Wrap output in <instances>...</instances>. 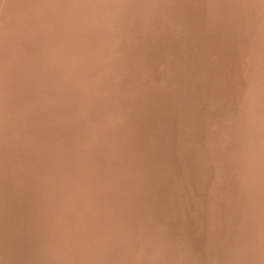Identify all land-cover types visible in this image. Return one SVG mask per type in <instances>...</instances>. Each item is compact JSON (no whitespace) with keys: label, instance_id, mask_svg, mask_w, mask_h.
Masks as SVG:
<instances>
[{"label":"rangeland","instance_id":"1","mask_svg":"<svg viewBox=\"0 0 264 264\" xmlns=\"http://www.w3.org/2000/svg\"><path fill=\"white\" fill-rule=\"evenodd\" d=\"M6 1H8V2H7V5H8L7 7H9V9H8L6 6L3 7V6H4V2H6ZM10 1H11V3H13L14 5H13V4H9ZM12 1H13V2H12ZM17 1H18V2H17ZM27 1H28L29 3H27ZM45 1H49V0H43V1H42V0H34V1H33V0H23V1H22V0H21V1H20V0H16V1H14V0H1V1H0V6H2V7H0V18L2 17V19H0V25H1V26H0V31H1V32H0V40H1V41H0V50H2V51H0V53H1V54H0V55H1V56H0V67L3 66L2 68H0V72L3 73L2 75H1V73H0V77H1V78H0V83H2V85H3V86H2V85L0 84V93H1L0 95H2V96L0 97V101H1V99H2V101L4 100L2 103L5 102V103L7 104V105H6V104H2V103L0 102V105L2 104L1 107L4 108V111H3L2 108L0 109V114L3 115V114H5V111H7L6 113H7L8 116H9V117H8L6 114L3 115V116L0 115V119H1V120H0V123L2 122V124H3V122H4L3 125L5 126V128H4V127H2L3 125L0 124V128L2 127V128L0 129V131H1V132H0V139H1V140H2V139L4 140L3 137H5V138L7 139V140L2 141V143L0 144V145H1L0 148H1L2 150H3V148L5 149L3 152H2V150H0V156H1V157H0V159H1V160H0V163L2 162V163L0 164V168L2 169V171L4 170V168H2V164H3V167H6V166H7L6 169H5L4 171H6L7 168H9L8 171H6V172L9 173V176H8V174H7L6 172L3 173L4 171L2 172L3 174L0 172V176L2 175L1 177H3L4 180H5V181H4V180H2L3 178H0V183L2 184V185L0 184V185H1V186H0V203H2V204L0 205V216H1V214L3 213L2 211H5V212H4V215L2 214L3 217L7 215V220H6V217H5V219L2 218V220H0V224L2 225V226L0 225V228H1L0 230H1V233H2L1 235L5 234V235L7 236V234H8L7 237H9V236L11 235L10 238L13 237L12 239L14 240V239H17V237H15V236H18L20 233H21L20 235H22L23 232L25 233V230H27V227L29 226L28 228H31V231L28 229L30 234L28 233V230H27L25 235H27V233H28V235L31 236V238L33 237L35 240H37V239L39 240V238H35V237H38L39 235H42V236L44 235V236H45V234H46V235L48 236V238H49V241H50V240H52V239H50L51 237H50V235H48V232H50L53 228H55V227H56L55 225H57L56 229L58 228V221L56 222L55 219H56V220H57L58 218L60 219L61 216H62L61 218H64L63 214H66V215H65L66 217H68V216L70 217V216H71V217H70L71 220H72L73 218L76 219L75 221H74V220L71 221L72 224L70 223V225H72L71 228L73 229V227H75V226H73V225H76V224H73V222L75 223L77 220H80V218H79L80 216H81L82 219H85L84 217H82V215L84 216L83 213H86V211H85L86 208H85V206H84V202L86 201V204H85V205H87V203H89L88 199L86 198V200H84L83 197L80 196V197L82 198V200H80V199H81V198H80V199H79V202L77 201V203H76L75 201L78 200V199H76V198H77L76 196L78 195V197H79V191H78V190H81V189H82V187H81V186H82V185H81L82 183H81V182L84 183V181H82V178H83V176L86 177V174L84 175V172H86V170L88 169V165L91 167L92 159H93V158L95 159V157L91 158L92 153H94L96 149H97V150H96L97 152L99 151V152L101 153V150H100V148H99V145H100L101 149L103 150V148L106 147L105 145H108L106 141H107V140H110V141H109L110 143L113 142L114 145L117 144L118 146H115V147H114L113 144H112V145H113V146H112V145L109 143V145H108L107 148H108V149H111V147H112V152H113V150H114L115 148H116V149L118 148L119 150H118V149H117V150H118V151H121V152L118 153V154H124L128 149L133 148L132 145H134V148H135V149H133V151H132V150H131V151H132V152L135 151V153H136V152H139L138 154H140V155H137V154H136L137 157L134 156V155H131V156H132V159H131V158H130V159H131L132 162L135 163V161H136V160L134 159L135 157H136L137 159H138L139 156H140V158H142V157L144 156V154H145V153H144L145 150L147 151V152H146V155L149 154V153H148V150H150V151L152 150L151 147H152L153 145H150V141H151V140H152V141H151V144H153V143H154V142H153L154 140H155V141H156V140H159L158 138L164 139L165 136H167V133H166V132H168V134H169V131H167V130H171L172 128H174V126L176 125L174 122H177V123L179 124L178 126L176 125V127L178 128V130L180 129V125H181V124H183L182 126H184V127L186 126V124H187L186 127H188V124H190V126H191V128H192L193 125H198V124L200 123V121H203V116H206V119H208V118H207V117L209 116L208 114H214L215 112H219V110H221L220 107H222V109H223V110H221V112H220L221 115L216 113V114L213 115L212 118H211V115H210V121H211V123H209L210 125H209V124L207 125V124H205V123L202 122L201 124L203 125V127H204V126H205V127H204V128H199V125H198V129H200L199 132H198V130L196 129L197 126H196V128L193 127V130L191 129L192 131H194V132H192V133H194V134H192V135L195 136V134H196L195 137H197V138H195V137L193 138V136H192L191 134H188V132H187V134H188V135H187L186 133H184V131H181L180 133H181L182 135L179 134L180 137H177L178 134H176V133H179V132H178V130L175 131V130H176V127H175V129H173V130L175 131V135H177V136L173 135V134H174V131H170V132H172V133H171V137L173 136L172 138H174V136H175V139H176V137L179 139V138H181V136H182L183 139H184L183 142H186L183 134H186V135H187L186 137H188V136L190 135V136H192V141H190V140H191V137H190V136H189L190 138L188 137V138L190 139L189 141H190V143H193V140H194V143L192 144V146H195V145H196L195 142L197 143V140H199V139H198L199 136H197V135H200L202 131H203V133H207V132H208L207 134L209 135V131H210L211 128H212V126H211V124H212V125H213V128H214V130H211V131H210L211 134H212V137L215 138V139H218V140L220 139V141H222L221 144H222V143H223V144H222V149L220 150V153H221V152H223V153L226 152L225 155L221 153V155H222L223 157H222V156L220 157V155H218L217 158H219L220 160H219V159H216V161H217V162L219 161V162H221V163L224 164V166H223V164H221V163L218 162V163L220 164V165H218V166H219V169H220V170L222 169V171H226V172H228V173H226V174L235 173L236 171H237L238 174H239V171H240L241 174L243 175V174L245 173L244 171L246 170V173H247V171H248L247 169H249V168H250V170H249L250 173H252V172H251V171H252L251 169L253 168L252 166L255 165L256 163H258V162H259L258 160H261V159L263 160V159H264V156L261 155V152H262V154H264V152H263V151H264V149H263V148H264V138H261V139H259V142H258V146H259V148H257L256 150H254L256 153L253 152L254 155H255L256 157H253V159H252V161H251V164L253 163L252 166H249V165L247 164V162H246L245 164L243 163V164H241V165H236V166H237V167H236L234 164H232L233 162L230 160V159H232V156H233V157H234V156H238L239 154L243 153V147H244V144H241V143H244V142H242V140H243V138H245V136H246V135H245V134H246V127L248 126L247 123H248V120H249V118H250V116H251V111L254 110V109H257L259 106H261L260 99H262V95H263V93H264V46H262V47H257V48H254V49H253V47H249V46L246 44V41H245L244 39H241V38H242L241 36L245 34V31H246V30H250V29H251V26L254 25V24L252 23L251 19L247 16L244 7L232 6L231 3L229 2V0H188V3H189V4H188V6H187L186 8H184V10H183V17H182V18L180 17L181 19L177 21L178 23H176V24H178V26H176V27H179V23H180V28L182 29V30H181V29H180V30L185 34V35H183L181 31L179 32V30H177V29H179V28H176V27H175L176 30H174V26H175V22H176V20H174V22L169 21V22H172V24L174 23L173 26H172L171 23H169L170 25H167V24H168V20H167V21H166V20H163V18H165V16L161 18V19H162V22H161V20H160L159 18H157V20H155V19H156V18H155V15L153 16L154 18H153L152 16H151V17H152V18H151V17L149 16V13H146V12L142 9L143 4H144V0H131V1H132V5H134V7L132 6L133 8H132V7L130 6V4H129L131 1L129 2V0H127V2H129V3H128L129 6L126 4L127 6L125 7L124 4L127 3V2H126V0H125V3H123L124 1L122 0L123 2L121 1V3H120L121 6H120L119 8H117V9H116V7H118L119 4L117 5L116 3H118L120 0H119V1H117V0H106V1H105V0H104L105 2H104L103 0H102V1H101V0H98V1L102 2L101 4H100V2H97V1L95 0V1H96V2L102 7V9L99 7V5H96V2H95V1H94L95 3H93V4H95V6L91 3V5H92L93 8L96 7V6H98V7L96 8L97 10L94 8L97 12H96V11L94 12V9H93V13H94V14L96 13L95 16H94V14L91 15L92 13L90 12V13H91V14H90L91 16L89 15V16H90V19H91L92 17H94V20H95V19L97 18L96 16H97V15L100 16L102 13H104V12H102V11L105 10V8H107L108 11L105 10V11H106V14H107V16L110 15L109 18H108L109 21H107L108 24L105 22V21H106V19H105L106 14H105V13H104L105 15L102 14V15H104V19H105V20L103 19L104 22L102 21L101 24L103 23L104 27H107V25L110 26V31L113 29V25H114V27H116V26L119 24L118 29H121V30H122V26H123V28L127 27L126 30L128 31V33H130V32H132V31H129V29H132V30H133V29L135 28V25L138 26V25L141 24L142 26H139V27L135 28L136 31L138 30L139 33L136 32L135 30H133V32H134V31H135V32H134V33H130V35L133 34V35L135 36V33H137V34H138L137 36H138V37L140 36V38H144V37H141V36H145V35H146V36H151V37H149V38L146 37V39L149 40V41L146 40V42H144L145 39L142 40V39H139V38L136 37V36H135V37L128 38L127 36H128L129 34H128L126 31H125V32L127 33V36H125L126 38H123V37H122V34L125 35V33H124V30H125V29H123V31L120 30L121 32L118 30V31L120 32L121 36L116 35V33H115L116 36H114V38L116 39V42L118 41L117 44L120 42L119 40H117V38L119 39V37H122V38L120 39V40L123 39L122 41H124V39H127V38H128L129 40L131 39V40H130L131 42H134V41H133V38H135V43H133V44H132L131 42L128 43V41L125 40L124 43H122V42L119 43V44L121 45V47H119V46H120L119 44H118L119 46L114 47L116 44L114 45V44L111 43V40H110V39H112V36H110V34H112V33H111V32H110V34L108 33L109 27L106 29L107 32H105L106 30H105V28L103 27V25H102V27H103L102 30H104V31L99 30V28L96 27V26H100V25H101L100 23H99V24H100V25H99L98 22L96 21V23L98 24V25H97V24H95V23L93 22V24L95 25V26H94V31H95V30H96V31L99 30L98 32L101 31V33L103 32V34H105V33H108V34H109V38H110V39H106V37H108V35H107V36H103L104 38L101 37L102 41H103L104 43L106 42V46H108V43H107V42L110 41L109 44H110V45L112 44L113 47L116 48V50L113 48V49H114V52H115V51L117 52V50L119 49L118 53L121 54V55H123L124 52H125V51L123 50V48L126 50V52H125V54H126V55H125L126 58H125L124 55H123V56H124V59H123V56H121L123 62L125 61V59L127 60V57H128V58H131V57H130V54L132 55V52H130V51L132 50V49H131V46L133 47V45H135V47H133V48H135L133 51L137 50V51L139 52V50H140L141 48H143L144 46L148 48L149 46H151V45L153 46V45H154V46L156 47V49H155V47H153L152 50H153V49H154V50L152 51V50H151V47H152V46H151V47H149L150 49H148V50H149V51H148V50H145V49H147V48L144 47V49H143L144 51H141V54H143V52H145V51H146V52L148 51L147 53L145 52L147 55H149L150 53L153 55L152 52H154V55H153V56L157 55V58H156V56H155V57H152V58H153V59L155 58V59L157 60V59H159V57H158V53H159V54H160V55H159V56H160V59L158 60V62H162V63L165 62V63H167L168 66H170L171 64H172V65L174 64L175 66H174V65H173V66H174L175 68H177V66H180V65H181V67H182V66L185 64V67L183 66V68H182L183 70L181 69V71H180V67H178L179 69H177V70L175 69V70H176L177 72L180 71L181 74H183V75H182L183 77H184V75H186L187 77H186V76H185V77L187 78V80L190 79L191 77H193V78H191L192 80H191V79H190V81L188 80V82H190V89H189V83L185 80V78H184L183 80H181V79L183 78V77L181 76L182 78L179 79L181 82H179L178 78H179L180 76H179V77L177 76L178 78L175 76V75H180V73L176 74V73H177V72H176V73L174 74V76H173V74L171 73V72H173V70H172L173 66H171L172 68L170 67L171 69L168 68L171 74H169V73L167 74V70H168V69H167V67L164 65L165 63H163V65L166 67L167 70H166L165 67L162 65V63H158V64H159V65H158L159 68H158L157 65H156L157 63H154V62H157V61H154V60H153V63H152V65H151V63H150L149 61H151L152 58H150L151 60H148V61L146 60L147 62L144 61L145 59L149 58V57H147L146 54H144V56L146 55L145 59H144L143 57H141L143 63L140 62V61H141V60H140L141 58H140V59H137V60H139L138 62H139L140 64H143V65H140L139 63H138L139 65H138L137 63H134V62H135V58H136V56H137V58H138V57H140V55H141V54H140V55L138 56L139 53L136 52L137 55H136V56H132V58H133V60H134V62H133V61H132V62H133V64H135V65L137 64L138 66H137V65H136L137 67L134 66V65H133V66L136 67V68H138V67L140 66V68L142 69V70H138V74H140V75H141V71H143V70L147 71V72H146L147 74H146V73H145V74L142 73V74L145 75V77H142V76H140V75H135V73L133 72V73H134L133 75H135L136 77L138 76L137 79L143 78L142 80H144L145 83H151V81H155V79L158 80V79H160V78H164V79H162V80L159 81V82H163V80H165V78H167V79H166V82L168 83V81H171L172 84H174V86L176 85V86H175L176 89L174 88L173 85H172L171 87L169 86V85H171V82L168 83L169 85H168V84H165V82H164V83H160L161 85H163V84L165 85V89H164V90L161 88V87L164 88V86H161L160 84H159L160 86H157L158 88H161V89H162V92H163L162 94H165V93H167L168 91H171L172 94H173V90H174V91L178 90V87H177V86H179V90H178V92L181 91V93H182L181 98H182L184 101H185V99L183 98V95L188 94V93H186L187 90H188V91L190 90V91H189L190 94H191V92H192L193 90H195V88H197V89H196V90H197L196 92H198V93H197L198 95H199V91H198L199 89H200V93H201V91H202V93H204V91H205V93H207V94L209 93L208 96H207V94H206V96H207V98H208V99H207L208 101L205 100V102H204V101H203V98H202V101H203V104H202V105H204L205 103H207V105L205 104V106L207 107L208 105H210L211 108H212V110H214V113H211V112H212V111H211V108H210V109H209V108H206V110H205V109H202V108L198 107V106H201L200 104H201L202 102H200V100H199L200 98H197V97H198L197 94H196V93L193 94V92H192V95H193L192 97H194V95L197 96V97H194L193 100H194L195 98L198 99V101L200 102V104H198V101H197V100H195V101H193V103H191V102H192V101H191L192 99H190L189 97L187 98V97L185 96V98L189 99V101H188V100L186 101L187 103L183 101L184 103H186V104L189 105V106H185L186 108H189V109L186 110V111L188 112V114H186V113H184L185 110H180V111H179V109H181L179 103H181L182 100L179 101L178 104H176V103L174 102V100H173L172 103L174 104V106L171 104V107H169V108L167 109L168 111H166V109H165V108H167V107H165V106H170V105H166V103H164V101L167 102V99H166V98L168 97V99H169V100H168V103H169V101H170V103H171V100H172V99L170 100V97H172V96H173V97L176 96V93H177V92H174L175 95H171L170 92H168V95L170 94L171 96H170V95L168 96L167 94H166L167 96H166V95H162V94H160L161 91H160V93H156V92L159 91V89H158V91H155L156 89L154 90L153 87H155V88H157V87H156V86H152V85L154 84V82H153V84L151 85V87H152L153 89L150 88V90H149L150 93H149V91H148L149 88H148V87H150V86H148V84H147V86H146V84H144L145 86H144V85H143V86H144V87H147V88H145V89L147 90V92H148L149 94H151V92H152V90H153V91L155 92V94L157 95V96H156L157 98H156V97L154 96V95H155L154 92H152V96H154L153 99H155L154 102H155L156 99H157V103H158L159 106H157L156 103H155V104H156L157 107H160V110H161V104H162V107H165V108H164L165 110H163V109H162V110H163V111H166V112H168V113H169V109L172 108V106H173V107H176L175 105H177V107H179V109L176 107L175 109H172V111H170V112H172V113H169V114H173V115H171V117L174 116V112L177 113V111H173V110H177V109H178V114H179L180 116L182 115L181 111H182V112L184 111V112H183V115L186 114V115L190 116L191 113H192L193 116L196 115L197 118H199L198 120H196L197 118H195V117H194L195 120H193L194 118L191 119V120H192L191 123H194V124L191 125V123H189V121H190L189 118H190V117L187 119V120H189L188 122L184 121V123H182L183 119L181 120L180 118L182 117V118L185 119L186 117H183V115L180 117V116H178V115L176 114L179 118H177L176 115H175V116H176L175 118H168V125L172 122L173 119H175V121L172 122V123H174L175 125L173 126V125H171V124H172V123H171L170 126H167V124H166V123H167V122H166L167 120H164V118H167L168 116H166V113L163 112L165 117L163 118V115H161V117L163 118L164 122H166L165 124H166V129H167V130L165 131V130H164V124L162 125L161 123H157L158 121L154 120L155 117H153V115H154L156 112L160 111V110H159V108H157L156 106H155L156 108H154V105H155L154 102L152 103V102H150V100H148V98H149L151 95L148 94V95H149V97H148L147 92H146L144 95L147 96V98L144 97V99H145V100H148V101H146L147 103H152V104H154L152 107H153V111H156V112L153 113V111L151 112L150 110H148V111L151 112V113H150V112H147V113H150L149 115L147 114V116L149 117V118L147 117V118H148V121L145 120V118H146V117H145L146 114H145V116L142 115L144 118H143V117H140L139 120H141V118H143L145 122L147 121V123H149V124H147V125H145V126H148V125L150 126V125L153 124L154 122H155L157 125H158V124H160V126L162 125L163 127L161 126V128H163V129H161V130H164V132H163V131L161 132V130H160L161 133L159 132V133H160L159 136H160V135H161V136L163 135L164 138H162L161 136L159 137L158 135H157V136H158V138H157V136L155 135V134H157V131L154 129V127H155L156 125L154 124L155 126L153 125V128H152L153 131L151 130V127H152V126L150 127L149 130L152 131L153 133H154V130H155L154 135L156 136V139H154V140L151 139V138H155V136H154V135H153V137L150 136V135H152L153 133L150 132V131L147 129L146 132L149 131V132H148L149 134H148V133H147V134L150 136V139H151V140H149V139L147 140V142L149 141L148 143H149L150 147H149V145H148L149 148H148V149H147V148L144 149L143 146L146 147L147 145H146V146H145V144L143 145V142H144V143L146 142L145 140L148 138V136H147L146 133H145V136H147V137L145 138L144 134L142 135L141 132H143V131L145 132V129H146V128H145V126L143 125V127H144L145 129L142 128L143 131H141V132L138 131V130H140V128H139V129L137 128L138 125H139V120L137 119V118H138L137 115H139L142 111L140 112V110H139L138 107H137V109H135V110H136V111L139 110V111H138V112H140L139 114L134 115V114H136L135 112H134V114H132L133 112H132V113L129 112L130 115H131V114L133 115V118L131 117L132 119H130V120H132V123H133L134 125H135V123L133 122V120H134V119H135V120L137 119V120H136V121H137V123H136L137 126L135 125V127H134L132 124L128 125V126H130V127L127 126V124L131 123V121L128 122L129 119L126 118L127 116H129L128 111H127V114H128V115H127V116L125 115V114H126V113H125V112H126V109H128L127 106L130 105V104H131L130 106L133 107V108H132V109H133L132 111H135V110H134V106H132V105L135 104V107H136V102H135V101H138V99H139V102H138L139 105L141 104V106H145V102H144L145 100L143 101L144 104L142 103V100H140V97L143 95V94L140 92V91L142 90V88H141V90H139L140 94H142V95H139V94H138L139 92H138V90H137V89H139L140 87H143V86H141V85L139 86V83L136 82L137 79H135V83L133 82V85H134V84H135V85L138 84L139 88H138V86H135V85H134V86L137 88V89L135 88V89L137 90V94H136V91H135V90H134V91H135V95H138L139 97L136 96L137 98H135V99L130 98V99H132V100L134 101V104H132L133 101H129V102L127 101L128 103L131 102L130 104H127V102H126L125 100H123V102H125L127 105L124 104V103H122L121 101L119 102V100H121L122 98H126L127 100H130L129 98H127V96H126V97H122V96H123V95L125 96V93H127V90H128V89L130 90V89L134 88L133 85H131V84H132L131 82L134 81V80L132 79L133 76H130V75L132 74L131 72H132L133 70L135 71L136 69H133L134 67H131L132 64H131L130 62H129V64H131V65L128 64V60H127V64H126V65H128L127 67H125V66H126V65H125L126 61H125L124 65H123V62H122V63H119V62H118L119 65H117L118 63L114 61L115 58H113V57H115V56L118 55V54L115 55L116 52L114 53L112 49H111V50H112L113 53H111V52H110V51H111V50H110V47H106V46H105V48H104V46H103V48L101 47L102 45H104V43H102L101 40H100V41L98 40V38H100V37H96L97 33L95 32V33H96V35H95V33L93 32V29L90 28V26H93V24L91 25V23H92L91 20H92V19L90 20V22H88L89 19H88V21H87V19H86V18H88L89 11L86 12V10H85L84 12H86V13L83 12L84 14H83L82 12H79V11H81V10H79V8H81V4H82L83 8H84L85 5H87V6L85 7V9L87 8V10H89L88 7L91 8V7H90L91 5H89V4H90V2H93V1L88 0V3H87V2H86L87 0H84V2H86V3L83 5V3H84V2H82L83 0H81V1H80V0H77V1H80V7H79V3H77L76 0H73V1H72L73 3H71V0H70V2H69V0H65V1H68L67 3H70V5L68 4L69 7L67 6V3H66L64 0H59L60 2H58V0H57V4H55V3H56L55 0L51 1L52 3H48V2H45ZM74 1H75L76 5H73V4H75ZM89 1H90V2H89ZM108 1H110L109 3H111V4L107 3V4H108V5H107L108 7H105L106 5H105L104 3L108 2ZM112 1H113V4H112ZM116 1H117V2H116ZM141 1H142V3H143V4L140 3V5L142 4V5H141L142 7L139 6V2H141ZM43 2H44V3H43ZM49 2H50V1H49ZM62 2H63V3H62ZM114 2H115V5H117V6H115V9H112V7L114 8ZM134 2H135V3H134ZM18 3H19V4H18ZM20 3H21V4H20ZM24 3H25V4H24ZM41 3H43L44 5L41 4ZM136 3H137V4H136ZM1 4H3V5H1ZM16 4L18 5L19 9H18V7H17ZM22 4L24 5L23 8H22V6H23ZM28 4H29V5H28ZM36 4H37V5H36ZM48 4H51V5H48ZM58 4H60V8L58 7V6H59ZM77 4H78V7H77ZM5 5H6V3H5ZM10 5H11V6H10ZM26 5H27V6H26ZM47 5L49 6V8H51V10L48 8ZM53 5H56V7L53 6ZM61 5H62L63 7H62ZM64 5H65V6H64ZM72 5H73L74 7H73ZM88 5H89V6H88ZM103 5H104V6H103ZM110 5H112V6H110ZM122 5H124V6L122 7ZM135 5H136V6H135ZM12 6H15V7L13 8ZM32 6H33V7H32ZM42 6H43V7H42ZM71 6H72V7H71ZM75 6H76V7H75ZM138 6H139V7H138ZM29 7H30V8H29ZM37 7H41V8H37ZM45 7H47V8L45 9ZM67 7H68V12H70V13H67V12H66V11H67V9H66ZM70 7H71V8H70ZM121 7H122L123 9H124V7H125V9H126L127 7H129V9H130L129 11H130L132 14H129V11H127V12L124 11V13H128L127 15L121 13L120 11H118ZM137 7H138V8H137ZM1 8H3V9H1ZM4 8H5L6 10H5ZM21 8L24 9L23 12H21V11H22ZM25 8H26V9H25ZM27 8H28V10H27ZM31 8H32V9L34 8V9L31 11V10H30ZM52 8H53V9H52ZM55 8H57V9L55 10ZM72 8H73L75 14L73 13ZM75 8H76V9H75ZM83 8H81L82 11H83ZM98 8L101 9V14H100ZM108 8H110V9H108ZM122 8H121V9H122ZM12 9H13V10H12ZM17 9H18V11H17ZM37 9H38V10H37ZM58 9H59V11H61V12L64 11V14H68V15H69L67 19L70 20V22H69L68 20L65 19V16L67 17V15L64 16V14H62L64 17H63L62 15H60V16L58 15V14L60 13L59 11H57ZM61 9H62V10H61ZM63 9H64V10H63ZM65 9H66V11H65ZM121 9H120V10H121ZM138 9H140V10L138 11ZM141 9H142L143 13H142ZM2 10H5L4 12L7 14L6 16H3V15H5V14H2V13H4ZM20 10H21V11H20ZM43 10H44V11H43ZM70 10H71V11H70ZM75 10H77V12H76ZM90 10H91V9H90ZM109 10H111V11H109ZM112 10H113V11H112ZM115 10H117V11H115ZM133 10L135 11V13L132 12ZM1 11H2V12H1ZM12 11H13V12H12ZM15 11H16L17 13H16ZM25 11H27L26 13H27L28 15H30V14H32V15H30V16L26 15L27 17H25V15H24V16L22 15V16H23V17H22L21 14L24 13ZM48 11H49V12H48ZM91 11H92V10H91ZM114 11H115V12H114ZM136 11H137V12H136ZM140 11H141V13H140ZM244 11H245V12H244ZM20 12H21V13H20ZM34 12H37V13H34ZM41 12H42V15H41ZM53 12H57V15H56L55 13H53ZM78 12H79V13H78ZM107 12H108V13L111 12V13L108 14ZM113 12H114V13H113ZM116 12H118V13L120 12V13L118 14L119 16H117V15L115 14ZM10 13H11V14H10ZM18 13H19L20 16L18 15ZM26 13H24V14H26ZM29 13H30V14H29ZM49 13H50V14H49ZM81 13H82V15H83L84 17H83L82 15L80 16ZM98 13H99V14H98ZM112 13H113V14H112ZM137 13H139V14H141V15H143V14L145 13L146 15H143V17L145 16V17H147V18H144V19H142V20L144 21V20L146 19L147 21L145 20V22H143L142 20H139V19L142 18V17H140L141 15H138ZM33 14H35V15H33ZM43 14H44V15H43ZM52 14H53V15H52ZM60 14H61V13H60ZM70 14H73L74 17H73L72 15H70ZM111 14H112V15H111ZM134 14H136V16L138 15V18H139V19H138L136 16H133L132 19L137 18V19H138V22L142 21V23L139 24L138 22H136L135 25H133L134 23L131 24L133 21L136 20V19H134V20L131 19V17H132L131 15H134ZM1 15H2V16H1ZM14 15H15V16H14ZM77 15H78L79 17H77ZM102 15H101V17L98 16V17H99V21H101V18L103 17ZM115 15H116V17H119V18H117L118 20L120 19L119 21H121V17H120V16H123V18H124V15L127 16V18H126V16H125L126 20H127V19H129V21L132 20L131 23L127 24V25H131V26H129V29H128V26L126 25V22H128V20H127V21H126V20L124 21V19H123V22H122V23H124V24L120 26V24H122V23H121V22H117L118 20L115 19V18H116ZM152 15H153V14H152ZM35 16H36V17H35ZM39 16H41V18H42V21H40V23H42V24L39 23V20L41 19ZM43 16H44V20H43ZM58 16H59V17L62 16V17H61L60 19H58ZM181 16H182V15H181ZM7 17H8V18H7ZM11 17H12V18H11ZM28 17L31 18V21H30L31 23L29 22L30 19H28ZM45 17H48V18H49V19L47 18L48 21H45V19H46ZM69 17H70V19H69ZM71 17H72V18H71ZM81 17H83V19H85V21H84V20L81 21V20H82ZM95 17H96V18H95ZM110 17H112V18L110 19ZM114 17H115V18H114ZM19 18H20V19H19ZM34 18H36V19H34ZM54 18H56V19H54ZM77 18H79L80 22L82 23V26L80 25L81 23L78 21ZM113 18H114V19H113ZM263 18H264V17H263ZM10 19H11V20H10ZM22 19H23V20H22ZM33 19H34V21H33ZM61 19H65V21H67V22H65L64 20L61 21ZM72 19H73V20L77 19V20H75V21H77V22H73ZM112 19L115 20V21L117 20L116 23H118V24H117V25L114 24L115 21H113V24L110 25V23H112V22H111ZM166 19H168V18H166ZM183 19H184V20H183ZM185 19H187V20H185ZM1 20H4V21H1ZM5 20H6V21H5ZM19 20H22V21H19ZM37 20H38V22H37ZM51 20H52V21H51ZM53 20H54V21H53ZM58 20H59V21H58ZM94 20H93V21H94ZM97 20H98V19H97ZM159 20H160V21H159ZM169 20H172V19L169 18ZM181 20H183V21H181ZM13 21H15V23H14ZM17 21H18V23H20V22H21V23L18 24ZM23 21H24V22H23ZM25 21H28V22H25ZM56 21H57V22H60V24H59V23L56 24ZM158 21L160 22V24H158V23H159ZM163 21H165V22H167V23H165V22H163ZM180 21H181V22H180ZM184 21H185V24L183 23ZM196 21H197V22H196ZM198 21H199V22H198ZM32 22H33V24H34V22H35L34 26H37L38 28H41L40 26L42 25V28L40 29L41 31H39V29L37 30V27H34L33 25H31ZM43 22H44V25H43ZM48 22H51V23H48ZM52 22H53V24H54L53 26L51 25ZM71 22H72V23H71ZM87 22H88V23H87ZM109 22H110V23H109ZM155 22H156V23H155ZM186 22L189 23V24H187ZM200 22H201V23H200ZM8 23H9V24H8ZM46 23L49 24V25H47ZM63 23H64V24H63ZM66 23H67V24H66ZM73 23H74V24H73ZM77 23H78V25L76 26ZM85 23L88 24V25H90V26L85 25ZM89 23H90V24H89ZM104 23H106L107 25L104 24ZM148 23H149V24H148ZM161 23H163V24H161ZM164 23H165V24H164ZM6 24H7V25H6ZM10 24H12V25H10ZM25 24H26V25H29L28 28H29L30 26H31V27L28 29L27 26H25ZM39 24H40V25H39ZM62 24H63V25H62ZM65 24L67 25V28L70 27V26H71V28H72V25H74L73 28H72L73 30L75 29V26H76V27L80 26V27H78V28H80L81 30H79V29L77 30V28H76V32L78 31V32H79V35H78V32H77V34H76L75 30L73 31L71 28H70V29H69V28H68V29L65 28V26H66ZM68 24H72V25H68ZM83 24H84V26H85V29L87 28L86 30L84 29V33H83L85 37H82L83 35L81 34V32L83 31V28H84V27H83ZM144 24H145V25H144ZM186 24H187V25H186ZM195 24H196V25H195ZM2 25H3L5 28H4ZM23 25H24L25 27H23ZM38 25H39V26H38ZM45 25H47V27H46V28H47V29H46V32H45V29L43 30V28H45ZM56 25H59V26H56ZM105 25H106V26H105ZM115 25H116V26H115ZM158 25H159V26H158ZM164 25H167V26H168V29H166L167 26H164ZM181 25L184 27V29L182 28ZM184 25H186V26H184ZM6 26H7V27H6ZM8 26H9V27H8ZM12 26H14V27H12ZM20 26H21V27H20ZM51 26H52V27H51ZM54 26H55V27H54ZM62 26H63L64 28H63ZM86 26H87V27H86ZM111 26H112V29H111ZM124 26H125V27H124ZM132 26H133V27H132ZM157 26H158V27H157ZM160 26H161V30H160ZM171 26H172V28H171ZM2 27H3L4 29H3ZM10 27H11V28H10ZM32 27H33L35 33H32V32H33V29H31ZM59 27H60V28H59ZM81 27H82V28H81ZM88 27L90 28V30L92 29V30H91V31H92V34H94V36L92 37V39H90L91 36H92V34H90L91 31H89ZM102 27L100 26V28H102ZM120 27H121V28H120ZM130 27H131V28H130ZM140 27H141V29H140L141 31H139V28H140ZM143 27H144V28L146 27L145 29L147 30V33H145L146 30H145ZM147 27H150V28H147ZM153 27H154V28H153ZM163 27H165V31H162V29L164 30ZM169 27H170V28H169ZM257 27L260 29V26H257ZM6 28H7V30H6ZM8 28H9V29H8ZM16 28H17V31H16ZM22 28H23V29H22ZM49 28H51V29H49ZM53 28H54V30H55V29H56V30L52 33L51 30L53 31ZM96 28H97V29H96ZM151 28L153 29V31H152ZM186 28H187V29H186ZM189 28H190V29H189ZM21 29H22L23 31H22ZM59 29H60V30H59ZM63 29H64V30H63ZM115 29H117V27L114 28V30H112V31H113V34H114V32H115ZM142 29L144 30V32H143ZM150 29H151V30H150ZM9 30H10V31H9ZM13 30H14L15 34H14ZM18 30H21V31H18ZM25 30H26V31H25ZM31 30H32V31H31ZM35 30H36V31H35ZM49 30H50V31H49ZM68 30H69V31H68ZM148 30L151 31V32H148ZM154 30H155V33H154V35H152L153 32H154ZM156 30H158V32H156ZM166 30H167V33H166ZM168 30H169L170 32H168ZM171 30H172V31H171ZM184 30H186V31H184ZM24 31H25V32H24ZM27 31H28V33H26ZM30 31H31V32H30ZM43 31H44V32H43ZM57 31H58V32H57ZM63 31H64V32H63ZM66 31H67L68 33H66ZM72 31H73V32H72ZM85 31L89 32V36L91 35L90 37H88L89 40L86 39L87 36H88V33L85 32ZM175 31H176V32H175ZM187 31H189L190 33H189V32L187 33ZM17 32H18V33H17ZM23 32H24V33H23ZM36 32H37V34H36ZM40 32H42L43 35H42V33L40 34ZM55 32H56L57 34H56ZM69 32H72V33L69 34ZM104 32H105V33H104ZM140 32H141V34H144V35H139ZM160 32H161V34H159ZM164 32H165V34H163ZM6 33H7V35L5 36ZM12 33H13V34H12ZM30 33H32V34H33V37H35V38L37 37L36 35H38V34H39V36H42V37H41V38H40V37H39V38L37 37V38H36L37 40H35V38L33 39L32 34H30ZM44 33H45V34H44ZM48 33H50L49 35L51 36L50 38H51L52 41L50 40V38H49V36H48ZM54 33H55V34H54ZM62 33H63V34H62ZM74 33H75L77 36L74 35ZM101 33H99L100 36H102ZM148 33H149V35H148ZM156 33H157V35H156ZM168 33H169V35H168ZM173 33H174V34H173ZM177 33H178V34H181V36H180V35L178 36ZM201 33H202V34H201ZM262 33H263V32L260 31V36H262ZM22 34H23V35H22ZM51 34H52V35H51ZM53 34H54V35H53ZM59 34H60V38H59V36H58ZM80 34H81L82 36H81ZM85 34H87V35H85ZM162 34H163V35H162ZM171 34H172V35H171ZM187 34H188V35H187ZM189 34H190V35H189ZM11 35H12V36H11ZM14 35H15V36H14ZM26 35H28V36H26ZM44 35H45V37H46V35H47V37H48L49 39H48L47 37H46V38L43 37ZM68 35H69L70 37H69ZM72 35H73V37H71ZM99 35H98V36H99ZM105 35H106V34H105ZM133 35H132V36H133ZM155 35H156V36L159 35L157 38L155 37L156 41H155V39L153 38V36H155ZM182 35L185 37V39L183 38ZM186 35H187V36H186ZM199 35H200V36L202 35L204 38H203L202 36H201V37H202V38H201ZM9 36H10V37H9ZM25 36H26V37H25ZM52 36H53V37H52ZM55 36H57V37H55ZM61 36H62V37H61ZM65 36H66V37H65ZM117 36H118V37H117ZM168 36H169V37H168ZM191 36H192V38H191ZM7 37H8V38H7ZM17 37H18V38H17ZM67 37H69L70 39L72 38L71 41H70L69 38H68V40H67ZM74 37H75V38L79 37V38H81V39H85L84 43H86V42H87V43L84 44V43L82 42L83 40L81 41V39L78 38V39H79V40H78V39H75ZM95 37L97 38V40H96ZM116 37H117V38H116ZM129 37H130V36H129ZM167 37H168V39H169V38H170V39L168 40ZM172 37L175 38V41H172V40H173ZM187 37H189V38H187ZM3 38H4L5 40H4ZM15 38H16V39H15ZM22 38H23V41H22ZM27 38H28V39L31 38V40H28V41H27ZM55 38H57V39H59V40H57V39H55ZM61 38H66V39H61ZM73 38H74V40H73ZM114 38H113V39H114ZM137 38H138L139 40H141V41H140V42H142L141 45H140V42L137 41ZM152 38L154 39V41H153ZM160 38H161V39H160ZM162 38H163V40H162ZM177 38H178V39H177ZM179 38H180V39H179ZM193 38H194V39L198 38V39L194 40ZM7 39H8V40H7ZM24 39H25V41H24ZM39 39H40V40H39ZM46 39H48V40H46ZM54 39H55V40H54ZM105 39H106L107 41H106ZM113 39H112V41H113ZM159 39H160V40H159ZM190 39H191V40H190ZM199 39H200V40L202 39V40L200 41ZM203 39H205V40H203ZM240 39H241V40H240ZM3 40H4V42H7V43L5 44V43L3 42V43H4V44H3V43H2ZM6 40H7V41H6ZM14 40H16V41L14 42ZM20 40H21V41H20ZM32 40H33V41H32ZM49 40H50V41H49ZM75 40H77L78 42L75 41ZM86 40H87V41H86ZM104 40H105V41H104ZM108 40H109V41H108ZM161 40H162V41H161ZM166 40H167V41H166ZM189 40H190L191 42H190ZM197 40H198V41H197ZM17 41H19V42L17 43ZM26 41H27V44H26ZM29 41L31 42V44H30ZM35 41H36V42H35ZM40 41L42 42V44H41ZM45 41H46L47 43H46ZM48 41L50 42V44H49ZM54 41H55V42L57 41V43H58L59 45L61 44V46L59 47V45H57V43H55ZM64 41H66V42L64 43ZM67 41L72 42V43H73V41H74L73 46H71L72 43H69V42L67 43ZM93 41H94V42H93ZM98 41H99V43H98ZM152 41H153V44H152ZM171 41H172V42H175V43H172ZM182 41H183V42H182ZM204 41H205V42H204ZM206 41H207V43H209L210 46L206 43ZM9 42L11 43V45H9ZM12 42H13V43H12ZM23 42H25V44H22ZM33 42H34L35 44H34ZM37 42H39L41 45H40L39 43H37ZM44 42H45V43H44ZM52 42H53L54 44H52ZM59 42H60V43H59ZM62 42H63V43H62ZM76 42H77V43H76ZM80 42H81V44H80ZM91 42L93 43L94 46L91 44ZM126 42H127V43H126ZM137 42H139V43H137ZM147 42H148V43H147ZM163 42H164V45L162 44ZM187 42H188V43H187ZM199 42H201V44L204 45L203 49H202V45H201V44H197V43H199ZM14 43L16 44V46H15ZM96 43H97V44H96ZM136 43L138 44L137 47H138L139 50L136 49ZM166 43H167V44H166ZM169 43H171V45H169ZM182 43H183V44H182ZM1 44H3V45L1 46ZM12 44H13V46H12ZM20 44H21L22 46H21ZM36 44H37V45H36ZM38 44H39V46H38ZM43 44H44V45L47 44V46H46V45L44 46ZM68 44H69V45H68ZM76 44H77V45H76ZM99 44H101L100 48H102V50H101L100 48L98 49L97 46H98ZM122 44H123V45L126 44V45H124L125 47H124ZM128 44H132V45H128ZM142 44H143V45H142ZM145 44H147V46H146ZM150 44H151V45H150ZM159 44H160V45H159ZM161 44H162V45H161ZM186 44H187L188 46H187ZM189 44H190V46H189ZM4 45L7 46V47H5ZM8 45L10 46V48H9ZM17 45H18V46H17ZM27 45H32L31 50H35L36 52H37L38 50H40V52L43 53V49H44V52H46V51H47V52L49 51V52H48V53H43L44 56H42V54H41L39 51H38V52L40 53V55H39L38 53L34 52V51H33V52H34V55H33V52H30V53L34 56V57H33V56H31V54H29V51H31V50H29L31 46L26 50ZM34 45H35V46H34ZM53 45H55V47H53ZM56 45H57L58 47H56ZM63 45H64V46H63ZM74 45L76 46V49L73 48ZM79 45H80V46H79ZM83 45H88V46L90 45V46H89L90 48H89L88 46H86V47L88 48V49H87V48L84 47ZM91 45H92V47H91ZM95 45H96V47H95ZM139 45H140V46H139ZM156 45H157V46H156ZM166 45H167V47L172 46V47H170V50L172 49V51H170V50L168 49V51H170V52H168L167 49H166V48H167ZM173 45H174V47H173ZM182 45H184V47L187 48V50H185V48H184ZM206 45H207L208 47H207ZM212 45H213V46H212ZM3 46H4V47H3ZM14 46H15V47H14ZM24 46H26V47H25V48H22V47H24ZM33 46L36 47V48H34ZM41 46H43V47H41ZM49 46H51V47H49ZM81 46H82V48H83V51H84V52H85V51L87 52V53L85 52V53H86L85 55L82 54V53H84V52L81 51V50H82ZM122 46H123V47H122ZM126 46H127V47H126ZM141 46H143V47H141ZM162 46H163V47H162ZM177 46H178V47H177ZM186 46H187V47H186ZM194 46L197 48V51H196V48L194 49L196 52H194V50H193ZM199 46H201V48H199ZM205 46H206V47H205ZM11 47H13L14 49L12 50ZM44 47H46V49L48 48V50H46ZM64 47H65V48H64ZM67 47H68V48H67ZM158 47L160 48V50H163V52H164V51H165V52L167 51V53H168L167 55H169V56H167L165 53H164V54H165V56H167V57L170 58V59H172L171 56H173V57L176 58V59H177V57L180 56L179 59L181 58L182 60H184V59H186V57H184V59H183L182 55H184V54H185L184 56L187 55V58L190 56V58L187 59V62H186V63H189V64H187V67H188V68H189V65H190V64H192V65H191L190 68L188 69V68H186V63H185L184 61H182V60H179V59H178V61H181V62H179L180 65L178 64V61L176 62V60H175V61L171 60L173 63H171V64L169 65L168 63H170V62H169V61L166 62V60H167L168 58H166L165 56H162L163 58L161 57V54H162L163 52L161 51L162 53H160V50H158ZM161 47H162V49H161ZM182 47L184 48L183 50H185L186 52L183 51V50H181ZM188 47H189V48H188ZM211 47H212V48H211ZM214 47H215V48H214ZM8 48H9L11 51L8 50ZM15 48H17V49H15ZM20 48H21L23 51H22ZM33 48H34V49H33ZM37 48H40V49H37ZM42 48H43V49H42ZM51 48H54V49L52 50ZM55 48H56V49H59V50L56 51ZM61 48H62V49H61ZM84 48H86V49H84ZM96 48H97V50H99V51H96ZM107 48H109L110 51H109V50H108V51H109V53H111V55H109V54L107 53V54H106L107 57H111V56H112L111 58H108L107 60H109V59L111 60V59L113 58L112 60H113V62H115V64H114L115 67H113V65H112L113 63L111 64V65H112V68L114 69V68H117V67H118L119 69H118V68H117V69L121 71V72H120L121 74L125 75V76H124L125 78H126V75H127V77L130 76V78L132 79V81L130 82L131 84H130V83H128V84L131 85L132 88H127V87H129V85L127 84V81L129 82L130 78H128L129 80H128L127 78L125 79V81L122 80V78H121V74L118 72L117 69H114V70H117V72L115 71L116 74H117V73L120 74V76H119L120 78H119V79L122 81L121 83H124V84L126 85L125 87L123 86V84H120L119 79L117 78L118 75H116L117 77L115 78V79H118V80H115V79L110 80V78H109L108 80H107V79L104 80L105 77H107V78H108V77H112V75L115 74L112 68H111V69H112V72H110V69L108 68V70H109V71H108V74H109V75H107V76H104V75H105L104 73L102 74L103 77L101 76V74H100V75L96 74V73H102L103 69H105V68H104L103 66H101V67H103V68H101L102 70H100V68H97V66H95V65H98V67L101 65V64H98V62L100 63V59H99V60H98V59H93L91 56H93L94 58H96V57L99 55L97 58H99V57L102 56V58L104 57V59H105V58H107V57H106L104 54L107 52V51H106ZM111 48H112V46H111ZM117 48H118V49H117ZM121 48H122V49H121ZM126 48H127L128 50H130V51H128V53H127V49H126ZM180 48H181V49H180ZM3 49H4V51L7 52V53H4ZM18 49H20V50L18 51ZM49 49H50V50H49ZM63 49H65V50L63 51ZM66 49H67V50H66ZM68 49H70V50H72V49H73V50H76L77 52H75V51H74V52L77 53V55H76L74 52H73V53H74V54H73L72 51H68ZM79 49H80V50H79ZM93 49H95V50H93ZM103 49H104V52H105V53L102 52ZM105 49H106V50H105ZM178 49H180V50H178ZM188 49H190V50L188 51ZM200 49H201V50H200ZM61 50H62L63 52H62ZM89 50H90L91 52H93V53H92V54H91V52L89 53ZM141 50H142V49H141ZM150 50H151V51H150ZM156 50H157V53H156ZM192 50H193V52H192ZM198 50H199V51H198ZM213 50H214V51H213ZM216 50H217V51H216ZM8 51H9V52H8ZM16 51H18V53H16ZM52 51H53L54 53H52ZM55 51H56V52H55ZM59 51H60V52H59ZM67 51H68V53H67ZM95 51H96V52H95ZM100 51H101V52H100ZM120 51H121V52L123 51V52L121 53ZM10 52H11V53H10ZM13 52H14V54H13ZM19 52H20V53H19ZM22 52L25 53V56H24V54H23ZM26 52H27L28 54H27ZM78 52H79V53H78ZM94 52H95V53H94ZM99 52H100V53H99ZM129 52H130V54H129ZM177 52H178V53H177ZM219 52H220V53H219ZM2 53H3V54H2ZM51 53H52V54H51ZM56 53H57V55H56ZM59 53H60V54H59ZM80 53L82 54V57H85V58H86L85 60L87 61L88 64H86V62L83 60L84 58H82L81 55H79ZM96 53H97V54H96ZM101 53H102V54L104 53V54H103L104 56H103ZM148 53H149V54H148ZM169 53H170V54L173 53V54H171V56H170ZM174 53H175V54H174ZM181 53H182V54H181ZM4 54H5L6 56H8V57H6ZM26 54H27V55H26ZM48 54H50V55L48 56ZM53 54H54V55H53ZM62 54H64V56L66 55V58H65L64 56H60V55H62ZM95 54H96V56H94ZM100 54H101V56H100ZM128 54H129V56H127ZM180 54H181V55H180ZM13 55H15V56H13ZM28 55H29V56H28ZM35 55H36V56H35ZM38 55H39V56H38ZM45 55H46V56H45ZM51 55H52V56H51ZM69 55H70V56H69ZM71 55H73V56L71 57ZM89 55H90V57H91V59H92V62L90 61L91 59L89 58ZM108 55H109V56H108ZM134 55H135V53H134ZM177 55H179V56H177ZM209 55H210V56H209ZM214 55H215V56H214ZM10 56H11V57H10ZM26 56H28V57L31 56V58H29V59H28V57L25 58ZM37 56L40 57V58H37ZM58 56H59L60 58H59ZM142 56H143V55H142ZM149 56L151 57V55H149ZM2 57H3V58H2ZM19 57H20V58H19ZM21 57H22L23 60L21 59ZM23 57H24V58H23ZM32 57H33V59H32ZM42 57H43V58L45 57L46 60H45V59H42ZM46 57H47V58H46ZM49 57H50V58H49ZM51 57H53V58H51ZM54 57H55V59H54ZM61 57H62V58H61ZM75 57H78V58H75ZM80 57H81L80 60H83L85 63H83V61L81 62L80 60H78ZM134 57H135V58H134ZM214 57H215V58H214ZM225 57H226V58H225ZM231 57H233V58H231ZM8 58H9V60L12 61V63H15V62H16V63L14 64V66L11 67L12 63H10V61L7 60ZM36 58H37V60H36V62H35V59H36ZM63 58H64V59H63ZM69 58H70L71 60H70ZM102 58H101V62L104 61V59L102 60ZM118 58H119V59H118ZM121 58H120L119 55H118V57H116V59H118L119 61H121ZM132 58H131V59H132ZM205 58H206V60H205ZM13 59H14V60H13ZM15 59H16V60H15ZM20 59H21V60H20ZM25 59H26V60H25ZM52 59L55 60V62L52 61ZM60 59H61V60H60ZM67 59H68V60H67ZM76 59H77V60H76ZM89 59H90V60H89ZM143 59H144V60H143ZM161 59H163V60L166 59V60L163 61V60H161ZM170 59H169V60H170ZM189 59H190V60H189ZM192 59H194V61H193ZM213 59H214V60H213ZM256 59H257V60H256ZM5 60H6V61H5ZM39 60H40V62H39ZM47 60H49V61H47ZM93 60H94L95 62L97 61V62H96L97 64H95V62H93ZM105 60H106V59H105ZM107 60H106V62H107ZM110 60H109V62L111 63L112 60H111V61H110ZM137 60H136V62H137ZM200 60H201V62H202L203 60L205 61V62L203 61V64L205 63V64H204L205 66H204V65H201ZM218 60H219L220 62H223V63H222V64L220 63V65H219V62H216V61H218ZM225 60H226V62H225ZM8 61H9V62H8ZM25 61H26V64H25V63L22 64V63L25 62ZM27 61H29V62H27ZM31 61H32L34 64L31 63ZM41 61L44 62V63H42ZM58 61H59V62H62V63H63V61H66V62H64L63 66H62V63H59ZM73 61H74V62H73ZM76 61H79V63L81 62L80 65L77 64L78 62H76ZM88 61H90L91 64L94 63L95 65H91L90 62H88ZM129 61H131V60H129ZM185 61H186V60H185ZM18 62H20V63H18ZM38 62H39V63H38ZM51 62H52V63H51ZM71 62H72L73 64H72ZM75 62H76V63H75ZM151 62H152V61H151ZM174 62H176L178 65L175 64ZM182 62H183V64H182ZM192 62H193V63H192ZM207 62H208L209 65L207 64ZM243 62H247V66H250V67H247V66L244 67V65H243L244 63H243ZM1 63H2V64H1ZM6 63H7V64L9 63V64L7 65ZM56 63H57V66L55 65V67H53L54 64H56ZM66 63H67V64H66ZM102 63H104L103 65H105V67H110V66H111V65H110V66L107 65V63L105 64V62H102ZM145 63H146V64L148 63V65H151V66H150V69H151V67H152L151 71L153 70V72H155L154 69H155V67H157V68H156V70H157L156 73H158V75L160 74L161 76H158L157 74L152 75L153 72H149V73H148V70H149L148 68H149V66L147 65V67H146V66H145V65H146ZM149 63H150V64H149ZM217 63H218V64H217ZM225 63H226V64L229 63L228 67H226L227 65H225ZM27 64H29V65H27ZM31 64H32V65H31ZM35 64H36V66H34ZM39 64H40V65H39ZM48 64H49V65H48ZM58 64H59V65H58ZM70 64H71V65H70ZM89 64H90L91 66H90ZM120 64H121L122 66H121ZM16 65H18V66H16ZM43 65H46V66L44 67ZM50 65H51V67H50ZM52 65H53V66H52ZM65 65H66V67L68 66V68H66ZM83 65H86V66L82 67ZM87 65H88V67H90V68H91V67H92V68H94V67L96 68V70H95L96 73H95V71H94V74H93V75L95 76V79H94L95 81H96V79H97L98 77H100V76H101V77L99 78V80H100L101 78H102L104 81H107V82L110 80L109 82H111V83H110V86H108V87H111V92H112V94H115L116 91L118 92V90L122 89L123 87H124V89H127V90H124V89H123V90H120V92H122V91H126V92H124V94L122 93L123 95H121V93L118 92L119 95H121V98H119L118 95H117V98H119V99L116 98V100L113 101V104H114V103L117 104L118 106H116V107H118L119 109L121 108V106H125V105H126L125 109L122 108V109L124 110V113H125L124 115L126 116V117L124 118V120L127 119V120H126V123L124 122L123 118H122V120H121V118L119 119L120 121H123V123H125L126 125L120 126V125H122L123 123H120L119 120H118V116H117V117L115 116L117 113H119L118 115H120V112H121V114H122V111H123V110L120 111V112H117L118 110H117V108H115V109L117 110V111H116L117 113H116V112H115V109H114V108L112 109V107H114L115 104H114V106H112V105L110 104V101H108L109 99H110V100H113V99L115 98V97H114L115 95L113 96V95L111 94L110 91H109L110 93H109V92H108V93H109L110 95H112V96H111L112 98H109V94L106 93V90H107V89H104V88L106 87V86H105L106 84L109 85V82H108V83H104L103 81L101 82L102 79L100 80L101 85H102V90H105L104 93H106V94H103V95H102L101 93H99V92H101V89H99L98 86H100V88H101V85H98L97 82H95V81L92 79V78H94V77H93V75H92L91 72H93L94 69H91V70H90V68H88ZM116 65H117V66H116ZM176 65H177V66H176ZM206 65H208V66H214V65L216 66V65H219L222 69H220L219 66H216V67L214 66L216 71H213V70H214V67H212L213 69L210 67V68H206V70H205L204 68L207 67ZM223 65H224V66H223ZM230 65H231V66H230ZM245 65H246V64H245ZM8 66H9V68H8ZM30 66H31V67H30ZM32 66H33V68H32ZM37 66H40V67L42 66V67H43V69H42L41 72H40V69H41L42 67H41V68L38 67V68H40V69H38ZM47 66H48L49 68H48ZM60 66H62V67L60 68ZM72 66H74V67L76 66L77 68L75 67L74 69H72V68H71ZM79 66H80V67H79ZM93 66H94V67H93ZM129 66H130V68H132V69H131L132 71H131V70L129 71V69H128ZM161 66H163V67L160 68ZM201 66H203L204 68L201 67ZM5 67H6L7 69H5ZM14 67H15V70H14ZM16 67H17V69H16ZM85 67H86V68H85ZM124 67H125V68H124ZM217 67H218V68H217ZM230 67H231L233 70H232ZM234 67H235V68H234ZM10 68H11V69H10ZM26 68H27L28 70L30 69L31 71H30V70L27 71ZM53 68H54L55 70H54ZM59 68H60V69H59ZM65 68H66V69H65ZM83 68H84V69H83ZM140 68H138V69H140ZM145 68L148 69V70H146ZM225 68H226V69H225ZM229 68H230V69H229ZM4 69H5L6 71H5ZM9 69H10V71H8ZM35 69H36V70H35ZM37 69H38V70H37ZM52 69H53V70H52ZM56 69H57V70H56ZM71 69H72V70H71ZM76 69H77V70H76ZM82 69H83V70H82ZM86 69L89 70V71L87 72ZM97 69H98L100 72H98ZM158 69H160V71H159L160 73L158 72ZM161 69H162V71H161ZM163 69H164V70H163ZM185 69H186V71H185ZM217 69L220 70V73H221V71H224V72L221 73V74H219V70H217ZM235 69H236V70H235ZM2 70H3V72H2ZM59 70H60V71H59ZM70 70H71V71H70ZM79 70H80V71H79ZM106 70H107V68H106ZM106 70H104L103 72H105ZM124 70H125V72H124ZM127 70H128V71H127ZM192 70H193V71H192ZM207 70H210V71L207 72V74H206L205 71H207ZM211 70H212V71H211ZM234 70H235L236 72H235ZM15 71H16V72H15ZM53 71H54V73H53ZM61 71H62V72H61ZM75 71L78 72L77 76L75 75V74H76ZM83 71H84V72H83ZM85 71H86V72H85ZM145 71H143V72H145ZM149 71H150V70H149ZM163 71H165V73H162ZM190 71H192L193 73L190 74V73H189ZM226 71H227L228 74H230L231 76H235V75H236V76L234 77V81H235L236 79H238L239 77H241V78L238 79L239 81H240V79H241V82H239V81L237 82V80H236L235 83L237 82L238 85H241V87H243V88H244V86H245V88H244L245 90H244V91H241V92L239 91V90H243V88H241L240 86H238V87H240V89H239L237 86H232V87H235V88L237 87V89H233V88H232L234 93L232 92L231 85H235V84H234V82H233V80H232L233 77H232V78H231V76L227 77L228 75H227V72H226ZM230 71L232 72L233 75L231 74ZM233 71H234V72H233ZM4 72H5V73H4ZM6 72H7V73H6ZM33 72H34V73H33ZM51 72H52L53 74H51ZM64 72H65V73H64ZM66 72H67V73H66ZM82 72H83V73H82ZM106 72H107V71H106ZM135 72H136V71H135ZM139 72H140V73H139ZM31 73H32V74H31ZM41 73H42V75H41ZM44 73H45V75H44ZM63 73H64V75H63ZM69 73H70V76H69ZM90 73H91V74H90ZM111 73H112V75H110ZM130 73H131V74H130ZM151 73H152V74H151ZM209 73H210V74H209ZM213 73H214V74H213ZM216 73H217L218 75H217ZM237 73H238V74H237ZM239 73H240V74H239ZM20 74H21V75H20ZM65 74L68 76V78H67V76H66ZM73 74H74V75H73ZM83 74H84V75H83ZM85 74H86V75H85ZM88 74H89L90 76H89ZM95 74H96V75H95ZM129 74H130V75H129ZM136 74H137V73H136ZM164 74H165V76H166V74H167V76L164 77ZM189 74L192 75L190 78H188V76H190ZM212 74H213L215 77H214ZM223 74H225V75H223ZM6 75H7V76H6ZM36 75H37V76H36ZM40 75H41V77H40ZM57 75H59V76H57ZM79 75H81V76H79ZM97 75H98V76H97ZM162 75H163V76H162ZM194 75H195V76H194ZM208 75H212L214 79H216V77H217V79L219 78L218 80L221 81V83H222V81L225 82V80L228 81V78H229V82H228V84H230V82H231V80H232L233 83L231 82V85H230V86H227V83H226V82H225V83H226L225 85H223L224 82L222 83V85H221V83L219 84L220 87H221V86L229 87V90L231 91V93H229L230 91H229V92H227V91L225 92V91H224L225 88H224V87H221L222 90L224 91V92H223L221 89H219L220 87H219L218 84H215L216 86L218 85V87H215V85L212 86V85L214 84V82H213L214 79H213V80L211 79L212 82L210 81V82L212 83V85H211V86H212V89H210L209 87H211V86H207V84L210 85V84H209L210 82L208 81L209 83L207 82V84H206L207 77H209ZM216 75H217V76H216ZM5 76H6V78H5ZM26 76H27V77H26ZM48 76H49V77H48ZM135 76H134V78H135ZM169 76H170L171 78H173V79H168ZM222 76H223V77H222ZM237 76H239V77H237ZM8 77H10V78H8ZM12 77H14V78L12 79ZM17 77H18V78H17ZM43 77H44V78H43ZM53 77H54V78H53ZM56 77H57V78H56ZM59 77H61V78H59ZM71 77H72L73 79H72ZM75 77H77V78H75ZM78 77H79L80 79H79ZM84 77H85V78H84ZM88 77H89V78H88ZM90 77H91V78H90ZM96 77H97V78H96ZM113 77H115V75H114ZM122 77H123V76H122ZM124 77H123V78H124ZM203 77L206 79V80L204 79L205 82H202V81H203ZM224 77H225V78L227 77V78L224 79ZM28 78H29V80H28ZM62 78H63V79H62ZM81 78H82V79H81ZM87 78H88V79H87ZM174 78H175V80H177L178 84L180 83L179 85L177 84V82L174 83V82H175V81H174ZM210 78H211V76H210ZM210 78H208V80H210ZM2 79H3V80H2ZM51 79H52V80H51ZM66 79H67V80H66ZM75 79H78V80H75ZM84 79H85V80H84ZM89 79H91V80H89ZM221 79H222V80H221ZM223 79H224V80H223ZM5 80H6V81H5ZM7 80H8V81H7ZM12 80H13V81H12ZM38 80H40V81H38ZM43 80H45V81H43ZM49 80H50V81H49ZM79 80H81V81L83 80L84 82H83V81L81 82V81H79ZM87 80H88L89 82H90V81H94L96 84L93 86L92 84H94V82H93V83L91 82V84H90ZM126 80H127V81H126ZM142 80H139V81H140V84L143 82ZM157 80H156L155 82H158ZM172 80H173V81H172ZM184 80H185L186 83L183 82ZM4 81H5V82H4ZM41 81H42V82H41ZM76 81H77V82H76ZM115 81L118 82V84H120V86H117V85H116L118 88L112 87V86H114L115 84H117V83H114ZM193 81H194L195 83H196V81H198L199 84H200V81H201V84L203 83V84H202L203 86H202V85L200 86V85H198V84L196 83V86L194 87V82H193ZM215 81H216L215 83L218 82L217 80H215ZM36 82H37L38 84H37ZM44 82H46V83H44ZM49 82H50V83H49ZM51 82H52V83H51ZM58 82H60V83H58ZM80 82H81V83H80ZM86 82H88V83H86ZM182 82H183V83H182ZM18 83H19V84H18ZM31 83H32V84H31ZM41 83H42V84H41ZM61 83H62V84H61ZM74 83H76V84L79 83L81 86L77 84L78 87H76V86H75L76 84H74ZM85 83L87 84V86H85V85H86ZM102 83L104 84V86H103ZM112 83H114V84L111 85ZM136 83H137V84H136ZM143 83H144V82H143ZM143 83H142V84H143ZM181 83H182V85H181ZM218 83H219V82H218ZM4 84H5V86H4ZM25 84H26V85H25ZM40 84H41V85H40ZM48 84H49V86H48ZM63 84H64V85H63ZM88 84H90V85H88ZM157 84H158V83H157ZM183 84H184V87L186 86V84H187L188 86H186V89H185V88H182L183 90H180V89H181L180 87H181V86L183 87ZM204 84H206V85H205V86L207 87L206 90L203 89V87H205ZM11 85H12V86H11ZM30 85H31V86H30ZM35 85H36V86H35ZM52 85H53V86H52ZM66 85H67V86H66ZM83 85H84L85 87H84ZM121 85H122L123 87H122ZM166 85H168L169 88H171V89L173 88V90H169L168 86L166 87ZM180 85H181V86H180ZM192 85H193V87H192ZM236 85H237V84H236ZM10 86H11V87H10ZM40 86H41V87H40ZM58 86H59V87H58ZM62 86H63V87H62ZM88 86H89V87H88ZM90 86H91V87H90ZM96 86H97V88H96ZM18 87H19V88H18ZM27 87H28V89H26ZM30 87H31V88H30ZM37 87H38V88H37ZM68 87H69V88H68ZM71 87H72V88H71ZM73 87H74V88H73ZM79 87H80V88H79ZM87 87H88V88H87ZM94 87H95L96 89H95ZM120 87H121V88H120ZM206 87H205V88H206ZM2 88H3V89H2ZM5 88H6V89H5ZM60 88H61V89H60ZM67 88H68V89H67ZM70 88H71V89H70ZM75 88H76L77 90H76ZM89 88L91 89L92 94H91ZM114 88H115V89H114ZM166 88H168V90H166ZM193 88H194V89H193ZM213 88H214V91H215V88H216V89H217L216 91H218V93H215V92L213 91ZM37 89H40V90H39V93H40V91H42V92L39 94V93L37 92ZM46 89H47V90H46ZM48 89H50V90H48ZM64 89H65L66 92L63 91ZM69 89H70V91H69ZM72 89H73V90H72ZM83 89H84L85 91H84ZM87 89H89V90H87ZM97 89H99V90H97ZM117 89H118V90H117ZM143 89H144V88H143ZM151 89H152V90H151ZM227 89H228V88H227ZM246 89H247V90H246ZM4 90H5V92H4ZM27 90H28V91H27ZM43 90H44V91H43ZM61 90H62V91H61ZM67 90H68V91H67ZM79 90H80V91H79ZM81 90H82V91H81ZM95 90L98 91V92L96 91V92H97L96 95L94 94V93H95V92H94ZM108 90H109V88H108ZM108 90H107V91H108ZM112 90H116V91L113 92ZM129 90H128V93H131V91L129 92ZM146 90H145V91H146ZM165 90H166L167 92H165ZM211 90H212L213 93L211 92ZM237 90H238V91H237ZM2 91H3V92H2ZM9 91H11V92H9ZM12 91H13V92H12ZM52 91H53V92H52ZM134 91H132V94H133ZM142 91H143V90H142ZM219 91H220V92H219ZM221 91H222V94L219 95V93H221ZM247 91H248V92H247ZM55 92H56V93H55ZM75 92L77 93V95H76ZM82 92H83V93L85 92V93L82 94ZM88 92H89V93H88ZM117 92H116V93H117ZM164 92H165V93H164ZM194 92H195V91H194ZM236 92H237V93H236ZM245 92H246V93H245ZM9 93H10V94H9ZM30 93H31V94H30ZM87 93H88V94H87ZM98 93L101 94V96H100ZM128 93H127V95H128ZM143 93H144V91H143ZM185 93H186V94H185ZM202 93H201V94H202ZM224 93H225V94H224ZM226 93H228V95H229V94H231V95L228 96ZM257 93L259 94V96H257ZM20 94H21V95H20ZM56 94H57L58 96H57ZM62 94H63V96H62ZM64 94H65V95H64ZM80 94L82 95V97L84 96V97H83L84 100L81 98V95H80ZM89 94H90L91 96H90ZM93 94H94L96 97H95ZM132 94H129V96L131 95L130 97H133ZM158 94H159V95H158ZM223 94H224V95H223ZM45 95H46V96H45ZM75 95L77 96L78 99H75V98H76ZM87 95H88V96H87ZM105 95H107L108 97H107V96L105 97ZM133 95H134V94H133ZM135 95H134V97H135ZM144 95H143V96H144ZM161 95L164 97V98H163V101H162V99H161ZM177 95H178V93H177ZM210 95H211V97H209ZM3 96H5V97H3ZM10 96H11V97H10ZM16 96H17V97H16ZM28 96H29V97H28ZM39 96H40V99H39ZM66 96H68V97H66ZM85 96L88 98V101H90V102H91V100H92V101L95 100V101H93V102L96 104V106L98 105V106H97V109H98L99 106H101V107H99V109L101 110L99 113L96 112V111H98L99 109L96 110V107L94 106V105H95L94 103L91 102V104H94L93 106L95 107V108H94L93 106H91L92 109H91V107H90L89 105H87L88 108L85 107L86 105H83V104H84V101L87 100V98H86ZM93 96H94L95 98H97V99H95ZM99 96H100V97H99ZM102 96H104V97H102ZM129 96H128V97H129ZM143 96H142L141 98H143ZM188 96H189V94H188ZM190 96H191V95H190ZM199 96H200V95H199ZM223 96H224L226 99L223 98ZM227 96H228L229 98H228ZM243 96H245V98H244ZM2 97H3L4 99H3ZM9 97H10V98H9ZM12 97H13L14 100L12 99ZM25 97H26V98H25ZM56 97H57V98H56ZM60 97H61V98H60ZM70 97H71V98H70ZM74 97H75V98H74ZM176 97H177V98H176ZM176 97H174L173 99L176 98V99H179V100H180L181 98H178V97H180V93H179V95L176 96ZM192 97H191V98H192ZM201 97H204V99L206 98L204 95H202ZM239 97H240V98H239ZM36 98H38V99L36 100ZM53 98H54V99H53ZM58 98H60V99H58ZM62 98H64V99H63L64 101L62 100ZM68 98H69V99H68ZM85 98H86V99H85ZM91 98H93V99H91ZM99 98H100V99H102V98L104 99V98H105V99H104V100L102 99L101 101H103V102H101V101H99V100H100ZM107 98H109V99L107 100ZM210 98H213V99H210ZM222 98H223V100L225 99L224 101L226 102V104H227V102H228V104L231 103L230 107L236 105L235 107H231L232 109H233V108L236 109V110H235V109L233 110V111L237 112V113H236V120H235V113H234L233 111H232V113H234V114L230 113L232 109L230 110L228 104H227L226 106H224V108H223V105H222ZM227 98H228L229 100H227ZM5 99H6V101H5ZM9 99H11V100H9ZM16 99H17V100H16ZM21 99H22V100H21ZM65 99H68V100H65ZM89 99H90V100H89ZM149 99H151V97H150ZM164 99H166V100H164ZM176 99H175V100H176ZM214 99H217V100H214ZM218 99H220V101H221L220 103H221V104L218 102ZM242 99H243V101H242V103H241V100H242ZM7 100H8V101H7ZM29 100H30V101H29ZM46 100H47L48 102H46ZM54 100H55V101H54ZM96 100H97V101H96ZM151 100H152V99H151ZM209 100H210L211 102H210ZM212 100H213V101H212ZM226 100H227V101H226ZM10 101H11L12 103H11ZM22 101H23V102H22ZM34 101H35V102H34ZM38 101H39V102H38ZM44 101H45V103H44ZM71 101H72V102H71ZM82 101H83V103H81ZM88 101H86V102H88ZM152 101H153V100H152ZM161 101H162V102H161ZM196 101H197V103H195ZM206 101H207V102H206ZM215 101L218 102L219 104H218V103H215ZM224 101H223V104H224ZM17 102H18L19 104H17ZM59 102H60V103H59ZM76 102H77V103H76ZM90 102H88V104H90ZM105 102H107L106 106H104V105H105ZM176 102H178V101L176 100ZM183 102H182V103H183ZM208 102H209V104H208ZM212 102H213V106H212ZM243 102H245V104H247V105H244ZM27 103H28V104H27ZM48 103H50V104H48ZM51 103H52V104H51ZM64 103H65V104H64ZM69 103H70V104H69ZM99 103H100L101 105H100ZM103 103H104V104H103ZM111 103H112V101H111ZM120 103H122L121 106H119ZM138 103H137V104H138ZM147 103H146V105H148V107H147V109H148V108H150L149 105L151 106V104H147ZM168 103H167V104H168ZM210 103H211V104H210ZM234 103H235V104H234ZM13 104H14V105H13ZM31 104H32V105H31ZM38 104H39V106H38ZM42 104H43V105H42ZM53 104H54L55 106H54ZM68 104H69V105H68ZM73 104H75V105H73ZM79 104H80V105H79ZM85 104H86V103H85ZM102 104H103V105H102ZM108 104L110 105V108H108V107H109ZM123 104H124V105H123ZM142 104H143V105H142ZM214 104H215V105H214ZM233 104H234V105H233ZM3 105H4V106H3ZM5 105H6V106H5ZM18 105H19V107H16V106H18ZM22 105H23V107H22ZM26 105H27V106H26ZM33 105H34V107H33ZM60 105H61V106H60ZM81 105H82L83 107H82ZM107 105H108V106H107ZM139 105H138V106H139ZM163 105H164V106H163ZM181 105L183 106V104H181ZM190 105H191V107H190ZM193 105H195L196 108L198 107L199 110H198V108H197L198 111H196L195 109H193V107L195 108V106H193ZM216 105H218L217 108L220 106L219 109H216V107H215ZM224 105H225V104H224ZM238 105H239V106H238ZM14 106H15V108H14ZM29 106H31L32 108L29 107ZM37 106H38V107H37ZM40 106H41V107H40ZM44 106H45V107H44ZM56 106H57V107H56ZM65 106H66V107H65ZM77 106H78V107H77ZM79 106H80V107H79ZM130 106H129V111H130ZM182 106H181V107H182ZM192 106H193V107H192ZM205 106H203V107L205 108ZM210 106H209V107H210ZM10 107H11V108H10ZM25 107H26V108H25ZM36 107H37V108H36ZM39 107H40V108H39ZM43 107H44V108H43ZM69 107H72V108H69ZM76 107H77V108H76ZM84 107H85V108H84ZM105 107H106V110H105V112H103V114H102L101 112L104 111ZM152 107H151V110H152ZM183 107H184V106H183ZM183 107H182V108H183ZM201 107H202V106H201ZM225 107H226V108L228 107L229 110L226 109ZM7 108H9V109H7ZM20 108H21V111H20ZM22 108H23V109H22ZM49 108H50V109H49ZM53 108H54V109H53ZM74 108H76V109H74ZM78 108H79V110H78ZM81 108L83 109V111L81 110ZM107 108H108V109H107ZM139 108H141V107L139 106ZM186 108H184V109H186ZM190 108H192V112H191V113H189V112H190ZM246 108H247V109H246ZM11 109L14 110V111H12ZM26 109H27V110H26ZM45 109H46V110H45ZM57 109H58V110H57ZM68 109H69V112H68ZM84 109L87 110L86 113L84 112ZM94 109H95V110H94ZM109 109H111V114H110V115H113L112 113L114 112V115H113V116L115 117L114 119L116 120V118H117V121H114V120H113L114 123L116 122L115 126L118 124V126L121 127V128H120V127H118V128L116 127V128H117L116 130H120V129H121V130H123L122 132L124 133V130H126L127 128H129V130L127 129L128 132H129L130 130L133 131V128H134L135 130L137 129L136 131H135V130H134V131H135V132H137V131L140 132L141 134H140V133H138V134H140L141 136H143V137L145 138V140H144V139L142 140V139H141L142 137H141L140 140H142V142H141V143H138V141H140V140L137 141V139H139L138 134L135 133V132L133 131V133H134L135 136L137 137V138H135L134 134H132L133 136L131 135V136H132V137H131V136L129 135V133L127 132L128 135H129L132 139L135 138V139H136V142H137V143L135 142V144H132V145H131V143H127V139H123V138H122L123 135H122L121 132L118 133L116 130H114V131L117 132V134L115 133L116 136L119 135V137H120V135H122L120 138H119V137L116 138L115 135L113 134L114 132H111V131H110V130L113 131V129H115V126L112 124L113 122L111 123L112 125H110V126L112 127V129H110V127L108 128V126H107V125H109V123H108L107 121L112 120V119H113L112 116H109V117H102V116H104V115H106V116L109 115V113H110V110H109ZM142 109L144 110L142 113H144V112L146 111V107H144V108L142 107ZM142 109H141V110H142ZM155 109H158V111L155 110ZM200 109H202L203 111L205 110V111H207V113H208V112H209V113L207 114V113L204 111V113H205V114H204L203 111H201ZM237 109H238L239 111H237ZM16 110H17V112H16ZM23 110H24V112H23ZM53 110H54V111H53ZM55 110H56V111H55ZM70 110H71V111L74 110V111L71 112ZM76 110H77V111H76ZM89 110H91V111H90V112H91L90 115H89V113H90ZM92 110H93V112L95 113V118H96V117H98V118L101 117L100 119L97 118V120H99V121H97V120L94 119V114L92 113ZM113 110H114V111H113ZM188 110H189V111H188ZM193 110H194L195 112H194ZM226 110H227V111H226ZM241 110H242L244 113H242ZM246 110H247V111H246ZM1 111H2V113H1ZM19 111H20V112H19ZM29 111H30V112H29ZM38 111H39V112H38ZM51 111H52V114H50ZM57 111H58V112H57ZM65 111H66V112H65ZM75 111H76V112H75ZM107 111H108V112H107ZM112 111H113V112H112ZM225 111H226V112L229 111L230 114L228 113L229 115H227ZM240 111H241V113H240ZM11 112H12V113H11ZM37 112H38V113H37ZM54 112H55V114H54ZM67 112H68L69 114H67ZM82 112L85 113V114L83 113V115H85V118L82 117V116H83V115L81 114ZM88 112H89V113H88ZM160 112H161V111H160ZM179 112H180V113H179ZM193 112H194V113H193ZM223 112H224L225 114H224ZM247 112H248V113H247ZM14 113H15V114H14ZM20 113H21V115H20L21 117L19 118V114H20ZM26 113H27V114H26ZM39 113H40V115H39ZM56 113H57V114H56ZM61 113H63V115H62ZM64 113H65V115H64ZM74 113H75V114H74ZM77 113L81 114V115L78 114L79 117L81 116V118H84L85 120H84V119H81V118L79 119L78 115H77V117H75V115H76ZM105 113H106V114H105ZM107 113H108V114H107ZM142 113H141V114H142ZM145 113H146V112H145ZM152 113H153V115H152ZM163 113L161 112L160 114H163ZM168 113H167V114H168ZM9 114H10L13 118H12V117L10 118V115H9ZM31 114H32V115H31ZM46 114H47V115H46ZM49 114H50V115H49ZM60 114H61V116H58V115H60ZM66 114H67V115H66ZM71 114H74V116H72ZM86 114H87V115H86ZM97 114H98V115H97ZM100 114H101V115H100ZM156 114H158V113H156ZM156 114H155V115H156ZM223 114H224V116H222ZM237 114H238V117H237ZM245 114H246V117H245ZM22 115H23V116H22ZM92 115H93V117H92ZM96 115H97V116H96ZM99 115H100V116H99ZM124 115H123V116H124ZM151 115H152V116H151ZM215 115H216V116L219 115V119H217L218 117L215 118ZM225 115H227V117H225ZM239 115H240L241 117H240ZM31 116H32V117H31ZM63 116H64V117H63ZM67 116H68V117H67ZM69 116H70V118H71V117H73V118H75V119L77 118L76 121L73 120V118L70 119ZM87 116H88V117H87ZM90 116H91L92 119H94V122H96V121L98 122L99 126H96V124L93 122V120H92L91 118H89ZM134 116H135V118H134ZM139 116H141V115H139ZM150 116H151V117H150ZM159 116H160V115H159ZM169 116H170V115H169ZM184 116H185V115H184ZM188 116H187V117H188ZM220 116H221V117H220ZM229 116L232 117V119H231ZM242 116H243V117H242ZM4 117H5V118H4ZM15 117H16V118H15ZM23 117H26V119H27V121H28L29 123H28L27 121H25V123H24L23 121L25 120V118H23ZM40 117L42 118V120L40 119ZM60 117H61V118L63 117L62 119H63L64 122H69V123H70L69 126L72 125V127H74L76 131H75L74 128H72V127H71V130L69 129V126L67 127V124H69V123L62 125L63 121H62V119L60 120ZM65 117H67L68 120H67ZM110 117H111V118H110ZM120 117H121V116H120ZM136 117H137V118H136ZM152 117H153V118H152ZM191 117H192V116H191ZM239 117H240V118H239ZM2 118L4 119V121L2 120ZM6 118H8V119H6ZM50 118H51V119H50ZM58 118H59V119H58ZM88 118H89L90 120H88ZM103 118H104V120L101 121V119H103ZM105 118L107 119V121L105 120ZM151 118H152V120H153L154 122H153L152 120H149V119H151ZM156 118H157V117H156ZM176 118H177V119H176ZM220 118H225L224 120H225L226 122H224V120H223V119H220ZM243 118H244V119H243ZM5 119H6L7 121H6ZM9 119H11L10 123L12 122L13 124H10V123H9ZM16 119L20 120V121H21V122H20L21 124H20V123L17 124V123H18V122H17L18 120H16ZM23 119H24V120H23ZM32 119H33V120H32ZM36 119H38V120H36ZM56 119H58V120H56ZM69 119H70V120H69ZM169 119H170V121H169ZM200 119H201V120H200ZM212 119H213V120L216 119V122H215V121H214V122L217 123V124H218L217 121L220 120V121H219V124H218V125H219V126H218L219 128L215 126V125H217V124L213 123V122H212V121H213ZM226 119H227V120H226ZM238 119H239V120H238ZM12 120H13V121H12ZM40 120H41V121H40ZM43 120H45V121H43ZM65 120H66V121H65ZM77 120H78V121H77ZM83 120L86 121V122H84ZM135 120H134V121H135ZM157 120L162 121V123H164L163 120H161V119H159V118H157ZM185 120H186V119H185ZM222 120H223V121H222ZM228 120H229V121H228ZM230 120H231V121H230ZM242 120H243V121H242ZM52 121H53V123H52ZM60 121H61L62 123H61ZM70 121H71V122H70ZM74 121H75V122H74ZM87 121H88V123H87ZM103 121L107 122V124L104 122L106 125H105V124H103V125H105V127H106V129H108V131H106L105 127H104L103 125H101V123H103ZM144 121L142 120V122H143L142 124L145 123ZM149 121H150V122H149ZM151 121H152V122H151ZM179 121H180V122H179ZM195 121L198 122V124H197V123L195 124ZM227 121H228L230 124H229ZM246 121H247V122H246ZM6 122H8V125H7ZM40 122H41L42 124H43V123H44V124L41 126V123H40ZM80 122H82V123H80ZM83 122H84L85 124H84ZM90 122H91V124H90ZM100 122H101V123H100ZM110 122H111V121H110ZM140 122H141V121H140ZM185 122H186V123H185ZM221 122H222V125H221ZM223 122H224L225 126H224ZM235 122H236V123H235ZM34 123H35L36 125H35ZM39 123H40V124H39ZM73 123H74V124H73ZM75 123H76V125H75ZM78 123H79V124H78ZM119 123H120V124H119ZM150 123H151V124H150ZM226 123H227V124H226ZM231 123H233V124H231ZM16 124H17V125H16ZM22 124H23V126H22ZM25 124H26V127H25ZM28 124H29V125H28ZM32 124H33V125H32ZM45 124H46V125H45ZM47 124L49 125V127H50L51 129H49V127H47ZM51 124H52V125H51ZM58 124H59V125H58ZM86 124H87V125H86ZM88 124H89V125H93V124H95V125H94V126H96L95 128L98 127V130H97V129H96V130L99 131V132H101V129H102V128L105 129V131H102L101 133H97V134L103 135V137H105V136L108 135V139H107V140H106V137H105V138H103L102 136H101V137H98V138H101V140H98V141L100 142V144L98 143L99 145H97V143H95V147L98 146V148H94V142H93V144H92L93 138H91V139L89 138V137L94 136V135H93L94 133H92V136H90L91 134L88 133L87 130H89V132H90V131H91V132H94V131H93V130H90V129L92 128L91 126H89V127H91V128L89 129ZM98 124H97V125H98ZM184 124H185V125H184ZM38 125H39L40 127H39ZM78 125H82V127H80V126L78 127ZM83 125H85V126H83ZM100 125H101L102 128L100 127ZM206 125L209 126V127H207ZM228 125H229V127H228ZM230 125H231V126H230ZM234 125H235V126H234ZM236 125L240 126V128H239V127H236ZM12 126H13V127H12ZM30 126H31V127H30ZM57 126H58V127H57ZM63 126H64L65 128H63ZM94 126H93V128H94ZM124 126H125V127H124ZM139 126L142 127L141 124H140ZM160 126L158 125V126L156 127V129H157L158 127L160 128ZM172 126H173V127H172ZM190 126H189V127H190ZM222 126H223L224 128L226 127V129H224ZM233 126H234V128H233ZM245 126H246V127H245ZM7 127H8L9 130H8V129L5 130ZM9 127H10V128H9ZM16 127H17V128H16ZM18 127H19V128H18ZM55 127H56L57 129H55ZM77 127H78V128H81V129H78ZM86 127H87V128H86ZM123 127H124L125 129H123ZM126 127H127V128H126ZM169 127H172V128L170 129ZM184 127H183V128H184ZM189 127H188V128H189ZM231 127H232V128H231ZM242 127H243V128H242ZM12 128L15 129V130H13ZM38 128H39V129H38ZM45 128H46V129H45ZM82 128H85L84 131H83ZM93 128H92V129H93ZM99 128H100V129H99ZM119 128H120V129H119ZM130 128H131V129H130ZM147 128H148V127H147ZM168 128H169V129H168ZM188 128H187V130H189ZM194 128H195L197 131H196ZM205 128H207V129H205ZM209 128H210V130H209ZM213 128H212V129H213ZM217 128H218V131H217ZM221 128H223V129H221ZM229 128H231L232 130L229 129ZM238 128H239L240 130H238ZM244 128H245V129H244ZM11 129H12V130H11ZM16 129H17V130H16ZM28 129H29V130H28ZM31 129H32V130H31ZM37 129H38V130H37ZM40 129H41V130H40ZM53 129H54V130H53ZM60 129H62V130H60ZM64 129L67 130V131H64ZM104 129H103V130H104ZM109 129H110V130H109ZM204 129H205L206 131H207V130H208V131H207V132H206V131L204 132ZM215 129H216V130H215ZM19 130H21V133H23V134H21ZM22 130H23V131H22ZM30 130H31V131H30ZM43 130H44V131H43ZM59 130H60V131H59ZM69 130H70V131L73 130V132H72V133L70 132V134H69ZM79 130H80V131L82 130L81 133H80ZM181 130H183V129L181 128ZM223 130H225V131H227V132H225V131H223ZM228 130H230L231 135H233L234 138H233L232 136H229L230 133H229ZM237 130H238V131H237ZM243 130H244V131H243ZM8 131H9V132H8ZM14 131L18 132L17 135H18L19 133H20V134H19L17 137H15V136H16V132H14ZM28 131H29V132H28ZM41 131H42V133H41ZM53 131H54V132H53ZM78 131H79V132H78ZM85 131H87V133H88L89 136L86 134ZM109 131H110V132H109ZM132 131H130V133H131ZM158 131H159V130H158ZM195 131H196V132H195ZM215 131H216L217 135H219L220 137H219V136H216V137L214 136V135H216V134H215ZM219 131H220V132H219ZM232 131H233V132H232ZM234 131H235V132H234ZM5 132H6L7 134H9V135L12 133V135H10V137H11V139H10V140H11V143H8V141H9L8 138H10V137H8L9 135H7ZM24 132H26V133H24ZM27 132L29 133V135L31 134V136H29V138H31V139H29L30 142H28V138L25 137V136H28ZM35 132H36L37 134H35ZM52 132H53V133H52ZM77 132H78V134H79V133H80V134H84V135L86 134V136L88 137V139H87L86 141L89 142V143H86V141L84 140L86 137H84V136H83V140H84L85 142H81V141H82V140H81L82 137L79 138V135H80V134H79V135L76 134ZM83 132H85V133H83ZM95 132H96V131H95ZM103 132H104V133H107V135H106V134L104 135ZM197 132H198V133H197ZM213 132H214V134H213ZM240 132L243 133V134H241ZM1 133L3 134V136H1V135H2ZM48 133H49V135H48ZM56 133H57V134H56ZM67 133H68L69 135H68ZM73 133H75L76 135H75V134L72 135ZM150 133H152V134H150ZM162 133H163V134H162ZM164 133H165V134H164ZM189 133H191V132L189 131ZM219 133H221V134H219ZM226 133H229V134L227 135ZM234 133H235V134H234ZM239 133H240L241 135H240ZM5 134H6V135H5ZM24 134H25V136H23ZM33 134H34V135H33ZM45 134H46V135H45ZM55 134L57 135L58 138L56 137ZM59 134H60V135H59ZM64 134H65V135H64ZM136 134H137V135H136ZM236 134H237V135H236ZM4 135H5V136H4ZM21 135H22V136H21ZM36 135H37V136H36ZM39 135H40V136H39ZM42 135H43V136H42ZM50 135H51V136H50ZM54 135H55V136H54ZM100 135H98V136H100ZM109 135H110L111 137H112V135H114V137L116 138V141H117V139H118L119 141H121V139L126 140V142L124 141L125 146H127V145L129 146V144H130L132 147L130 146V147H131V148H130V147L127 146V147L125 148V146H123V149H122L121 146L124 145V144L122 143L123 140H122V142H121L122 145H121V144L119 145L120 142H117V143H116L115 140H114V141H115V142H114L113 139H112V140H111V138L109 139V137H110ZM140 135H139V136H140ZM226 135H227V136H226ZM19 136H20V137H19ZM32 136H33L34 138H33ZM35 136H36V137H35ZM47 136H48V137H47ZM59 136H60V137H59ZM67 136H68V137H69V136H73V137H74V136H75V137L77 136V138H79V141L81 140V141H80L81 143L78 141L77 138L74 139L73 137H71V138L74 139V140H73V139L71 140V138H70V137L67 138ZM81 136H82V135H81ZM126 136H127V135H126ZM228 136H229V138H228ZM14 137H15V138H14ZM21 137H23V138H21ZM40 137H41V138H40ZM51 137H53V139H52ZM54 137H56V138H54ZM62 137H63V138H64V137L66 138V139H65V138H64V139H65V141H66L67 143L64 141V139H63ZM94 137H95V139H96V134H95ZM123 137H124V136H123ZM127 137H128V136H127ZM130 137H128V138H130ZM168 137H170V136H168ZM168 137H166V138L168 139ZM171 137L169 138V140L172 139ZM200 137H201V136H200ZM230 137H232L231 140H230ZM236 137H237V138H236ZM12 138H14V141H16V142H14V141L12 140ZM16 138H18V139H16ZM36 138L39 139V140H37L38 142H37V141L35 142ZM42 138H44V141H43ZM49 138H51L50 140H52V141H51L52 143L50 142V140L48 141ZM60 138H62V139H60ZM102 138L105 139L106 141H105V140H102ZM112 138H113V137H112ZM124 138H125V137H124ZM131 138L128 139V140H130V142H134L133 140L131 141ZM166 138H165V139H166ZM188 138H187V139H188ZM213 138H212V139H213ZM227 138H228V139H227ZM15 139H16V140H15ZM19 139H20V141H18ZM21 139H22V140H21ZM25 139H27V140H25ZM55 139H56L57 141H55ZM58 139H59V140H62V141H60V143L63 142V144H65V146H63L65 149H64L63 147H59V146H61V145H63V144H60L59 141H58ZM68 139H69V141H68ZM135 139H134V140H135ZM161 139H160V140H161ZM165 139H164V140H165ZM196 139H197V140H196ZM1 140H0V142H1ZM23 140H25V141L23 142ZM32 140H33V143H31ZM169 140H168V141H169ZM179 140H181V139H179ZM179 140H178L177 143H178V145H179V144L181 145V141H179ZM232 140H233V141H232ZM21 141H22L23 143H25V144H28V143H29V145H26L28 148H26V146H23V145H25V144L21 143ZM40 141H41L42 143H43V142H46V141H47V142H46L47 144H48V142H50V143H49L48 145H45V143L42 145V143H41ZM54 141H55V143H54ZM76 141H78L77 144H76ZM90 141H91V142H90ZM94 141L96 142L97 139L94 140ZM98 141H97V142H98ZM104 141H105L106 144L104 145V147H102L103 145H102L101 143L104 142ZM168 141H167V142H168ZM171 141H174V140H171ZM176 141H177V140H176ZM187 141H188V140H187ZM189 141L186 142V143H187V144H190ZM243 141H244V140H243ZM18 142H19V145H20V143H21V147H22L23 149L25 148L24 151L26 150V151H25V154H26V155H25L24 153H22V152H24V151H22L23 149L21 150V147H19V145L17 144ZM34 142L36 143L35 145L40 144V145H39L40 148H38L39 150H38V154H37L36 156H33L32 154H35V153L37 152V151L35 150V149H37V146L34 147V149H33L34 151L31 150V148H30V147L33 148ZM68 142H69V143H72V144H69ZM156 142H158V141H156ZM161 142H163V141H161ZM165 142H166V141H165ZM165 142H164L163 144L161 143L162 145L158 144L159 142L156 143V149H157V150H156L155 148H153V149H155V152L157 153V155H155L156 153H155V152L153 153L152 151H154V150H152L150 153L153 154V155L150 154L149 156H151V157L147 156L149 160L152 159V158L155 159V158L158 156V148H157V147H159V148L161 149V150L159 149L161 152L164 150V149L162 150L163 147L161 148V146H163V145L165 144ZM167 142H166V143H167ZM224 142H225V143H224ZM239 142H240V144H241L242 146H241L240 144H238ZM4 143H5V144L8 143L9 145L7 144V145H8V146H7V145H5ZM12 143H14V144L16 143V144L18 145L19 149H18L17 147H15V150H14L13 147H10V146H16V144H15V145H14V144L12 145ZM53 143H54V144H53ZM56 143H58L59 146L56 145ZM85 143H86V144H85ZM90 143H91V144H90ZM148 143H146V144H148ZM168 143H171V142L169 141ZM168 143H167V144H168ZM172 143H173V144H171V146H170L169 144H168V146H167V144H165V145H164L165 148L168 147V148L170 149V147H172V145H173V148H174V147L176 146V143H175V142H172ZM186 143H185V145H184V143H183V145H184L185 147H186ZM199 143H201V142H199ZM199 143H197L198 146H199ZM233 143H235V144H233ZM31 144H32V145H31ZM66 144L69 145V146H66ZM73 144L76 145L77 147H78V145H79V147L77 148V147H75ZM136 144H138V145L135 146ZM157 144H158V146H157ZM174 144H175V145H174ZM227 144H228V145H227ZM230 144H231L232 146H231ZM237 144H238V145H237ZM2 145H3V146H2ZM50 145H51L50 151H51V149L55 148L54 150L51 151V153H53L54 151H55V152L58 151V152H57V153L54 152V154L51 155V153H49L50 151H48L49 148L47 147V146L50 147ZM85 145H86V146H89V145H90L91 148L93 147V149H94V152H92V151H93L92 149H91L92 151L87 150L88 147H87V149L85 148L86 150H84L85 153L88 151V152H87L88 154H90V153L92 152L90 155H88V158H89V159H88V158H87V159H88L89 161L86 160V157H87V156H84V155H82V154L80 155V158H81V156H82V160L85 159L84 161H87V163H86V162L84 163L83 161H81V163H83V164H85V165L87 164V169H86V168H83V171H81V173H83V174L81 175L82 178H81V177H78V176L81 174V173L79 172L80 170H79L78 172L75 171V174L70 172V173H69L70 176L73 174L72 177L75 175V176H74L75 178H81V179H79V180H81V181H78V182H76V180H78V179L73 180V179H75V178H73V179L70 181V179H71L72 177H70V179H69V175H68V174H64V173L62 172V170L64 171V169H67L68 172H69V168H68V167H67V168H66V167L61 168V167H62V166H65V163H66V166H69V164H70L69 162H71V163L73 162V163H72L73 166H74L75 164L77 165V163H74V162H75L76 160L78 161V159H77V158H75L76 160H75V159H72V157H73V158L75 157V156H73V153H71L72 157H71V155H68V157H66L65 155H67L68 152H69L68 150L66 151V149H69L70 146H71L72 150H71V148H70V150H71L70 152H73V151L75 150V148H77V149H81V147H83L82 149H84V146H85ZM96 145H97V146H96ZM110 145H111V147H110ZM159 145H160V146H159ZM178 145H177V147L174 148L173 150L181 151V150L183 149V148H182L183 145H181V149H180V145H179V146H178ZM190 145H191V144H190ZM224 145H225V146L227 145V147L230 145V146L228 147L230 150H229L228 148H227L228 150H226ZM233 145H235V146H234L235 148L233 147ZM39 146H38V147H39ZM42 146H43V148H42ZM45 146L47 147V148H45V150H46V152H47L46 154L48 155V157H47L46 154H45V150H44V147H45ZM55 146H56V147H55ZM73 146H74V147H73ZM80 146H81V147H80ZM86 146H85V147H86ZM90 146H89V149H90ZM119 146H120L121 148H119ZM166 146H167V147H166ZM192 146H190L191 149L193 148ZM238 146H239V147H238ZM6 147H8L7 149H9V151H7ZM52 147H53V148H52ZM185 147H184V148H185ZM195 147H197V145H196ZM195 147L193 148V151H195V153H193L194 155L191 153L192 151L190 152L191 149H190V148H187V151H189V152H188L189 156H190V154H192L194 157H196L197 155H198V156L200 155L199 147H197L198 149H197V148L195 149ZM231 147H232V148H231ZM236 147H238L239 149L236 148ZM29 148H30V150L27 151ZM41 148H42V149H41ZM56 148H57V149H56ZM168 148H167V149H168ZM16 149H18V150H16ZM40 149H41V150H40ZM58 149H59V150H58ZM62 149H64V152H63ZM73 149H74V150H73ZM77 149H76V150H77ZM98 149H99V150H98ZM108 149L106 150V149L104 148V150H103V151H105L104 153H107L108 151L111 153V150H108ZM116 149H115V150H116ZM188 149H190V150H188ZM224 149H225L226 151H222V150H224ZM234 149H235V150H234ZM261 149H262L263 151H262ZM13 150H14V152H13ZM60 150H62V151H60ZM183 150H184V149H183ZM18 151H19V152H18ZM43 151H44V152H43ZM77 151H78V150H77ZM82 151H83V150H82ZM122 151H123V152H122ZM129 151H130V150H129ZM131 151H130V152H131ZM171 151H172V150L170 149V152H171ZM185 151H186V149H185ZM227 151H228V152H227ZM236 151H237V152H236ZM241 151H242V152H241ZM258 151L260 152V154L258 153ZM5 152H6V153H5ZM12 152H13V153H12ZM15 152H16V153H15ZM17 152H18L19 154H18ZM29 152H30V154H31V156H32V159H31V156L28 157V156H29ZM31 152H32V153H31ZM40 152H42L41 155H39ZM59 152H63L64 154H63V153H59ZM66 152H67V154H66ZM70 152H69V153H70ZM75 152H76V151H75ZM89 152H90V153H89ZM99 152H98V153H99ZM109 152L107 153L108 155L110 154ZM114 152H115V154L117 155V152H116V151H114ZM130 152H129V154H128V153H127V154H128V155L133 154V153H130ZM164 152L167 154V152H169V150L167 151V150L165 149ZM164 152H163V153H164ZM174 152H175V153H174ZM174 152H172L171 154H174V155H175V154L177 153V157H179V158H181L182 156H184V155H182V156L180 157V154H178V153H182L183 151H181V152H176V151H174ZM3 153H4V154H3ZM11 153H12V156H11ZM14 153H15V154H14ZM27 153H28V154H27ZM43 153H44V154H43ZM48 153H49L50 155H49ZM76 153H77V152H76ZM79 153H81V150H80V152H78V153L76 154V157L79 156ZM82 153H83V152H82ZM87 153H86L85 155H87ZM98 153H97V154L94 153L93 156L96 154V155H97L96 157H98ZM102 153H103V152H102ZM104 153H103V162H104L105 164L101 161V162H102L101 164H102V165L104 164L103 166H101V168H102V167L104 168V167L106 166V162H107V163L109 162V160H108L109 157L107 158L108 155L104 157V155H106V154H104ZM141 153H142V154L144 153L143 156L141 155ZM163 153H160V152H159L160 156L163 155ZM165 153H164V155H163L164 157H163V156L161 157V159L163 158V160H164L166 157L168 158V155L170 154V153H168L167 156H166ZM197 153H198V154H197ZM229 153H230V154L232 153V154L230 155ZM257 153H258V154H257ZM5 154H6V156H5ZM21 154H22V158H24V159H22L23 161H21V160H19L20 158H18V160H19V164H20L19 167L22 168V167L24 166V167H23V168H24V171H25V168H26V170H28V171L30 170V167L32 168V166H31L30 164H29L30 167H29V165H28L29 168L27 167L28 161H27V159L25 160V158H28L29 161L31 160V164H32V160H33L35 157H37V156H41V157H39L40 159L38 158L39 162L37 161V158H35L33 163H36V162H37V163H40V162L43 161L44 158H45V159H46V157L48 158L47 162L45 161V159H44V161L42 162L44 167H42L43 169L41 168V170H42L43 173L41 172L39 166H35V168H36V167H37V168L39 167V170H38L37 168H36L37 170H36L35 168H32V169L34 170V173H36V171H38V172H37L38 175H40V173H41L42 175L44 174V171H43L44 168H45L46 170H47L48 168H49V170H52V169H53L54 172H57V170H58L57 167H59V165L62 163V162H60V161H62V159H63V161H64L65 163H63L62 166L59 167V168H60L59 170L62 169L61 172H60L61 174H60V173H59V174L57 173V174H58L60 177H62L61 175L64 174V176H63L62 178H64V177L66 178V176L68 175L67 178H68L69 180L66 178V179L68 180V181H67V180H65V178H64V179H63V182H64V180H65V183H63L62 180H61V178H60V179H59V180H61L60 182H62L64 185L61 183V184H59V185L57 184L56 187L58 188V186H60L59 188H65V187H62V186H67V184L69 183V184H68V187H72V186H74L73 188H75V186H76V189H77V187L80 185L81 189H80V187H78L79 189H78L76 192H74V193H73V191H75L76 189H75V190H74L73 188H71V189L69 188V189L72 191L73 194H75V193L77 194V192H78V194L75 196V199H76V200L73 198V200H74V202H75V203H73V205L76 207V204H77V207L79 206V209H80V204L78 205V203H81V209H82V208H83V209L85 208V209H84L85 212H83V213L81 212V214H82V215H81V214H80V210H79L78 208L73 207V205H72V206L68 205V207H67L68 210H69V207H72V208L75 209V210L78 209L79 211H78V214H76V217H78L77 215H80V216H79L78 218L72 217V216H73L72 211H68L67 209H66V210H67L66 213L63 212V214H60V212H61L60 208L62 209V205H63V203L67 206V204H69V203L71 204V203L73 202V201H71V199H70L71 202H68L69 200H68V201H64V200H67V199H64L63 197H65V196L67 195V196H69V198H72L74 195H73L72 197H70V195H72V193H70V194L68 193L69 195H68L67 193H66V195H65V193H64L63 195H65V196L62 195L63 192H65V191L67 192V190H69V189H65V191H63L64 189H60L61 192H62V191H63V192H62V193H61V192L59 193L60 190H57V189L55 188V185H56L55 183H57V181H58L57 179H58V177H59L56 173H54V175H53V174H50V173H53L52 171L50 172V171L47 170L49 173L45 171V174H47V173H48L47 175L50 174V177L47 176V175H46V177L50 178L51 181H52V180H54V181L57 180V181H55V182L52 181V182H54V184H55V185H54V184L52 183L53 186H54V188H55V191L57 190V191H56L57 193L53 190L54 188L51 189V187H49L48 183H44V181H45V182L50 181V180H48L46 177H45V178H42V179H44V181L40 178V184L37 185V183L39 182L38 178H39L40 176L37 175L38 178H36V177H35L36 175H35V174H34V175L32 174V172H33L32 169H31L32 171L29 172V173L31 174V176H29V177H32V176H33V178L36 179V180H33V181H32L33 183H31L30 181H28L29 179H26V178H28V176H26V178H25V175H27V173L24 174L22 171H21V172L23 173L24 176H23V175H20L21 178H18V177H19L18 175H19V174H22V173H20V171H19L17 177H16V174H17V173H16L15 176H14V174L12 173L13 170H11V171H9V170H10V168H11L12 166H13V168H15L16 166H18V164H17V165L15 164V167H14V163H12V160H13V161L15 160L16 162H18V160H17L16 157H17V156L20 157ZM57 154H58V155H57ZM111 154H112V153H111ZM111 154H110V155H111ZM182 154H184V152H183ZM185 154H187V153L185 152ZM196 154H197V155H196ZM234 154H235V155H234ZM8 155H9L10 157H8ZM16 155H17V156H16ZM27 155H28V156H27ZM43 155H44V156H43ZM63 155L67 158V160H66V158H65V160H64V156H63ZM100 155H101V154H100ZM110 155H109V156H110ZM116 155H114V153H113L112 157L115 158ZM124 155H125V154H124ZM128 155H127V156H128ZM178 155H179V156H178ZM195 155H196V156H195ZM228 155H230V156H229L230 158H228ZM242 155H243V154H242ZM254 155H253V156H254ZM258 155H259V156H258ZM260 155H261V158H259ZM3 156H4V157H3ZM13 156H15V157H13ZM25 156H27V157H25ZM53 156H54V158L49 159V158H51V157H53ZM58 156H59V157H58ZM69 156H70L71 158H69ZM89 156H90V157H89ZM118 156H119V155H118ZM121 156H122V155L119 156L120 158H119L118 160L121 159ZM133 156H134V158H133ZM160 156H158V157L160 158ZM165 156H166V157H165ZM172 156H173V155H171V157H172ZM175 156H176V155H175ZM175 156H173L174 159H173V158L170 159V156H169V159L172 160V161H174V160H175ZM185 156H187V155H185ZM189 156H188V159H186V160H185V158H184V159L182 158V159H183L182 162H183V163H184V162L187 163L188 160H189L191 157H192L193 159H195L193 156H190V157H189ZM198 156H197V159H195V161L197 160V161H196L197 163H195V164L192 163V162L190 161L191 159L189 160V161L192 163L193 166H196V164H197V166H198V165L200 164V163H199V161H200L199 159H200V158H198ZM224 156H225V157H224ZM262 156H263V157H262ZM42 157H44V158L42 159ZM55 157H56V158H55ZM62 157H63V158H62ZM83 157H85V158H83ZM123 157H124V156H123ZM123 157H122V158H123ZM128 157H130V156H128ZM158 157H157V158H158ZM226 157H227V159H224V158H226ZM61 158H62V159H61ZM78 158H79V157H78ZM101 158H102V155H101ZM101 158H100V157L96 158V159L98 160L99 163H98V162L96 163V161H97L96 159L93 160V162L95 161V164H94V165L92 164V165H93V166H92L93 169H92V167L90 168V172L92 173V171H93V173H92V177H93V176H94V177H93V179H91V180H93V181L90 180L91 183L86 182V184H85V186H86L85 188H87V185H88V187H89V188L91 187L90 189L93 190V193H92V192H90L91 190H90L89 188L86 189L87 191L89 190V192H90V194H92V196L89 195V193H88V194L86 193L87 195H86V194H84V195L87 196V197H88V196H89V197L91 196L90 199H93V195L96 196V194H97V197H98V198L101 196V197L104 198L103 201H104V200L106 201V197H109V196L113 197L111 194H114V195L116 196V192H115L116 190H114V191H111V190H110V191H109V190H106V189H107V188H108V189H110V188H111V189H116V188L119 187V186L114 187L113 185H115V183H117V185H118L120 182L118 183V182L115 181V183H114V181H111V182L109 181V183H112V182H113V185L109 184L108 182H105V183H107V186H110V185H111L110 188L107 187V188L105 189L106 186H103V185H105V183L102 182V181H104L108 175H107L106 177H104L105 179L102 177V176H105V175H102V176L100 177V180H99L98 176H96V175L100 174L101 171H102V173H104V174L108 173V170L111 168V169L109 170V171H111L112 168H113V166H115V165H116L118 162H120V161L117 160V158H118V157H117V158H115L117 163L114 164V165H112L111 160H112L113 162H115V160H113V158H112V159L110 160V162H109V163H111L110 166L112 165V167H110V166H109V163H108V166H109L110 168H109V169L106 168V169H108L107 172H106V169H104L105 171L103 170V168L100 170L99 167H98V168H99L98 170H100V172H98L97 170L95 171V169H97V165H96V164H100V160H102ZM105 158H107V161L104 160ZM124 158H125V157H124ZM124 158H123V159H124ZM126 158H127V157H126ZM126 158H125V160L122 159V161H124V164H125V163H127V162H125V161L127 160V161H128L127 165H128V164H129V165H128V167H127L126 164L124 165L123 168H126V169H123L124 172H123V170H122L123 173L127 172V170L131 171V173H132V170H134V168H137V167H134V165L137 166V165H139L140 162L142 163V161H140V162L137 161V162H139L138 164H134V163L131 164V162L129 163L130 159H129V158L126 159ZM140 158H139V159H140ZM159 158H158V159H159ZM167 158H166V159H167ZM257 158H258V159H257ZM9 159H10V160H9ZM41 159H42V161H40ZM53 159H56V161L53 160ZM57 159H58V161H59L60 163L57 161ZM60 159H61V160H60ZM68 159H69V161H68ZM99 159H100V160H99ZM143 159H144V157H143L141 160H143ZM146 159H147V158H146ZM146 159H144V161H143L144 164H145V163L147 164L148 161H149V160H148V161L145 162ZM161 159H160V160H157V161H158V162H159V161H162ZM182 159H181V160H182ZM256 159H257V160H256ZM3 160H4L5 162H4ZM24 160H25L27 163H25ZM51 160H52V163H51V164H52L53 166H55V163H56V162H57L56 164H58V166L56 165V167H52L51 164H49V162H50ZM70 160H72V161H70ZM73 160H74V161H73ZM79 160H81V159H79ZM90 160H91V161H90ZM133 160H135V161H133ZM181 160H180L179 165L182 164V163H181ZM221 160H222V161H221ZM224 160H225V161L227 160L228 165H227V164L225 165L226 162H224ZM253 160H255V161H253ZM262 160H261V161H262ZM20 161H21L22 165H23L24 163H25V165L22 166L21 163H20ZM54 161H55V163H54ZM66 161H68V162H66ZM150 161H151V160H150ZM157 161H156V160H155V161L152 160L151 162H154L153 165H155V163H156ZM166 161H167V162H163V161H162V162L168 164L169 161H168V160H166ZM172 161H171V162H172ZM176 161H179V159L176 158ZM176 161H175V162H176ZM195 161H193V162H195ZM230 161H231V162H230ZM261 161H260V163H258L259 165H257V168H256V165L254 166V168H256V170L262 168V166H260V164H262ZM263 161H264V160H263ZM263 161H262V162H263ZM3 162H4L5 164H4ZM7 162H8V163H7ZM9 162H10L11 164H13V165L11 166V164H10ZM16 162H15V163H16ZM44 162H45L46 164H45ZM171 162H169V164H170ZM190 162H189L187 165L192 166ZM255 162H256V163H255ZM42 163L40 164V166L42 165ZM53 163H54V164H53ZM68 163H69V164H68ZM78 163H79V161H78ZM88 163H90V164H88ZM141 163H140V165H141ZM172 163H173V162H172ZM172 163L170 164V166L172 167V166L174 165V167H176V169H175L176 171H177V169H178L179 167H181V165H180V166L178 165V167L176 166V165L178 164L177 162H176L177 164H176V163L172 164ZM185 163L183 164L184 166L182 167V169H183L184 167L187 166V165L185 166ZM198 163H199V164H198ZM7 164H9L10 166L8 167ZM67 164H68V165H67ZM118 164H120L119 167L121 168V167H122V166H121L122 163H118ZM118 164H117V165H118ZM133 164H134V165H133ZM146 164H145V165H146ZM156 164H157V163H156ZM158 164H159V165H158ZM158 164H157V165L160 166V167H158L157 165H155V166H157V167L154 168V170H156L157 168L159 169V170L157 169V172H158V171L160 172L161 167H162V169H164V168H166V167L168 168V165H169V164H168V165L164 164V165H166V166H162V163H161V162L158 163ZM251 164H250V165H251ZM4 165H5V166H4ZM33 165H34V164H33ZM35 165H36V164H35ZM37 165H39V164H37ZM49 165H50V166H49ZM72 165L70 164V171H72V167H73ZM79 165H80V166L77 165L78 167L75 166V168L77 167V169H78V168L80 167L81 170H82V164H79ZM85 165H84V166H85ZM95 165H96V167H95ZM140 165H139V166H140ZM145 165H144V166H145ZM153 165H152V166H153ZM242 165H243V166H242ZM244 165H246V166H244ZM25 166H26V167H25ZM48 166H49V167H48ZM71 166H72V167H71ZM84 166H83V167H84ZM99 166H100V165H99ZM108 166H106V167H108ZM130 166H132V167H130ZM144 166L142 165V166H140V167H141V168H144ZM148 166L150 167L151 165L148 163ZM148 166H146V168H147ZM152 166H151V167H152ZM190 166H188V167H186V168L189 169ZM193 166H192V169H194L193 171H196V172H197V171L199 170V169H198L199 167L196 166V167H197V169H196V167H193ZM226 166H227L228 168H229V167H236V169H235V168H232V169L230 170V168H229V170H228V169H226V168H227ZM239 166H241V167H239ZM258 166H260L261 168L258 167ZM47 167H48V168H47ZM85 167H86V166H85ZM117 167H118V166H117ZM117 167H116V168H117ZM153 167H154V166H153ZM153 167H152L151 169H153ZM163 167H164V168H163ZM220 167H223L224 169H223V168H220ZM251 167H252V168H251ZM263 167H264V163H263ZM13 168H11V169H13ZM16 168H17V167H16ZM50 168H51V169H50ZM73 168H74V167H73ZM75 168H74V169H75ZM120 168H117V169L119 170ZM141 168H139V169H140V170H143V172H144V170L146 169V168H145V169H141ZM172 168H173V167H172ZM186 168H184V169H186ZM54 169H56V170H54ZM84 169H86V170H84ZM114 169H115V167H114ZM114 169L112 170L113 172H114L115 170H117V169H115V170H114ZM121 169H122V168H121ZM121 169H120V170H121ZM148 169H150V168H147V171H148ZM162 169H161V170H162ZM184 169L182 170V172L184 171ZM192 169H189V170L186 169V172H187V171L189 172L190 170L192 171ZM195 169H196V170H195ZM225 169H226V170H225ZM19 170H21V169H19ZM35 170H36V171H35ZM67 170H65L66 172H65V171H64V172H65V173H68ZM75 170H76V169H75ZM88 170H89V169H88ZM91 170H92V171H91ZM136 170H138V169H136ZM136 170H134V171H135V172H134L135 174L133 173L134 175H136V173H138V175L141 177L142 174H145V173H143L142 171H141L142 174H140V173H139L140 170H139L138 172H137ZM154 170H152V171H154ZM165 170H166V169H165ZM165 170H163V172H164ZM170 170H171V168H170ZM170 170H169V168H168V171H167V172H169ZM172 170H173V172H174L175 177L177 176L178 181H180V180H181V179H180V177H181L180 175H181V174L178 175V171H177V172L174 171V168H173ZM0 171H1V170H0ZM15 171H16V169H14L13 172H15ZM39 171H40V173H39ZM94 171H95V174H96L97 172H98V174L95 175V174H94ZM112 171H111V174L113 173ZM129 171H128V173H129ZM179 171H181L180 168H179ZM191 171L189 172V174H187L188 172L186 173L187 176H186V174L183 173L184 175H182V176H183V177H187V178L189 179V180L187 179L188 182L186 181V184H187V185H185V184H184V185L187 186L189 189H191L193 186L196 185L197 188H195V187H194V188H195V190L197 189V190H196L197 192H196V193L194 192V193L198 196L197 193H198V191H201L200 189H201V187H202V185H199V184H202V183H204V182H205V184L207 183V182L205 181V178H204L203 176H205L206 178H208V177H207L203 172H199V171H198L199 173H196V172H195V174L192 175V173H194V172H191ZM254 171H255V170H254ZM254 171H253V172H254ZM263 171H264V168H263ZM17 172H18V170H17ZM72 172H74V170H73ZM76 172H77V173H80V174L77 176V175H76ZM88 172H89V171H87V173H88ZM90 172H89L88 174H91ZM105 172H106V173H105ZM119 172H121V171H118V172L115 171V172H114V174H113V175H114V178H115V180L122 181L121 183H124V184H125V180L127 179V176H128L129 178H131V177L134 176V175L131 176V175H132V174H131V175H130L131 177H130V176H129L130 173H129V174H128V173H127V174L125 173V175H126V179H125V177H123V176H122L123 179H121V178H122V177H121V174L123 175V173H122V172L119 173ZM148 172H149V171H148ZM167 172H164L165 175H164V173L162 174V172H161V174L164 175L163 177H164V178L166 177V179H168V178H167V175H166ZM175 172L177 173V175H176ZM184 172H185V171H184ZM229 172H230V173H229ZM237 172H236V173H237ZM10 173L13 174V175H10ZM29 173H28V175H29ZM62 173H63V174H62ZM115 173H117L116 175L119 177V179L117 178V176L115 177ZM118 173H119V174H118ZM146 173H147V172H146ZM149 173L153 174L152 172H149ZM171 173H172V172L170 171V174H171ZM190 173H191V174H190ZM202 173H203V175H202ZM236 173H235V174H236ZM4 174L7 175L8 177H7V178L4 177V176H5ZM108 174H109V176L107 177V179L109 178V180H114L113 177H112V179H110V178H111V177H110V176H111V175H110V172H109ZM151 174H149V175H151ZM154 174H155V175H152L151 178H152V179H153V177L155 178V184H153V183H154V182H153L154 180H153V181L151 180V181L153 182V183H152L153 186H151V187L156 189V187H154V185L157 184L156 181L159 182L158 179H159L161 176H159V178L156 179V177H158V176H156V172H154ZM157 174H158V173H157ZM161 174L159 173V175H161ZM199 174H201V177H198ZM206 174H207V173H206ZM241 174H239V176H242ZM55 175L58 176V177H56ZM100 175H101V174H100ZM100 175H99V176H100ZM113 175H112V176H113ZM119 175H120V176H119ZM138 175H136V176H138ZM147 175H148V173H147L145 176H144V175H143V176L146 177V179H147V178H150V177H148ZM189 175H191L192 178H193L194 175H195V177L197 176V177L199 178V179H198L197 177H196V178H195V177L193 178L194 181H195V179H196V180L198 179V180L200 181V182L198 181L199 184L197 183L199 187H198L197 184H196L197 181L195 182V185H193L191 182H189V181H190V178H191ZM253 175H254V173H253ZM11 176H14V178H15L14 185H15V183H16V184H17L16 187H14V185H12V184H13L12 181H13L14 179H11V178H12ZM22 176H23V177H22ZM51 176H52V178H53V176H55V179H51ZM76 176H77V177H76ZM136 176H134L136 179L139 178V176H138V177H136ZM169 176H170V175H168V177H169ZM171 176H173V175L171 174ZM171 176H170V177H171ZM178 176H180V177H178ZM199 176H200V175H199ZM41 177H43V176H41ZM87 177H88V175H87ZM87 177H86V178H87ZM89 177H91V175H89ZM92 177H91V178H92ZM96 177H97V178H96ZM134 177H133V178H134ZM163 177H162V178H163ZM170 177H169V178H170ZM173 177H174V176H173ZM175 177H174V179H172V178H170V179H172V181H175V180H177ZM183 177H181V178H182V181H180V185H182L181 183L183 182ZM202 177L204 178V180H203ZM9 178H10V180H9ZM17 178L20 179V180H22L23 182H24V180H25V183H26V182L28 183V187H29V184H32L31 187H32L33 185H35V186H33V187H36V188H38V187L41 185V180H42L43 184L41 185L42 187L40 186V188H43V187H44V184H46L45 188H46L47 190L45 191L44 189L41 190V189L39 188V190H40L41 192L44 191V192H43L44 194L41 193V195H40V194H39L40 191H39L38 193H37V191H36V192L33 191V190H35V188H32L31 190H28V188L24 189V188H25V183H23V182L20 181V180H17ZM24 178H25V179H24ZM33 178H32V179H33ZM56 178H57V179H56ZM86 178H85V179H86ZM95 178H96V179H95ZM116 178H117V179H116ZM133 178H132V179H133ZM151 178H150V179H151ZM192 178H191V180H193ZM201 178H202V179H201ZM23 179H24V180H23ZM32 179H30V180H32ZM101 179H102V181H101ZM107 179H106V180H107ZM132 179H131V180H132ZM136 179H135V180H136ZM142 179H143L142 177H141V180H140V178H139V181H137V182H139V183H140V181L143 182ZM146 179H145V182H148V179H147V180H146ZM170 179H168V181L166 180L164 184H166V182H167V184H168L169 182H171V181H169ZM1 180H2V181H1ZM26 180H27V181H26ZM37 180H38V181H37ZM47 180H48V181H47ZM87 180H88V178H87ZM159 180H161V178H160ZM185 180H186V178H185ZM226 180H227V181H226ZM231 180H232V179L229 178V177L223 179L222 182H223L224 184H220L221 181H217L218 183L215 182V186H214V188H213V189H214L213 192H212V190H207L208 192H210V194L212 193V194L210 195V198H212L211 196H212V195L214 196V194H215V196L213 197L212 201L210 202L211 204L208 203V202H206V203L209 204L211 207H210L209 205L207 206L206 203H205V205H203L204 202L201 201L203 198H204V199H203L204 201H206V198H209V197H208V196H209V195H208V194H209L208 192H206L208 196H207V195L205 196L206 193L204 192V193H202L203 195H201V193H200L201 197H199L200 195L198 196L199 198H198V197H195V200H196V198L201 199V200H200V201H201V204L196 203V202L199 201V200H198V201L196 200V202H195V203L197 204V205H196V204H192V203L194 202V199H193V202L189 203L191 200L189 201L188 198H190V197H186L187 195L185 196L184 192H183V194H182V191H181V189H180L181 187H180V186H179L180 188L178 187V184H179L178 182L176 183V185H175L174 183H173V184L179 188V190L181 191V193H180V192H179V193L182 194V196H185V197H186V198H184V199H183V197H182L180 194H178L177 191H179V190H176V191H175L176 187L174 188L173 185H171L172 183H171V184L169 183L171 186L169 187V185H168V187L171 188V189L174 188V191H175V192H174V191H172V192L175 193V194H177V196L180 195L181 197H180V196L177 197V196L174 194V196H176L177 198L180 199V202H178L179 199H176V198L173 196V194H171V198H169V197H168V194H169V196H170V193H172V192H171V191L168 192V194H167V198H165V201H166V199H169V200L166 201L167 204H166V205L164 204V206H166V208H167V206H168V208L170 209V206H172L173 204H175V205L172 206V207H174V209H173V208H171V209H173V211H176V215H175V217H174L173 215H174L175 213H172L173 211L170 212L171 209H170V211H169V209H167L171 214H173V215H172L173 217H170L171 214L168 212V213H169V215H168L169 217H166V219H169V218H170L169 220H171V218H173V219L175 218V219H176V216H177L178 220H180L179 217H181V216H180V215H177V214L179 213V211H177V210H179V203H180V206H183L182 204H185V202L188 204V206H187V205L184 206L185 208L180 207V208H182V210L184 209L183 211H185V212H187L188 209H189V211H190L189 204L192 205L193 207H194V205H195V207H194L195 209H194V210H196V207L199 208V206H200V208L197 209V212H198V210H200L201 208H202L203 211L200 210L201 214H200V212H199V217H200V215L202 216V215L204 214V212H205L204 210H206V209H203V207L205 208V206H207L206 208L209 207V210H210V208H211L212 211L214 210L213 212H215V211L217 210V208H218V210H219V207H218V206L222 204V205H221V206H222V208H221V211H222V212L219 211V212H220V213H219V212L217 211L218 213H217V212H215V213L212 212V213L210 214V213L206 210L207 212H205V213H206V215H207V213L210 214V216H212V219H214L213 215H215V216L217 217V215L219 214L221 219H220L219 217H218V219H219L220 221H219L217 218H215L214 221H217V222H216L217 225L221 223V225L223 226V229L221 228V225L216 226V224L214 223V221L211 222L210 219H208L209 222H208V220H207V221H203L204 218H206V219L208 218V216H206V215H205L206 217L202 216V217H204V218L202 219V221H199V224H200V222H203V223L206 222V225H205L204 227H203L204 224H202V225H198V226H197V224H198V223H197V224H196L197 227H196V226L194 225V223H195V220L193 219L194 216L192 215V217H189V216H188V215H190L189 212L187 213V216L189 217V220H188V221H185L184 217H183V218L181 217V221H179L178 223H179V225H180V222L183 223V222L185 221L184 223H186V222L188 223V224H185L186 226H187V225L189 226V224H192V223H193V225H194L195 227H193V225H190V226H192V229L195 228V230L193 229L195 232H194L193 230H191V231L189 230V232L191 233V232L193 231V235H194V233H195V235H197V238L199 237V238L203 239V241H205V239L208 238L209 235H211V234H209V233H208L209 235H207V231L205 230V228H207V227L209 226L210 229H211V228L213 229V225H215V227H217V229H218V228L221 229V231L218 229L219 233H217L218 231H217L216 228H214V229H215L214 232L212 231V232L215 233V235H216V237H213V239L216 238V240L213 241V240L211 239V236H212V235H211L210 238H208L209 240L206 239V240L210 241V243H209V242H206V241H205V242L208 243V244H212L211 241H213V244H214L215 241H216V243H218V242H217V241H218L217 239H218L219 237H220L223 241H227V242H228V240H230V239H228V237H230V236H232V235L235 236V235L237 234V232H235V230H239V232H240V231H242V230H241V227H242V226L247 228V226L250 225V224L253 222L252 220H254L252 215H253V214L255 215L257 212L260 211V209H258L259 211H257V212L250 213V211H249V212L247 213V211L251 208V207H249V206H250V202H252V200H253V198H250V196L252 195L251 193H254V192L252 191L250 194L248 193V195H242L243 198H244V197L247 198V199H248V197L250 198V200L244 199L245 202H243V198L240 199V198H241V197H240L241 194H239V191H237V190H239V189H236L237 187L239 188L238 183H240V182H239V181L237 182L236 180H232V181L234 182V183H233ZM7 181H8V182H7ZM9 181H10V182H9ZM16 181H17V182H21V183H23V185L19 183V186H20V187H19V186H18V183H17ZM34 181H37V183L34 184ZM66 181H67V183H66ZM69 181H70L71 183H72V181H73V183H74V181H75V182L77 183L78 186H77V185H72L73 183L70 184ZM95 181H96V182H95ZM97 181H100V182L97 183ZM107 181H108V180H107ZM126 181H127V182L129 181V182H130V183L128 184V187H130V186L133 185V184L130 185L132 182H131L129 179L126 180ZM151 181H149L148 184H150ZM163 181H164V179H163ZM163 181L159 182L158 185H156V186H157V189H158V188L161 189V190L158 189V190L160 191V193L157 191V192L159 193V195H160V194L163 195V191H164V189L167 188V185H166V187H165V185L163 184ZM228 181H229V183H228ZM4 182L6 183V186L2 187L3 184H5ZM11 182H12V183H11ZM92 182H93V183H92ZM127 182H126V187L124 186L126 189H127ZM137 182L135 181V184H136ZM192 182H193V181H192ZM222 182H221V183H222ZM50 183H51V182H50ZM76 183H75V184H76ZM78 183H79V184H78ZM87 183H88V184H87ZM102 183H103V184H102ZM121 183H120V184H121ZM133 183H134V182H133ZM161 183H162V185H163L162 187H163L164 189L161 187V185L159 186V184H161ZM193 183H194V182H193ZM226 183H228V184L226 185ZM231 183H232V184H231ZM235 183H236V184H235ZM9 184H10L11 186H13V189L11 188V186H10ZM52 184H51V185H52ZM90 184H91V185H90ZM99 184H100V185H99ZM101 184H102V186H101ZM108 184H109V185H108ZM124 184H121V185L123 186ZM135 184H134L133 186H135ZM137 184H138V183H137ZM141 184H142V183H141ZM148 184H147V185H148ZM152 184H151V185H152ZM188 184H190V185H188ZM205 184H204V185H205ZM229 184H230L231 186H230ZM21 185H22V187H24V188H22ZM36 185H37V186H36ZM51 185H50V186H51ZM61 185H62V186H61ZM70 185H72V186H70ZM83 185H84V184H83ZM139 185H140V184H138L137 187H140V186H141V185H140V186H139ZM143 185H144V183H143ZM145 185H146V184H145ZM145 185H144V186H145ZM147 185H146V186H147ZM207 185H209V183H208ZM219 185H220V186H219ZM225 185H226V187H223V186H225ZM235 185H238V186H236V188H235ZM8 186H9V187H8ZM92 186H93V187H92ZM100 186H101L102 188H101ZM144 186H142V187H144ZM148 186H150V185H148ZM1 187H2L3 189H2ZM7 187H8L9 189H7ZM17 187H18L19 189L21 188L20 192L23 193V194H20V192L18 191L19 189H18ZM26 187H27V186H26ZM103 187H104L106 193L108 194V195L106 194V196H103V195H105V191H104ZM120 187H121V186H120ZM120 187H119V188H120ZM142 187H140L141 189L139 188L140 190H138V189H135V190H134V188H136V186H135L132 190H131L130 188H128V189H130L131 192H132L133 190H134V192L137 191V193L135 192V194L137 195V194H138V191L143 190ZM151 187H150V188H151ZM182 187L184 188V191H186V190L188 189V188L186 189L183 185H182ZM217 187H218V188H217ZM16 188H17V189H16ZM66 188H67V187H66ZM83 188H84V186H83ZM95 188H96V189H95ZM146 188H147V187H146ZM152 188H151V189H152ZM183 188H182V190H183ZM194 188H192V191H195ZM198 188H199V190H198ZM203 188H204V187H203ZM216 188L219 189L218 191H220V189H221V195H220L221 197H220L219 199L216 198V196L219 197L220 192L215 191ZM222 188H223L224 190H222ZM225 188H226V190H225ZM5 189H7V190H5ZM22 189H23V190H22ZM29 189H30V188H29ZM49 189H50V190H49ZM97 189H99V190L102 189L103 191L101 190V192H100V194H99V193H98L99 191H97ZM128 189H127V191L130 193V190H128ZM148 189H149V187H148ZM155 189H154V190H155ZM162 189H163V191H162ZM171 189H167V191H168V190H171ZM231 189H232V190H231ZM4 190H5V191H4ZM8 190H10V193H11V192H12V193L10 194ZM15 190H17V192H19L18 194L20 195V197L18 196V194L16 193ZM24 190L27 191V192H29V193H24V192H25ZM121 190H124V191H125V189H123V187L121 188ZM144 190H145V188H144ZM144 190H143V191H144ZM149 190H150V189H149ZM149 190H147V191L145 190L144 193L147 194V192H148ZM234 190H235V191H234ZM7 191H8V192H7ZM22 191H24V192H22ZM31 191L35 192V197H36V193H37V195H39V197L37 196L38 199L34 197V193H32ZM52 191H54V193H56V194L53 195V192H52ZM83 191H84V190L80 191V193L83 194V193H82ZM87 191H86V192H87ZM94 191H97V192H95L96 194L94 193ZM108 191L111 192V193L109 194ZM117 191H120V190L117 189ZM150 191H153V189L150 190ZM165 191H166V190H165ZM167 191L165 192V194L167 193ZM187 191H188V194H190V196H191V194H192L193 192L189 193V190H187ZM187 191H186V194H187ZM190 191H191V190H190ZM214 191H215L216 193L218 192L219 194L217 193L218 195H216V193H214ZM227 191H228V192H227ZM231 191H232V193H231ZM233 191H234V192H233ZM14 192H15V194H14ZM46 192H47V193H50V194H52V195H50V196H48L49 194L45 195ZM51 192H52V193H51ZM69 192H70V191H69ZM103 192H104V194H103ZM134 192H132L130 195L134 194ZM153 192H154V191H153ZM153 192H152V194H153ZM161 192H162V193H161ZM176 192H177V193H176ZM222 192L225 193V194L227 193V194L225 195V194H223ZM5 193H6V194H5ZM7 193H8V194H7ZM58 193L61 194V196H60ZM84 193H85V192H84ZM101 193H102L103 195H102ZM117 193H118V192H117ZM122 193L124 194V195H122V197L126 198L125 196H126L128 193L126 192L127 194H125L123 191L120 192V194H122ZM139 193H140V192H139ZM141 193H143V192H141ZM141 193H140V194H141ZM158 193H157V194H158ZM194 193H193L192 195L196 196ZM229 193H230V195L228 196ZM235 193H236V194H235ZM255 193H256V192H255ZM1 194H2V195H1ZM24 194H25V196H24ZM29 194H30V195H29ZM42 194L45 195V197L48 196V200L50 199V197L54 196L55 202H54L53 198L51 199V200H53V203H52L51 200L48 201V200H47V197L45 198L44 196H42ZM98 194H99L100 196H98ZM120 194L118 193L117 195H120ZM135 194L131 197V198H133V200H134ZM140 194L137 195L138 198L140 197ZM148 194H149V192H148ZM157 194H156V192H155L153 195L156 197ZM222 194H223L224 196H223ZM8 195H10V196H8ZM15 195L17 196L18 199H16V196H15ZM27 195H29L30 197H32L33 199H35V201H34L32 198L30 199L29 196H27ZM57 195H58V196H57ZM130 195L128 194L129 197H130ZM149 195H150V194H149ZM153 195H151L152 198H151V196H148V195H147V200H146V199L144 200L143 198H144V197L146 198V196H145V194H144V195L142 194L141 196H142V197L144 196V197L142 198V201H141L140 199L138 200L139 203H140V201H141V203H140L139 206H141V204H142L143 206H144V205H147V207L145 206L146 208L143 207L144 209H147V208H148V209L146 210L147 213H148V212L153 213V212L150 211L151 209L149 208V206L153 204V203H151L150 201H153V200H150V201H149L148 198H149V199H154L155 201H159V200H160V199H157V198L155 199V198L153 197ZM159 195H158L157 197H158V198H160V197L162 198V195H161L160 197H159ZM235 195H236V197H235ZM238 195H240V196H238ZM1 196H2V197H1ZM4 196H5L6 198H5ZM12 196H14V197H12ZM21 196H22V198H21ZM56 196H57V197H56ZM67 196H66V197H67ZM115 196H114L113 198L115 199V201H116V198H117V203H119V204H117L114 200H111V201H110V199H111V197H110V198H109V201H110L109 206H110V207H109L108 204H107V203H109L108 199H107V201H106L107 203L105 202V203H104L105 205L103 206V201L100 200V198H99V202H98V201H97L98 199H97L96 197H94V198L97 199V200H96V205H95V207L98 206L97 204L103 206L102 208H103L104 210H103L102 208H100V209L98 208L99 210L97 209L98 211H100V210L102 209V212H101L102 216H101L100 212H99V214H100V215H99V214L97 213L98 211H97L96 209H94V207L91 206V204H93V206H94V203H95V202L92 203V201L95 200V199H93V200L91 201V204H90V203L88 204V205H90V207H89V212H90V214H89V212H87V213L89 214V217H90L91 214H93V213H91V209H92V208L95 210V211H94V214H95V215H91V218L93 217L92 220L89 218V220H91V222H89V221H88V217H86V218H87V219H86L87 222L90 223V224L87 223L88 226L86 225V226H87L86 228H87V230H90L92 227L96 226L95 224H97V222H98V223L100 224V225H99V229L96 228L97 226L94 227L93 229L96 228L97 231H98V230H101V231H98V232L96 231V232H97V233H96L94 230L91 229L92 231H94V233L90 230V232H92V234H91L90 232H88V231H87V234H86V230H85L86 228L84 229V227H83L86 223H84L82 220H80L81 222L84 223V224L81 225V222L79 223V221H77V222L80 224L79 227L82 226V229H84L83 231H84L85 233H84L83 231H82V232L86 235V237H85L84 234H81L79 229H78V230L73 229L74 231H75V230H76V231H79V232H78V235L80 234V236H78L77 234H76V235H77L79 238L82 237V239H81V241H80V239L77 238L76 235H73V234H74V233H73L74 231H72L71 228H70V231L73 233V234L71 235V232L69 231V232H70V235H71V236H74L75 239H78L79 242H81V243L83 244V245L80 244V245H81V248H80V246H79V242H78V245H77L76 240H75L74 238H69V237H68V236H69V232H68V231H67V232H68V233H67V236L65 235V234H66V231H65V230H66V229L68 230V228H69L68 226H70L69 223H68V221H69L70 218H66V217L64 218L65 220L68 219V220L66 221V222L68 223V225H66L67 223H66L65 221H63V219H62L61 222H62V221L65 222V223H64L65 226H64L63 223L61 224V223L59 222V223L61 224V225L59 224V227H61V226L63 225V226H62V227H63V230L61 231L62 233H61V232H60L61 234L59 233V230H61L62 227L59 228V230H56V229H55V230L57 231V236H58V233L61 235V239H62V241H60V239H58V237L55 239L53 233H51V234H53V236H52V235H51V236L54 238V240H53L54 242H55V240H59L60 243L64 242L65 244L62 243V244H64V245H62V244H60V243L58 242V243H59V245H57L58 247H60V246L62 245V246H61V250H60V249L58 250V249H56V248H58V247L53 246V244H54V245L57 244V243H56L57 241H56L55 243H54V242L52 243V242L50 241L51 244H50V242H49V244L52 245V249H53L54 247H56L55 249L58 251V253H56L57 251L54 249V252L56 253V255H55L54 253H52L53 251H51V255L54 254V256H57V254H58V256H57V258H58L59 255L61 254L60 251H62V250L64 251V249H66V247H67V249L65 250V252H66L67 250L70 251V252L67 251V256H68V257L64 256V254L66 255L65 252H64V253L62 252V253H63L62 255H63V257H64L63 259L67 258L66 261L63 260L62 257H61V258H58V260L61 261V264H62L64 261H65V264H66L67 261H69L68 258L72 257V253H73V254L75 253V255H76V254L79 252L80 249H81V251H80L81 254H82L83 252H85V251H84L85 249H86V252H88V254H87V253H84V254L89 255L90 253H92V254H90L91 256H90V255L88 256V258L90 257V259H91L92 256L94 257L95 255H96V257L98 256V257H100V258H103V257H102V255H103V250H104V251H107V253L104 252V253H105V254H104L105 257L107 258V255H106V254H110V253H108V252L112 250L111 254L108 255V256H110V257L112 256V258L108 257V258L106 259V258L104 257L105 260H106V262H105L106 264H111L110 261H112V263L115 262V261H116V258L121 259V260H119V263L123 260V262L125 261V262H127V264H130L132 261L134 262L135 259L137 260V262H139L140 259H141V263L139 262L140 264H142V262L148 264V263H147L148 261H145V259H144V260L142 259L143 257L145 258L144 254L146 255V252L143 253V251L146 250V249L144 248V245H145V247L148 245V243H145V242H148V241H149V243L151 242V244H152V246L150 245L151 248L148 246V247H147V250H146V251H148L147 253H150V252L152 251V248H154L153 245H156L155 248L157 249V248H159V246L157 247V245L160 244L161 240H164V239H166V238H167V239H170L171 236L173 235V234H172V235L170 234V235H171V236H170V235L168 234V235L170 236V238H169L168 236H167V237L165 236V233H167L168 231L163 230L162 232H164V231H166V232H164V233L159 232V233H158V231L156 230V228H157L156 226H158V225H157V224H154V223H156V221H159V220H160L159 222H162V221H163V217H162L163 215L160 214V216H159L158 214H156V212H157V213H159V212L162 213L160 210H162V207H163V206L158 205V206H160V208H161V209H160L157 205H152V206H153V209H155V210L152 209L153 211H155V216L158 215V216H156V217H161L162 219L159 218V220H157L158 218L156 219V217L153 216V214H151V216L155 217V218H154L155 221L153 220V221H154V222H153V225H156V226H155L156 228H154L153 225H152V227H148V226H150V225L152 224V223H150L149 221H151V219H153V217L150 216V218H151V219H150V218L148 217V216L150 215V213L148 214V216H147V214L145 213L146 216H147L148 218H147L145 215H143V216L146 217V219L148 220V222H147L146 219H145V218L142 216V214H141V213H142L141 211H143V208H141L142 210L139 209V210H141V211H139V210L136 211V210H137V207H139V206H138L139 203L137 204V207H136V205H135V204L137 203L135 200L138 199V198H136L137 196L135 197V200H134V201L131 200V199L128 200V199H129L128 196H127L126 200H125V199H122L123 201H120V200H121V199H120L121 196H120V197H119V196H116V197H115ZM188 196H189V195H188ZM194 196H193V197H194ZM222 196H223V197H222ZM233 196H234V197H233ZM42 197H44V198H42ZM58 197H62L63 200L60 199V198H58ZM89 197H88V198H89ZM163 197H166V196L164 195ZM224 197H225V198H224ZM226 197H227V198H226ZM3 198H4V199H3ZM13 198H14V199H13ZM40 198H42V200H44V201L46 202V205H44V206L42 205V204H44L45 202L42 201ZM67 198H68V197H67ZM69 198H68V199H69ZM84 198H85V197H84ZM118 198H119L120 200H119ZM140 198H141V197H140ZM181 198H182L185 202H184L183 200H181ZM191 198H192V197H191ZM191 198H190V199H191ZM210 198H209V200H211ZM214 198H215V199H214ZM221 198H222V199H221ZM235 198H236V200H234ZM15 199H16V200H15ZM19 199H20V200H19ZM21 199H22V201H21ZM28 199H29V200H28ZM56 199H60V200L63 201V202H61L60 200H57V201H56ZM90 199H89V200H90ZM101 199H102V198H101ZM170 199H171V201H173V200L176 199V202L171 203L172 205L169 206L168 204L171 202ZM186 199H187V200H186ZM220 199H221L222 201L225 199V200L223 201V202H224V206H223L222 201H220ZM230 199H231V200H230ZM238 199H240V200H242V201H240V200L238 201ZM251 199H252V200H251ZM2 200H3V202H2ZM5 200H6V201H5ZM24 200H25V201H24ZM26 200L28 201V203H26ZM37 200H39V201H37ZM83 200H84V202H83ZM118 200H119L120 202H119ZM127 200H128V201H131V202L129 203V205L132 204V206H133V204L136 202V203L134 204L135 206H133V207L136 208V209H135V211L132 212V213H131V211H130V213H129V211H127V210H128L127 208L129 207V205H127V208H126L127 210H125V208H123L124 205H125L124 203H125V202H126V203L128 202ZM162 200H164V199L162 198ZM162 200H160V201L163 203L164 201H162ZM213 200H218V201H213ZM229 200H230V201H229ZM4 201L7 202L8 205H7V203H4ZM10 201H12V202H14V203H13V204L11 203V205H10ZM23 201H24V202H23ZM80 201H81V202H80ZM87 201H88V202H87ZM112 201H113L114 203H113ZM124 201H125V202H124ZM132 201H133V202H132ZM143 201H144L145 204L142 203ZM145 201H146V202H145ZM155 201H154V202H155ZM188 201H189V202H188ZM219 201H220L221 204H219ZM247 201L249 202V203H248L249 205H247V207H249V209H248L247 207H245L246 204H243V206L245 205L244 207L247 208V210H242V209H240V207H241L240 204H242V202H243V203H246ZM18 202L21 204V206H20V204H19ZM29 202L31 203V206H29V205H30ZM38 202H39V204H38ZM41 202H42V203H41ZM43 202H44V203H43ZM56 202H58V203H62V205H61L60 207H58L57 205H60V204H58V203L56 204ZM65 202H68V203H65ZM82 202H83V204H82ZM101 202H102V203H101ZM149 202H150V203H149ZM168 202H169V203H168ZM177 202H178V203H177ZM182 202H183V203H182ZM202 202H203V203H202ZM213 202H215V203H217V204H215V203H213ZM226 202H227V203H226ZM238 202H241V203L239 204ZM15 203H16V204L18 203L17 205L20 206V207H22V204L24 203L25 205H23V206L26 207V208L28 207V209H24V207H22L23 210H19V211H22V213L25 212V210H26V214L24 213L26 218L23 216L22 213H20L18 210H16V209H18V206L15 205ZM35 203H36V204H35ZM50 203H52V204H50ZM54 203H55V204H54ZM100 203H101V204H100ZM112 203H113V204L116 203L115 205H118V208H120V209L116 208L117 206H116V207L114 206V207H115V209H114ZM120 203H121V204H120ZM122 203H123V205H122ZM155 203H156V202H155ZM158 203H159V202H158ZM176 203H177V206H176ZM212 203H213L214 205H213ZM229 203H230V204L232 203L233 206L231 207ZM4 204H5V206H4ZM27 204H28V205H27ZM32 204H33V205H32ZM40 204H41L43 207H40V206H41ZM48 204H49V205H48ZM156 204H157V203H156ZM159 204H161V203H159ZM198 204H199V206H198ZM218 204H219V205H218ZM12 205H13V206H12ZM34 205H36V206H34ZM38 205H39V206H38ZM47 205H48V206H47ZM51 205H53V208H52ZM65 205H64V206H65ZM162 205H163V204H162ZM201 205H203V206L201 207ZM217 205H218V206H217ZM235 205H236V206L238 205V206H237L238 209H237V207H236ZM10 206H11L12 208H11ZM33 206H34V207H33ZM45 206H46L47 209H49V206H51L49 210H51V209H53V210H55V209L59 210V211H58L59 213L57 212V210L54 211V212H55V213H58V214H56V216H59V215H60V217L55 218L56 216L54 217L55 214H54L53 210H51V211H49V210L46 211L47 209L44 208ZM66 206H65V208H66ZM105 206H108V207L110 208V209H108V207H106L108 211L110 210V212H108V213H111V214H112V213H115V214H117V215H120L121 213H119V211H120V212H121V211H122V212H124V211L126 212V211H127L128 213L126 212L127 215L125 214V212L122 213V214L119 216V218H117L118 216H116V215H115V217H116V218H115V217H114V214H113V216H112V218H111V214L109 215L108 213H106L107 211L105 210V209H106ZM122 206H123V207H122ZM154 206H155V207L157 206V207L160 209V210H159V209L156 207V208L159 210V212H158V210H157L156 208H154ZM175 206L178 207V208L176 209ZM192 206H191V207H192ZM214 206H215V207H214ZM221 206H220V207H221ZM225 206H226V207H229V208L226 209ZM239 206H240V207H239ZM243 206H242L241 208H244ZM7 207H9V208H7ZM13 207H14V208H13ZM20 207H19V209H22V208H20ZM31 207H33V209H32ZM37 207H38V209H40V211H39L38 209H37L35 212H32V211H31V209H32V210H35V208H37ZM55 207H57V208H55ZM86 207H88V206H86ZM98 207H99V206H98ZM100 207H101V206H100ZM111 207H112V208H111ZM121 207H122V210H121ZM150 207H151V206H150ZM188 207H189V208H188ZM193 207H192V209H193ZM212 207H214V208H212ZM223 207H225V208H223ZM233 207H234V208H233ZM5 208H7V209H5ZM10 208H11L12 210H11ZM29 208H30V209H29ZM41 208H42V209H41ZM43 208L45 209V211H44ZM65 208H63V209L65 210ZM72 208H70V209L72 210ZM90 208H91V209H90ZM96 208H97V207H96ZM164 208H165V207H164ZM164 208H163V209H164ZM166 208H165V209H166ZM187 208H188V209H187ZM215 208H216V209H215ZM232 208H233V210L236 208L235 210H238L239 212L241 211V212H240L241 214L238 213V211H235V210L233 211ZM2 209H5V210H2ZM13 209H14V211L16 210V211L14 212L15 215H17L16 213H19L18 216L20 217V219H18V218H19L18 216H17L18 218L16 219V217L14 216V214H13V212H12ZM83 209H82V211H83ZM113 209H114V211H113ZM185 209H187V210H185ZM222 209H224L225 211H227V210L229 209V211H228L229 213H228V212L226 213L225 211L223 212ZM239 209H240V210H239ZM1 210H2V211H1ZM7 210H8V211H7ZM29 210H30V211H29ZM75 210H73V212H74ZM87 210H88V209H87ZM116 210H117V211L119 210V211L116 213V212H115ZM123 210H124V211H123ZM148 210H149V211H148ZM156 210H157V211H156ZM167 210H166V211H167ZM230 210H232V211H230ZM250 210L255 211V209H252V208H251ZM6 211H7L8 213H7ZM17 211H18V212H17ZM43 211H44L45 213L47 212V215H48L50 212L53 213V215L50 213V214H49V217H50V218H48V220H47V217H48V216H47L46 214H43V213H44ZM62 211H63V210H62ZM76 211H77V210H76ZM96 211H97V212H96ZM112 211H113V212H112ZM146 211L144 210L143 213L146 212ZM163 211H164V210H163ZM166 211H165V212H166ZM183 211H182V212L180 211V214L182 213V216H184V215H183V214H184ZM242 211H244L245 215H244V213H242ZM27 212H28L29 216H28ZM31 212H32V214H31ZM36 212H40L41 215H40V213H36ZM48 212H49V213H48ZM68 212H69V213H68ZM92 212H93V210H92ZM95 212L98 214V216L96 215ZM104 212H105V213H104ZM135 212H136V213H135ZM137 212L140 214V217H141V218L143 217V218H142L143 220L145 219V220H144V223L147 222V225H148V223H150V225H148L147 227H146V224H143L144 227H146L147 229H145V228L142 226V230H141V228H140L141 226H140V225H141L143 222H140V221H139V220H141V218L139 217V214H138ZM190 212H192V214H194L192 210H191ZM210 212H211V210H210ZM233 212H234L235 214H236V213H238V214H236V215L234 216V214L232 215ZM251 212H252V211H251ZM9 213H10V215H11V218L14 216V217L12 218L13 220L10 219L11 222H9V218H10V217H9L10 215L8 216ZM11 213H12V214H11ZM35 213H36L37 215H35L36 218H35V220H34V217H35L34 214H35ZM67 213H68V216H67ZM71 213H72V214H71ZM103 213H104L105 215H104ZM216 213H217V215H216ZM223 213H224L225 216H226L227 214L230 215V216H232V217H230V218L228 217L230 220H229L228 218H226L227 221H226V220H223V219L225 218L224 216H222ZM246 213H247V214H251V215H250V216H247ZM5 214H6V215H5ZM20 214H22V216H23L22 219L25 218L24 221L26 220V221H25L26 223H25L23 220H21V215H20ZM130 214H131V215H130ZM212 214H213V215H212ZM239 214H240V215H239ZM32 215H33V216H32ZM38 215H39L40 217L43 215V216H44V217H42L43 219H39V216H38ZM51 215H52L53 217H52ZM74 215H75V213H74ZM103 215H104V216H107V217H105V221H103V224H102V223H101V222H102L101 220L104 219V218H101V217H103ZM108 215H109V216H108ZM123 215H124V216H123ZM125 215L127 216L126 219L128 218L129 221H128V220H125ZM129 215H130V217H129ZM197 215H198V214H197ZM219 215H218V216H219ZM228 215H227V216H228ZM243 215H244V216H243ZM30 216H31V217H30ZM46 216H47V217H46ZM86 216H88V215L86 214ZM95 216H96L97 218H96ZM121 216H122V218H123V217H124V218L122 219ZM133 216H134V217H133ZM136 216H138V217H136ZM178 216H179V217H178ZM187 216L185 217L186 219H188ZM195 216H196V215H195ZM221 216H222V217H221ZM227 216H226V217H227ZM233 216H234V218H233ZM236 216H238V217L235 218ZM239 216H241V217H240L241 219L239 218ZM242 216H243V219H242ZM245 216H246V218H245ZM251 216H252V217H251ZM28 217H30V218H28ZM32 217H33V218H32ZM51 217H52L53 219H51ZM108 217H109V218H108ZM113 217H114L115 219H114ZM131 217H133V218L131 219ZM164 217H165V214H164ZM196 217H197V216H196ZM199 217H197L198 220L201 219V217H200V219H199ZM250 217L252 218V220H251ZM27 218H28V219H27ZM37 218H38V220H37ZM45 218H46V220H45ZM54 218H55V219H54ZM135 218H137V219H135ZM138 218H139V220H138ZM190 218H192V219L194 220V222H193V220L190 219ZM197 218H195V219L197 220ZM209 218H211V217H209ZM231 218H233V220L239 222V225H240V229H239V228H238L239 225H238V226L236 225V224H238L237 222H235V223L233 224V225H234L233 227L235 228V229H233L234 232L232 231V229H231V230L229 229V227H230V228H233L231 225H230V226H227V227H226V226L224 227V224H225L224 221L226 222L225 225H228V224H231V223L234 222L233 220H232V222H231ZM248 218H250V219L248 220ZM254 218H255V217H254ZM0 219H1V218H0ZM29 219H30V223L28 224ZM31 219H32V220H31ZM49 219H50L51 221L54 220L56 223L53 221L52 224H50L51 221H50ZM94 219H98V221H97V220H94ZM106 219H108L107 222L110 221V219H112V221H113V220H115V221H113V222H112V221L108 222V223H107V226H106V225H104V224L106 223ZM173 219H172V220H173ZM182 219H184V220H182ZM237 219H238V220H237ZM246 219H247V222L244 221V220H246ZM15 220H16V221H17V220H18V221L21 220V221H20V222L17 221V223H16ZM36 220H37V221H36ZM39 220H40V221H39ZM41 220H43V221H42V222H43V225H44V224H45V225L48 224V223H45V221H47V222L50 221V222H49V226H47V227L50 228V229H47V228L45 227V228H46L47 230H49V231L46 230L47 232L44 233V232H45V231H43V230H44V229H43L44 227H43V225L41 224V225H42V229H43L42 231H43L44 234H39V235H38L39 231L36 230V229H38V227H39V225H40L39 222L41 223ZM99 220H100L101 222H100ZM116 220H120L119 223H121L122 220H124L125 223H124V221H123V222H122L123 225L129 223V225H128L129 230H130L131 232H135L132 236H134V235L137 233V234H136L137 236L135 235V236L132 237V238H131V237H128V239H127L126 242H128V241H130V242H128V244L125 242L128 246H126L125 244H122V246L125 245L124 247H127V248H128V251H127V248H124V247H122V246H121V247L124 248V251H125V252H123V251L121 250L122 248H119L122 252H121L120 250H118V248H117V250H115V249H116V244L113 243V242H115L114 238L111 239L112 242H111L110 239H109V237H110V238L113 237V234H115L116 231H115V230H111V229H109L110 226H108V225H111L110 228H112V225H113L115 222H118V221H116ZM134 220H135V221H134ZM137 220H138V221H137ZM143 220H142V221H143ZM221 220H222V221H221ZM241 220H243V221H241ZM250 220H251V221H250ZM2 221H4L3 223H4L5 225L1 223ZM12 221H14V223H13ZM32 221H33V222H32ZM38 221H39V222H38ZM59 221H60V220H59ZM84 221H85V220H84ZM92 221H93V222L95 221V224H94ZM96 221H97V222H96ZM127 221H128V222H127ZM145 221H146V222H145ZM164 221H166V220L164 219ZM174 221H175L174 224H175V226H176V225H177V223H176V222H177V219L174 220ZM228 221H230L231 223H230V222L227 223ZM248 221H250V222H248ZM6 222L11 223L12 225H11V224L9 225V223L7 224ZM21 222H22V225H20ZM34 222H35V223L38 222L39 225H38V224H35V225L31 224V223H34ZM69 222H70V221H69ZM111 222H112V223H111ZM130 222H132V223H130ZM135 222H139V223H135ZM151 222H152V221H151ZM167 222L170 223V221H166V223H167ZM191 222H192V223H191ZM197 222H198V221H197ZM222 222H223L224 224H223ZM244 222H245V224L247 223L248 225L245 226V224H240V223H244ZM15 223H16L17 225H16ZM24 223H25V224H24ZM54 223H55V225H54ZM78 223H77V224H78ZM91 223H92V226H91ZM109 223H110V224H109ZM140 223H141V224H140ZM163 223L166 224L165 222H162L161 224H163ZM169 223H168L167 225H163V227H164V226L169 227ZM182 223H181V224H182ZM209 223H211V224L213 223V224H212V227H211V224H209ZM13 224H14V226L16 225L15 227H17L18 225L21 227V229H20V227H19L20 232H19L18 227L15 228V227L13 226ZM23 224H24V226H25L26 224H27L28 226L26 225V226L24 227ZM30 224L33 226V229H32V227H31ZM93 224H94V225H93ZM131 224H132V225H131ZM139 224H140V225H139ZM3 225H4V227H3ZM7 225H8V226H7ZM37 225H38V226H37ZM45 225H44V226H45ZM50 225H53L54 227H52V226L50 227ZM97 225H98V224H97ZM114 225H115V224H114ZM114 225H113V226H114ZM120 225H121V224H120ZM170 225H172V223H170ZM179 225H177L176 228H177ZM185 225H183L184 228H185ZM207 225H208V226H207ZM235 225H236V226H235ZM9 226L11 227V230H12V231L15 230V229H16V230L12 232V231L10 230V228H8ZM22 226H23V228H22ZM66 226H67L68 228H65ZM89 226H91V227L89 228ZM102 226H106V228L109 229V230L106 229L107 231H105V229H104L105 232H103V231H102L103 229H100V227H101V228H104V227H102ZM130 226H131V227H130ZM139 226H140V227H139ZM159 226H160V224H159ZM180 226H181V231H183V233H184L185 230H188V229H189V227H186V229L182 230V229H183V228H182L183 226H182V225H180ZM180 226H179V228H180ZM206 226H207V227H206ZM2 227H3V228H2ZM12 227H14V228H12ZM35 227H36V228H35ZM76 227H77V225H76ZM76 227H75V228H76ZM138 227H139V229H140L141 231H143V230H148V228H150V229L153 228L154 230H153V229L150 230L151 233H152V231H153V233L151 234L152 237H151V236H146V237H145V235H147V233L150 232V231L148 230L147 232H146V231H143V233L145 232L144 234L141 233V234H143L144 237L146 238V241L144 240L145 238L143 237V235H142V237H141V235H139V238H140V239H139V240H136V238H138V234H140V232H141V231L138 229ZM161 227H162V225H161ZM163 227H162V229H163ZM167 227H166V228H167ZM170 227H172V226H170ZM209 227H208V228H209ZM236 227H237V228H236ZM6 228H7V230H6ZM25 228H26V229H25ZM39 228H40L39 230H41V226H40ZM64 228H65V229H64ZM77 228H78V227H77ZM88 228H89V229H88ZM113 228L115 229V226H114ZM113 228H112V229H113ZM131 228H132V229H131ZM143 228H144V229H143ZM158 228H159V227H158ZM172 228H173V227H172ZM172 228H171V229H172ZM176 228H175L174 230H173V229L171 230V229L168 228L167 230H169V232H170V230H171V231H174V233H176V235L178 234V237H179V235H180L182 232L178 231V230H180V229H177V230H176ZM187 228H188V229H187ZM190 228H191V227H190ZM208 228H207V229H208ZM2 229L6 230V231L3 230V232H2ZM17 229H18V230H17ZM23 229H24V230H23ZM80 229H81V228H80ZM82 229H81V230H82ZM96 229H95V230H96ZM134 229H136L137 231H135ZM212 229H211V230H212ZM228 229H229V230H228ZM8 230L11 231V233L8 232V233L6 234V232H7ZM21 230H22V231H21ZM55 230H54V232H55ZM132 230H133V231H132ZM155 230H156L157 232H156ZM158 230H159V229H158ZM247 230H249V229H247ZM16 231H18V232H16ZM42 231H41V232H42ZM63 231H65V232H63ZM76 231H75V232H76ZM109 231H110L111 235L109 234ZM111 231H112V232H111ZM154 231H155V232H154ZM159 231H161V228H160ZM177 231H178V232H177ZM208 231H209V229H208ZM215 231H217V232H215ZM229 231H232V232L230 233ZM243 231H244V229H243ZM15 232H16V233H15ZM37 232H38V233H37ZM51 232H53V230H52ZM106 232H108L109 237H108V235L106 234ZM187 232H188V231H187ZM189 232H188V235H187V236H189V241H190V240L193 238V237H192L193 235L190 234L191 237H192V238L190 239ZM239 232H238L237 235H239V234L241 233V232H240V233H239ZM9 233H10V234H9ZM13 233H15V234H14L15 236L13 235ZM31 233H33V236L31 235ZM63 233H64V235L66 236V238H65V236H63ZM76 233H77V232H76ZM98 233H99V234L102 233V234L99 235ZM103 233H105V234H103ZM112 233H113V234H112ZM154 233H155V234L158 233V234L164 235V238L160 239L162 236H161V235H159V236L157 235L158 237L161 236L160 238H158L157 236H155ZM170 233H172V232H170ZM179 233H180V234H179ZM183 233H182L181 235H183ZM216 233H217V234H216ZM228 233H229L230 235H228V237H227V234H228ZM233 233H234V234H233ZM16 234H18V235H16ZM35 234H37L38 236L35 235ZM49 234H50V233H49ZM88 234H91L93 237H92L91 235H88ZM94 234H97V235H94ZM116 234H117V232H116ZM116 234H115L114 236H116ZM153 234H154V235H153ZM185 234H187V233H185ZM1 235H0V236H1ZM5 235H3L2 238H0V241H1L2 239H5ZM28 235H27V237H29ZM34 235H35V237H34ZM103 235H104V236H103ZM105 235H106V237H108V238H106L107 240H106L105 238H103V237H105ZM148 235H149V234H148ZM195 235H194V236H195ZM204 235L207 236V237H205ZM237 235H236V236H237ZM44 236H43V238H44ZM55 236H56V234H55ZM75 236H76V237H75ZM83 236H84V237H83ZM88 236H89V237H92V238L87 239V240H90V243H89V241H86L88 244H91V243L93 242L94 239H95V242H96V243H97V242H98V243L100 242L102 246L105 245V244H107V243L110 241L109 243H110L111 245L114 244V245H112V246H114L115 249L112 248V247H109V246H108V248H110V250H108V249H107V246L105 245L106 247L103 246L104 249L101 250L100 248H103V247L100 245V243H99L98 245L95 244V246L97 245L98 247H99V245H100L101 247H99L98 250L102 251V255H101V254L97 255V252H98V251H97V246H96V250H95V247H94V246L92 247L93 244H91V245H87V243L82 242V241H85L86 238H88ZM95 236H97V238L101 236V237L103 238V239H101V240H103V241H102L103 244H102V242H101L100 240L98 241V239H100L101 237L98 238V239H96ZM153 236H154V238L157 237V238H155L156 241H157V239H158L157 242L153 239ZM173 236H174V237H177V236H175V235H173ZM183 236H184V235H183ZM183 236H181V238H178V239H179L178 242L180 243L178 249L181 248V249H183V251H184V249H186V248H183L184 246H181V245H182V244L184 245V244L187 243V242L185 241V242L182 243V241H184V239L182 240ZM213 236H214V234H213ZM233 236H232V237H233ZM7 237H6V240H5V241L3 240V243H4V242H7V239H8ZM18 237H19V236H18ZM23 237H24V234H23L22 237H19V238H21V240H22V241H21L22 244H21L20 240L17 241L19 238H18L17 240H14V241H16V243H14V242L12 243L13 240H11L10 238L8 239V241L10 240L9 243L11 244V245L9 244V247L11 246V247H10V250L12 249L11 251H12L13 253H14L16 250H18V249H19V250L16 251V252H17V253H18V252L21 253V248H20V247L23 246V242H24V240H25V238H26V237H24V238H23ZM39 237H40V236H39ZM62 237H63V238H62ZM135 237H136V238H135ZM148 237H149V238H148ZM165 237H166V238H165ZM184 237H185V239L187 238L186 236H184ZM195 237H196V236H195ZM203 237H205V239H204ZM226 237H227V239H226ZM232 237H231L232 240H230V241L233 242V238H234V237H233V238H232ZM237 237H238V236H237ZM237 237H236V238H237ZM31 238H30V239H31ZM33 238L31 239L30 242L34 241V242H37V243H38V242L40 241V240H39V241H38V240L35 241V240H33ZM40 238H41V237H40ZM48 238L45 236L44 239H45L46 242H45L44 239H42V238H41V239H42L41 241H43V242H41V241H40V242H41L42 244H44V246H45V243H47V245H48V241H47ZM59 238H60V236H59ZM68 238H69V239H73V240H75L74 243H75L76 245L73 244V240H71V241H72V244L75 245V247L78 246V247H76V248H77L76 251L78 250V252L74 251V250H75L74 246L70 245L71 247H73V249L69 246V244H71V241L68 240ZM84 238H85V239H84ZM93 238H94V239H93ZM115 238H117V237H115ZM123 238H124V237H123ZM134 238H135V239H134ZM141 238H142V239L144 238V239L142 240ZM197 238H196V239L194 238L192 241H195V240H196V242H199V243H200L199 240H201V239L198 238V239H199V240H198ZM224 238H225L226 240H224ZM236 238H235V239H236ZM239 238H240V235H239ZM239 238H238V239H239ZM64 239H65V240L67 239V241H70V243H68L67 241H64ZM92 239H93V240H92ZM104 239H105V242H107V243L104 242ZM130 239H131V240H130ZM147 239H148V241H147ZM173 239H174V238H173ZM173 239H172V240L170 239V242H171L172 244L174 243V245H176V243L173 241ZM178 239H177V240H178ZM180 239H181V240H180ZM221 239H220L219 241H221ZM26 240L28 241L29 239L27 238ZM78 240H77V241H78ZM140 240H141V241H140ZM153 240H154V242H152ZM159 240H160V242H159ZM187 240H188V238H187ZM197 240H198V241H197ZM239 240H240V239H239ZM27 241L24 242V243L27 244V247L29 248V249H27L26 252H27V253L29 252V255L32 253V254H31V255H32V258H29V257H31V255L29 256L28 254H27L28 257H26V254H24V256L22 255V254L25 252L26 248H27L26 246H24V247L22 248V251H23V252L21 253V256H20V254H16V252L14 253V254L18 255V257H19V258L15 257V258H16L15 260L23 259L24 257H26V258H28V259H32V260L28 261L29 263L31 262L30 264H32V262L36 263L37 260H38V259H36V257L39 258L38 255L40 256V254H43L44 252H48V251H47V250H49V249L47 248L48 246L46 245V248H47V249H46V248H42L41 250L43 251V253H41V252H39V251H38V252L36 251V250H38V246H40V247L42 246V247H43L42 244L39 245L40 242L38 243V246L36 247V248H37V249H36V248H34V247L37 245V243H35L36 245L34 246V242H33L32 244H29V241H28V243H27ZM133 241H134V242H133ZM137 241H138V242H137ZM139 241H140L142 244H141ZM143 241H144V242H143ZM180 241H181V242H180ZM189 241H188V244H189V243L192 244V243L189 242ZM201 241H202V240H201ZM236 241H238V240H236ZM19 242H20L21 245H20V244H17V243H19ZM44 242H45V243H44ZM131 242H132L134 245H136L135 248H134V251H133L134 253L136 252V254H134V253L132 252V256L130 257L129 254H131V252H130L131 245L129 246V244H132ZM135 242H136V243H135ZM162 242H163V243H161L160 247H161L163 244H164V245H166V244L168 245V244L170 243V242H169V243H166V244H165L166 241H162ZM167 242H168V240H167ZM176 242H177V241H176ZM196 242H195V243H196ZM205 242H204V243H205ZM227 242H226V244L230 243V242H228V243H227ZM232 242H231V243H232ZM0 243H1V244H0V250H1V247H2L1 245H2L3 243H2V241H1ZM7 243H8V242H7ZM66 243H67L68 245H67ZM93 243H94V242H93ZM144 243H145V244H144ZM153 243H154V244H153ZM156 243H159V244H156ZM171 243H170V244H171ZM193 243H194V242H193ZM199 243H197V245H199L200 249H202V250H201L202 253H203V251L206 252V253H204V255L208 254V251H209V252H210V251L212 252V254H210V253H211V252H210V253H209L210 255L207 256V257H206V256H203V255L201 254V255L205 258V259H202V260H201V258H203V257L200 255V253H201V252L199 251L200 249H199V250L196 249V250H198V251H195V250H194L195 248H199V247L196 246V244H193V247L191 248V249L194 248L193 251H192V250H191V251L187 250L186 252L184 251L183 253H182V250H181V249H180L181 252L175 250V249H177L176 246H177L178 244L175 246V249L172 248V247H174V246H172V245H170V244H169V245L172 246V247H170V248H172L173 250H175L177 253L180 252V253H181V254L179 253L180 255H182V254L184 255V254L186 253L187 255H184V256H185V258H184L185 260H186V259H189V258H190L189 255H191V258H190V259H193V260L191 261V263L188 262V264H189V263H190V264H198V263H199V264H213V263H212L213 261H211V257H212V256L214 257L215 255L218 257V255H219V256L221 255V251H220V248H219V247L221 246L222 243H221V242L218 243V244L215 243L216 245H215L214 247H212L213 249L217 247V250H215V251H216V252L218 251L219 254L217 253V254H215V255H214L215 251H214L213 249H209V245L207 246V247H208V248H207L206 246H204V245L202 244L203 242H201L200 244H199ZM234 243H235V242H234ZM4 244H5V243H4ZM4 244H3V245H4ZM14 244H15L16 246H14ZM26 244H24V245H26ZM28 244H29V245H33V246L29 247ZM84 244H85V245H84ZM138 244H139V245H138ZM190 244H189V245H190ZM223 244H224V243H223ZM223 244H222V245H223ZM5 245H6V244H5ZM7 245H8V244H7ZM7 245H6V246H7ZM18 245H19V246H18ZM50 245H49V247H50ZM66 245H67V246H66ZM107 245H109V244H107ZM142 245H143V246H142ZM164 245H163V247H164ZM167 245H166V246H167ZM169 245H168V246H169ZM194 245H195L196 247H195ZM205 245H207V244H205ZM6 246H5V247L3 246V248H2V250H3L4 248H6V251H5V250H3V251L1 250V251H0V252H4V251H5V252H4V257H1L2 260H1V258H0V262H4L5 260L8 259V257L5 256V255H7V254H5V253H8L7 251H8V249H9V247L7 246V247H8V249H7ZM12 246H13L14 248H12ZM63 246H64V248H63ZM84 246H87V247L85 248ZM90 246H91V247H90ZM132 246H133V245H132ZM138 246H139V247H138ZM140 246H142V247H140ZM185 246H186V245H185ZM190 246H191V245H190ZM190 246H188V247H190ZM201 246H204L205 249H204L203 247H201ZM210 246H211V245H210ZM16 247H17V248L19 247V248L17 249ZM40 247H39V248H40ZM69 247H70L73 251L70 250ZM88 247H89V248H93V249L95 250V253H94L95 255H93V252H91V250H93V249H91L90 252L87 251V249L89 250ZM186 247H187V246H186ZM111 248H112V249H111ZM138 248H139L140 250H139ZM142 248L145 249V250H142ZM155 248H154V250H153L154 253H155V251H157V250H159V252H162V251L164 250V248H162V247H161L160 249H157V250H155ZM168 248H169V247H168ZM206 248L208 249V251H206ZM210 248H211V247H210ZM33 249H34V250H33ZM43 249H46V250H43ZM50 249H51V248H50ZM52 249H51V250H52ZM83 249H84V250H83ZM105 249H107V250H105ZM113 249L116 251V253H115V251H114ZM136 249H137V251H136ZM148 249H149V250H148ZM161 249H163V250L160 251ZM187 249H188V248H187ZM203 249H204V250H203ZM13 250H15V251H13ZM31 250H33L34 252H33V251L30 252ZM165 250H168L166 253L170 254L171 256H170V255H169V256H170L171 258L173 257L172 253H175V254H176V252H171L172 250L170 249V250H171V251H170L169 249H166V247H165ZM222 250H223V249H222ZM11 251H9V252H10V255H9V253H8V255H7V256H10V257H11V258H9L10 260L8 259L9 262H10L11 260H12V262L15 261V260H14V257H13V256H15V255H11V254H13ZM82 251H83V252H82ZM100 251H99V253H101ZM117 251H118L119 255L122 253V255H120V257H119V255H117ZM119 251H120L121 253H120ZM126 251H127V255H128V256H124V253L126 254ZM153 251H152V252H153ZM169 251H170V253H169ZM213 251H214V253H213ZM36 252H37V253H36ZM49 252H50V251H49ZM68 252H69V254L72 252V253H71V256L68 254ZM128 252H130V253H128ZM138 252H139V254H140L141 256L143 255L141 258H140L139 255L137 254ZM157 252H158V251H157ZM157 252H156V253H157ZM159 252H158L157 254H155V255H156V256L158 255V258L160 257L163 261L160 262V259H159V261L156 262L155 259H157V257H156V258H155V256L153 257V254H154V253H153V254L151 253L152 255H149V257H148V255H146V257H148V258H146V260L150 259V257L152 256L153 259H154V258H155V259L153 260V259L151 258V260H149V263H150V264H151L150 261H152V260H153L154 264H155V263H157V264L162 263V264H163V262H164V264H166V260H168V259H169V260H168L169 262H171L170 260H172V261L175 260V261H174L175 264H183L182 261H181V263H179V261L176 262V259H171V258L168 257V256H166V257H168L167 259H163L165 256L162 255V253H159ZM191 252H192V253H191ZM33 253H34V255L37 254V256H35V259H36L35 261H36V262H35L34 259H33ZM38 253H39V254H38ZM113 253H114V255H113ZM164 253H165V252H164ZM166 253H165V255H166ZM44 254H46V253H44ZM48 254H50V253H48ZM48 254H47V256H48ZM79 254H80V253L77 254V258H75L76 260L74 259L75 256L73 255V257H72L73 259L70 258V259H71L70 261L73 260V262H74V260H75V264H80V261H81V259H82V257H83L84 260L86 259V261L89 262L90 259H88V258L86 257L87 255H86V256H85V255H83V256L81 255L82 257H81V259H80V258H79L80 255H79ZM115 254H116L117 257L115 256ZM133 254L136 255V258H135V256H133ZM168 254H167V255H168ZM175 254H174V256H177V255H178V254H176V255H175ZM78 255H79V256H78ZM104 255H103V256H104ZM159 255H161V256H159ZM180 255H179V256H180ZM0 256H1V253H0ZM2 256H3V254H2ZM22 256H23V258H22ZM41 256H42V258L40 257V260H41V262L44 263L45 261H43V260L45 259V258H44L45 256H44V255H41ZM43 256H44V257H43ZM49 256H50V255H49ZM49 256H48V257H49ZM54 256H53V257H54ZM60 256H61V255H60ZM84 256H85L86 258H85ZM121 256H122V257H125V259H124V258L122 259ZM162 256H163V257H162ZM184 256H182V257H184ZM186 256H189V257H186ZM12 257H13V258H12ZM48 257H46V258H48ZM50 257H51V256H50ZM50 257H49V259H47V260L50 261V260L56 258V257H54V258H52V257L50 258ZM114 257H115V260H114ZM138 257H139V258H138ZM166 257H165V258H166ZM26 258H24V259L26 260L25 263L28 264V262H27L28 259H26ZM57 258H56V260H57ZM100 258H97V259L95 260V257H94V260H95L96 262L94 263L93 258H92V260H90V262L87 263V264H91V263H92V264H93V263H94V264H100L101 262H103L102 260H104V259H100ZM109 258H110V259H109ZM129 258H130V261H131L130 263L128 262V261H129V260H128ZM173 258H174V257H173ZM175 258H177V257H175ZM208 258H210V259L208 260ZM3 259H4V261H3ZM24 259H23V260H24ZM77 259H78V260H77ZM79 259H80V260H79ZM99 259H100L101 261H98L99 263H97V260H99ZM108 259H109V261H108ZM111 259H112V260H111ZM131 259H132V260H131ZM138 259H139V260H138ZM181 259L183 260V258H181ZM181 259H180V257H179V260H181ZM190 259H189V260H190ZM199 259H200L201 261H200ZM8 260L5 262L6 264L9 263ZM40 260H39V262H40ZM45 260H46V259H45ZM58 260H57V261H58ZM62 260H63V262H62ZM84 260L81 261V264H82V263H83V264L86 263ZM126 260H127V261H126ZM136 260H135V261H136ZM177 260H178V259H177ZM207 260H208V261H207ZM76 261H79V263L76 262ZM92 261H93V262H92ZM193 261H194V262H193ZM196 261H197V263H195ZM204 261H205V262H204ZM210 261H211V262H210ZM217 261H219V260L217 259ZM12 262H10V263L12 264ZM17 262H18V263H17ZM17 262L15 261V263H17V264H21L22 262L24 263V261H22V262H20V263H19V261H17ZM39 262H38V263H39ZM41 262H40V263H41ZM52 262H53V260H52ZM58 262H59V261H58ZM108 262H109V263H108ZM123 262H121V263H123ZM133 262H132L131 264H133ZM153 262H152V264H153ZM169 262H167V264H168ZM5 263H3V264H5ZM10 263H9V264H10ZM15 263H13V264H15ZM25 263H24V264H25ZM40 263H39V264H40ZM43 263H41V264H43ZM45 263H46V262H45ZM49 263H51V262H49ZM49 263H47V264H49ZM53 263H54V264H55V263L57 264L56 261H54ZM70 263H72V262H70ZM70 263L68 262L67 264H70ZM116 263L119 264L117 261H116ZM116 263H114V264H116ZM121 263H120V264H121ZM139 263H137V264H139ZM184 263H186V261H184ZM229 263H230V262H227V264H229ZM58 264H60V262H59ZM72 264H73V263H72ZM102 264H104V263H102ZM123 264H125V263H123ZM134 264H136V263L134 262ZM170 264H173V263H170Z\"/></svg>","mask_w":264,"mask_h":264},{"label":"bare ground","instance_id":"2","mask_svg":"<svg viewBox=\"0 0 264 264\" xmlns=\"http://www.w3.org/2000/svg\"><path fill=\"white\" fill-rule=\"evenodd\" d=\"M0 1H1V0H0ZM14 1H16V0H14ZM20 1H21V0H20ZM22 1H23V0H22ZM33 1H34V0H33ZM42 1H43V0H42ZM49 1H50V2H49ZM49 1H45V2L52 3L51 1H53V0H49ZM64 1H65V0H64ZM72 1H73V0H71V3H73ZM76 1H77V0H76ZM80 1H81V0H80ZM80 1H77V3H79V7H80ZM91 1H93V2H90V1H89V2H90L89 5H91V3H92V4L95 3L96 1H97V2H100V1H98V0H96V1H95V0H91ZM94 1H95V2H94ZM101 1H102V0H101ZM103 1H104V0H103ZM105 1H106V0H105ZM105 1H104V2H105ZM117 1H119V0H117ZM117 1H116V2H117ZM121 1H122V0H120L118 3H116L117 5L119 4V6L116 7V9L119 8V7L121 6V5H120ZM123 1H124V2H123ZM123 1H122V2L125 3V0H123ZM130 1H131V0H129V2H130ZM7 2H8V1L4 2V6H3V7H5V6L7 7V6H8V5H7ZM12 2H13V1H12ZM17 2H18V1H17ZM55 2H56L55 4H57V0H55ZM58 2H60V1L58 0ZM65 2L67 3L68 1H65ZM69 2H70V0H69ZM82 2H84V0H83ZM86 2L88 3V0H87ZM86 2H84L83 5H84ZM97 2H96V5H99ZM109 2H110V1L104 3V4L106 5L105 7H108V6H107V5H108L107 3H109ZM126 2H127V0H126ZM129 2H127V3L124 4L125 7H126L127 5L129 6V4H130L131 7H132V6L134 7V5H132V1H131L130 3H129ZM229 2L231 3L232 6L244 7L247 16L251 19L252 23L254 24V25L251 26V29H250V30H246V31H245V34L241 36V37H242L241 39H244V40L246 41V44H247L249 47H253V49H254V48H257V47H262V46H264V18H263V17H264V0H229ZM5 3H6V5H5ZM27 3H29V2L27 1ZM43 3H44V2H43ZM43 3H41V4H43ZM62 3H63V2H62ZM74 3H75V1H74ZM101 3H102V2H100V4H101ZM128 3H129V4H128ZM134 3H135V2H134ZM140 3H142V1L139 2V6L142 7L141 5H142L143 3H142L141 5H140ZM9 4H13V3H11V1H10ZM18 4H19V3H18ZM20 4H21V3H20ZM24 4H25V3H24ZM68 4L70 5V3H67V6H68ZM109 4H111V3H109ZM112 4H113V1H112ZM126 4H127V5H126ZM136 4H137V3H136ZM188 4H189V3H188V0H144V4H143L142 9H143L146 13H149V16H150V17H151V16L153 17V16L155 15V18H156L155 20H157V18H159V19L161 20V22H162V19H161V18L165 16V18H163V20H166V21L168 20V24H167V25H170L169 23L172 24V22H174V20H176V22H175V26H174V30H176L175 27L178 26V24H176V23H178L177 21L180 20V19L183 17V10H184V8H186V7L188 6ZM1 5H3V4H1ZM13 5H14V4H13ZM16 5H17V4H16ZM22 5H23V4H22ZM28 5H29V4H28ZM36 5H37V4H36ZM43 5H44V4H43ZM48 5H51V4H48ZM48 5H47V6H48ZM58 5H59L58 7L60 8V4H58ZM73 5H76V3L73 4ZM73 5H72V6H73ZM89 5H88V6H89ZM93 5L95 6V4H93ZM117 5H115V2H114V8L112 7V9H115V6H117ZM124 5H122V7H123ZM10 6H11V5H10ZM26 6H27V5H26ZM53 6L56 7V5H53ZM61 6H62V5H61ZM64 6H65V5H64ZM72 6H71V7H72ZM86 6H87V5H85L84 8H83V6H82V4H81V8H83V11H82L81 8H79V10H81V11H79V12H82V13H83L85 10H86V12L89 11L88 18H86V19H87V21H88V19H89L88 22H90V20L92 19V20H91V22H92L91 25L93 24V22H94L95 24H97L96 21L98 22V24H99V23L101 24L102 21L104 22L105 19H106V21H105L106 23H107V21H109L108 18H109L110 15L107 16V14H106V11H108L107 8H105L106 11H105V10L102 11V12H104V13L106 14V17H105V19H104V15H105V14H104V13H102V14H104V15L101 14V9H102V7L99 5V7L101 8V9L98 8V9H99V12H100V14L103 16V17L101 18V21H99V17H101V15H100V16L97 15V16H96L97 18L95 17V18H96L95 20H94V17H92V18L90 19V16L94 14V13H93V9H94V8L96 9L98 6H96V7L93 8L92 5H91V6H90L91 8L88 7L89 10H87V8L85 9ZM103 6H104V5H103ZM110 6H112V5H110ZM135 6H136V5H135ZM139 6H138V7H139ZM0 7H2V6H0ZM12 7L14 8L15 6H12ZM17 7H18V5H17ZM23 7H24V5L22 6V8H23ZM32 7H33V6H32ZM42 7H43V6H42ZM62 7H63V6H62ZM68 7H69V6H68ZM68 7L66 8L67 11H66V9H65V11H66L67 13H70V12H68ZM71 7H70V8H71ZM73 7H74V6H73ZM75 7H76V6H75ZM77 7H78V4H77ZM122 7H121V8H122ZM125 7H124V9H123V8H122V9L120 8L121 10L119 9L118 11H120L121 13L127 15L128 13H124V11L127 12V11H129L130 9H129V7H127V8L125 9ZM133 7H132V8H133ZM138 7H137V8H138ZM7 8L9 9V7H7ZM22 8H21L22 11L20 10L21 12H23V10H24V9H22ZM29 8H30V7H29ZM37 8H41V7H37ZM46 8H47V7H45V9H46ZM48 8H49V6H48ZM1 9H3V8H1ZM4 9H5V8H4ZM18 9H19V7H18ZM18 9H17V11H18ZM25 9H26V8H25ZM33 9H34V8H33ZM33 9L31 8L30 10L32 11ZM49 9L51 10V8H49ZM52 9H53V8H52ZM56 9H57V8H55V10H56ZM75 9H76V8H75ZM90 9H91L92 11H91ZM95 9H94V12L97 10V9H96V10H95ZM108 9H110V8H108ZM142 9H141V11H142ZM5 10H6V9H5ZM5 10H2V11L4 12ZM12 10H13V9H12ZM27 10H28V8H27ZM37 10H38V9H37ZM61 10H62V9H61ZM63 10H64V9H63ZM72 10H73V8H72ZM139 10H140V9H138V11H139ZM2 11H1V12H2ZM43 11H44V10H43ZM57 11H59V9H58ZM70 11H71V10H70ZM75 11L77 12V10H75ZM109 11H111V10H109ZM112 11H113V10H112ZM115 11H117V10H115ZM115 11H114V12H115ZM141 11H140V13H141ZM245 11H244V12H245ZM12 12H13V11H12ZM15 12H16V11H15ZM21 12H20V13H21ZM26 12H27V11H25L24 13H26ZM48 12H49V11H48ZM59 12L61 13V14H60V13L58 14L59 16L62 15V14H64V11H63V12L59 11ZM79 12H78V13H79ZM86 12H84V13H86ZM90 12H91L92 14H91ZM96 12H97V11H96ZM114 12H113V13H114ZM120 12H119V13H120ZM132 12L135 13L134 10H133ZM136 12H137V11H136ZM16 13H17V12H16ZM24 13H22L21 16H22V15H23V16L25 15V17H27L26 15H28V14H27V13L24 14ZM34 13H37V12H34ZM53 13H55V14L57 15V12H53ZM73 13H74V10H73ZM82 13L80 14V16L82 15ZM84 13H83V14H84ZM107 13H108V12H107ZM110 13H111V12H109L108 14H110ZM113 13H112V14H113ZM119 13L116 12L115 14H116L117 16H119V15H118ZM142 13H143V11H142ZM2 14H5V15H3V16H6V15H7L5 12L2 13ZM10 14H11V13H10ZM29 14H30V13H29ZM49 14H50V13H49ZM74 14H75V13H74ZM90 14H91V15H90ZM98 14H99V13H98ZM112 14H111V15H112ZM129 14H132V13L129 11ZM137 14H138V15H141V14H139V13H137ZM152 14H153V15H152ZM18 15H19V13H18ZM30 15H32V14H30ZM30 15H28V16H30ZM33 15H35V14H33ZM41 15H42V12H41ZM43 15H44V14H43ZM52 15H53V14H52ZM65 15H67V17H66ZM70 15H72V16L74 17L73 14H70ZM89 15H90V16H89ZM95 15H96V13L94 14V16H95ZM116 15H115V17H116ZM126 15H124V18H123V16H120V17H121V21H119L120 19H119V20L117 19V18H119V17H116V18L114 17V18L118 20V21L116 20L117 22H121V23H122V22H123V19H124V21L126 20V18H127ZM138 15H137V16H136V14L131 15V16H132L131 19L133 18V16H136V17L138 18ZM143 15H146V14L144 13ZM143 15L140 16V17H142V18H140V19L138 18V19H139V20H142V19H144V18H147V17H145V16L143 17ZM181 15H182V16H181ZM1 16H2V15H1ZM14 16H15V15H14ZM19 16H20V15H19ZM23 16H22V17H23ZM59 16H58V19H60L63 15H62L61 17H59ZM64 16H65V19L68 20L67 18H68L69 15H68V14H64ZM64 16H63V17H64ZM82 16H83V15H82ZM98 16H99V17H98ZM125 16H126V18H125ZM35 17H36V16H35ZM39 17L41 18V16H39ZM77 17H79V16L77 15ZM83 17H84V16H83ZM83 17H81V18H82L81 21H83V20L85 21V19H83ZM152 17H151V18H152ZM180 17H181V18H180ZM7 18H8V17H7ZM11 18H12V17H11ZM45 18H46L45 21H48V20H47L48 17H45ZM71 18H72V17H71ZM111 18H112V17H110V19H111ZM114 18H113V19H114ZM137 18H134V19H136V20L133 21V22H132V20H134V19H132L131 21H129V19H127L128 22H126V25L129 24V23H131V22H132L131 24L134 23L133 25H135L136 22H138V19H137ZM153 18H154V17H153ZM166 18H168V19H166ZM169 18L172 19V20H169ZM0 19H2V17H1ZM19 19H20V18H19ZM28 19H30V20H29V22H30V21H31V18L28 17ZM34 19H36V18H34ZM34 19H33V21H34ZM48 19H49V18H48ZM54 19H56V18H54ZM65 19H61V21H62V20L65 21ZM69 19H70V17H69ZM77 19H78V21L80 22L79 18H77ZM77 19H75V20H77ZM97 19H98V20H97ZM103 19H104V20H103ZM113 19L111 20L112 23L109 22L110 25H112V24H113V21H115V20H113ZM10 20H11V19H10ZM22 20H23V19H22ZM22 20H19V21H22ZM43 20H44V16H43ZM72 20H73V19H72ZM75 20H73V22H77V21H75ZM93 20H94V21H93ZM127 20H126V21H127ZM145 20H146V19H145ZM145 20H144V21L142 20V21L145 22ZM160 20H159V21H160ZM183 20H184V19H183ZM183 20H181V21H183ZM185 20H187V19H185ZM1 21H4V20H1ZM5 21H6V20H5ZM40 21H42V18L39 20V23H40ZM51 21H52V20H51ZM53 21H54V20H53ZM58 21H59V20H58ZM68 21L70 22V20H68ZM116 21H115L114 24L117 25L118 23H116ZM142 21H140V22H138V23L140 24V23H142ZM146 21H147V20H146ZM159 21H158V22H159ZM169 21H172V22H169ZM181 21H180V22H181ZM13 22L15 23V21H13ZM23 22H24V21H23ZM25 22H28V21H25ZM37 22H38V20H37ZM65 22H67V21H65ZM88 22H87V23H88ZM163 22H165V21H163ZM196 22H197V21H196ZM198 22H199V21H198ZM17 23H18V21H17ZM20 23H21V22H20ZM20 23H18V24H20ZM30 23H31V22H30ZM48 23H51V22H48ZM57 23L60 24V22H57V21H56V24H57ZM71 23H72V22H71ZM80 23H81V22H80ZM106 23H104V24H106ZM155 23H156V22H155ZM165 23H167V22H165ZM165 23H164V24H165ZM183 23L185 24V21H184ZM186 23H187V22H186ZM200 23H201V22H200ZM8 24H9V23H8ZM34 24H35V22H34ZM34 24H33V22H32L31 25L34 26ZM40 24H42V23H40ZM40 24H39V25H40ZM46 24H47V23H46ZM63 24H64V23H63ZM63 24H62V25H63ZM66 24H67V23H66ZM66 24H65V25H66ZM73 24H74V23H73ZM89 24H90V23H89ZM98 24H97V25H98ZM100 24H99V25H100ZM107 24H108V23H107ZM107 24H106V25H107ZM123 24H124V23L120 24V26L123 25ZM148 24H149V23H148ZM158 24H160V22H159ZM161 24H163V23H161ZM173 24H174V23H173ZM173 24H172V26H173ZM187 24H189V23H187ZM187 24H186V25H187ZM6 25H7V24H6ZM10 25H12V24H10ZM39 25H38V26H39ZM43 25H44V22H43ZM47 25H49V24H47ZM47 25H45V28H43V30L45 29V32H46V29H47V28H46ZM51 25H52V26L54 25L53 22H52ZM68 25H72V24H68ZM77 25H78V23L76 24V26H77ZM80 25L82 26V23H81ZM85 25H88V24L85 23ZM102 25H103V23H102L100 26L102 27ZM106 25H105V26H106ZM116 25H115V26H116ZM144 25H145V24H144ZM167 25H164V26H167ZM186 25H184V26H186ZM195 25H196V24H195ZM0 26H1V25H0ZM2 26H3V25H2ZM25 26H27V28H28L29 25H26V24H25ZM25 26L23 25V27H25ZM52 26H51V27H52ZM56 26H59V25H56ZM73 26H74V25H72V28H73ZM76 26H75V29H74L75 32H76V28H77V30H78V29L81 30L80 28H78V27H80V26H78V27H76ZM88 26H90V25H88ZM94 26H95V25L93 24V26H90V28L93 29V32H94V33H95V32L97 33V35H96V33H95L96 37H100V38H98L99 41H100V40L102 41L101 37H103V36H107V35H108V37H106V39H110V38H109V34H110V32L112 33V34H110V36H112V39H113L114 36H116V35L121 36L120 32L123 31V29H125V30H124L125 35L122 34V37H123V38H126L125 36H127V33H128V31L126 30L127 27H125V26H124L125 28H123V26H122V30H121V29H118L119 24L116 26L117 29H115L114 34H113V31H112V30H114V28H116V27H114V25H113V29H112V26H111V29H112L111 31H110V26L107 25V27H104V25H103V27L105 28V30L109 27V30H108V33H109V34H108V33H105V32H107V30L104 32L106 35L103 34V32L101 33V31L98 32L99 30H102L103 27L100 28V26H96V27L99 28V30H97V31L95 30V31H94ZM127 26H128V29H129V26H131V25H127ZM139 26H142V25H141V24L138 25V26L135 25V28H137V27H139ZM158 26H159V25H158ZM158 26H157V27H158ZM172 26H171V28H172ZM181 26H182V25H181ZM257 26H260V29H259ZM3 27H4V26H3ZM3 27H2V28H3ZM6 27H7V26H6ZM8 27H9V26H8ZM12 27H14V26H12ZM20 27H21V26H20ZM30 27H31V26H30ZM30 27H29V28H30ZM34 27H37V26H34ZM40 27L42 28V25H41ZM54 27H55V26H54ZM62 27H63V26H62ZM83 27H84V28H83V31L81 32V34H82L83 36H82L81 34H80V35H81L82 37H85L84 34H83V33H84V29H85L84 24H83ZM86 27H87V26H86ZM132 27H133V26H132ZM4 28H5V27H4ZM4 28H3V29H4ZM10 28H11V27H10ZM29 28H28V29H29ZM41 28H38V27H37V30L39 29V31H41V30H40ZM59 28H60V27H59ZM63 28H64V27H63ZM65 28H67V25L65 26ZM68 28L70 29L71 26L68 27ZM68 28H67V29H68ZM72 28H71V29H72ZM81 28H82V27H81ZM90 28L88 27L89 31L92 30V29L90 30ZM120 28H121V27H120ZM130 28H131V27H130ZM135 28H134L133 30L136 31ZM143 28H144V27H143ZM145 28H146V27H145ZM145 28H144V29H145ZM147 28H150V27H147ZM153 28H154V27H153ZM163 28H164V30L162 29V31H165V27H163ZM169 28H170V27H169ZM176 28H179V29H177V30H179V32L182 30V29L180 28V23H179V27H176ZM182 28L184 29L183 26H182ZM8 29H9V28H8ZM22 29H23V28H22ZM22 29H21V30H22ZM31 29H33V27H32ZM49 29H51V28H49ZM86 29H87V28H86ZM86 29H85V30H86ZM96 29H97V28H96ZM140 29H141V27L139 28V31H141ZM151 29H152V28H151ZM151 29H150V30H151ZM166 29H168V26H167ZM180 29H181V30H180ZM186 29H187V28H186ZM189 29H190V28H189ZM6 30H7V28H6ZM21 30H18V31H21ZM55 30H56V29H55ZM55 30H54V28H53V31L51 30V32L53 33ZM59 30H60V29H59ZM63 30H64V29H63ZM72 30H73V29H72ZM74 30H73V31H74ZM118 30H119V31L121 30V31L119 32ZM133 30H132V29H129V31H132V32H130V33H134L135 31L133 32ZM142 30H143V29H142ZM145 30H146V29H145ZM160 30H161V26H160ZM9 31H10V30H9ZM16 31H17V28H16ZM22 31H23V30H22ZM25 31H26V30H25ZM25 31H24V32H25ZM31 31H32V30H31ZM31 31H30V32H31ZM35 31H36V30H35ZM49 31H50V30H49ZM68 31H69V30H68ZM73 31H72V32H73ZM102 31H104V30H102ZM125 31H126L127 33H126ZM152 31H153V29H152ZM171 31H172V30H171ZM184 31H186V30H184ZM260 31L263 32V33H262V36H260ZM0 32H1V31H0ZM13 32H14V30H13ZM24 32H23V33H24ZM43 32H44V31H43ZM57 32H58V31H57ZM63 32H64V31H63ZM72 32H69V34L72 33ZM77 32H78V31H77ZM77 32H76V34H77ZM85 32H87V31H85ZM136 32H138V30H137ZM143 32H144V30H143ZM148 32H151V31L148 30ZM156 32H158V30H156ZM168 32H170V31L168 30ZM175 32H176V31H175ZM181 32H182V31H181ZM188 32H189V31H187V33H188ZM17 33H18V32H17ZM26 33H28V31H27ZM32 33H35V32H34V29H33V32H32ZM32 33H30V34H32ZM41 33H42V32H40V34H41ZM55 33H56V32H55ZM55 33H54V34H55ZM66 33H68V32L66 31ZM87 33H88V36H87L86 39H88V37L91 36V35L89 36V32H87ZM99 33H101L102 36H100ZM115 33H116V35H115ZM130 33H128V34H129V35L127 36L128 38L135 37V36L138 37V36H137V35H138L137 33H135V36H134L133 34L130 35ZM138 33H139V32H138ZM145 33H147V30L145 31ZM154 33H155V30H154V32H153L152 35H154ZM166 33H167V30H166ZM189 33H190V32H189ZM12 34H13V33H12ZM14 34H15V32H14ZM36 34H37V32H36ZM44 34H45V33H44ZM49 34H50V33H48V36H49V38H50L51 36H50ZM54 34H53V35H54ZM56 34H57V33H56ZM62 34H63V33H62ZM76 34L74 33V35H76ZM90 34H92V31L90 32ZM159 34H161V32H160ZM163 34H165V32H164ZM163 34H162V35H163ZM173 34H174V33H173ZM177 34H178V33H177ZM182 34L185 35L183 32H182ZM201 34H202V33H201ZM6 35H7V33L5 34V36H6ZM22 35H23V34H22ZM42 35H43V33H42ZM51 35H52V34H51ZM78 35H79V32H78ZM85 35H87V34H85ZM98 35H99V36H98ZM132 35H133V36H132ZM139 35H144V34H141V32H140ZM148 35H149V33H148ZM156 35H157V33H156ZM156 35L153 36L154 39H155V37L157 38V37L159 36V35H158V36H156ZM168 35H169V33H168ZM171 35H172V34H171ZM179 35L181 36V34H178V36H179ZM183 35H182V36H183ZM187 35H188V34H187ZM187 35H186V36H187ZM189 35H190V34H189ZM11 36H12V35H11ZM14 36H15V35H14ZM26 36H28V35H26ZM26 36H25V37H26ZM36 36H37L38 38H39V37H40V38L42 37V36H39V34L36 35ZM58 36H59V38H60V34H59ZM68 36H69V35H68ZM76 36H77V35H76ZM93 36H94V34H92V36H91L90 39H92ZM129 36H130V37H129ZM199 36H200V35H199ZM201 36H202V35H201ZM201 36H200V37H201ZM9 37H10V36H9ZM32 37H33V34H32ZM37 37H36V38H37ZM43 37H45V35H44ZM46 37H47V35H46ZM46 37H45V38H46ZM52 37H53V36H52ZM55 37H57V36H55ZM61 37H62V36H61ZM65 37H66V36H65ZM69 37H70V36H69ZM69 37H67V40H68ZM71 37H73V35H72ZM96 37H95V38H96ZM117 37H118V36H117ZM117 37H116V38H117ZM122 37H119V39L117 38V40H119V41L122 42V43H124L125 40L128 41V43L131 42V41H130L131 39L129 40L128 38H127V39H124V41H122L123 39L120 40ZM141 37H144V38H140V36H139L138 38H139V39H142V40L145 39L144 42H146V40H147L146 37L149 38V37H151V36H146V35H145V36H141ZM168 37H169V36H168ZM168 37H167V39H168ZM202 37H203V36H202ZM202 37H201V38H202ZM7 38H8V37H7ZM17 38H18V37H17ZM34 38H35V37H33V39H34ZM36 38H35V40H37ZM47 38H48V37H47ZM49 38H48V39H49ZM74 38H75V37H74ZM74 38H73V40H74ZM78 38H79V37H77V38H75V39H78ZM103 38H104V37H103ZM138 38H137V41L140 42L141 40H139ZM153 38H152V39H153ZM172 38H173V37H172ZM183 38L185 39L184 36H183ZM187 38H189V37H187ZM191 38H192V36H191ZM203 38H204V37H203ZM3 39H4V38H3ZM15 39H16V38H15ZM48 39H46V40H48ZM55 39H57V38H55ZM55 39H54V40H55ZM61 39H66V38H61ZM69 39H70V38H69ZM71 39H72V38H71ZM71 39H70V41H71ZM79 39H81V38H79ZM79 39H78V40H79ZM106 39H105V40H106ZM112 39H110V40H111V43L114 44V45L116 44L114 47L120 45V44H119L120 42L118 43L119 45L117 44L118 41L116 42V39H115V38L113 39V41H112ZM154 39H153V41H154ZM160 39H161V38H160ZM160 39H159V40H160ZM169 39H170V38H169ZM169 39H168V40H169ZM177 39H178V38H177ZM179 39H180V38H179ZM193 39H194V38H193ZM196 39H198V38H196ZM196 39H194V40H196ZM241 39H240V40H241ZM4 40H5V39H4ZM4 40L2 41V43L4 42ZM7 40H8V39H7ZM7 40H6V41H7ZM28 40H31V38H29V39L27 38V41H28ZM39 40H40V39H39ZM50 40H51V38H50ZM50 40H49V41H50ZM57 40H59V39H57ZM82 40H83V41H82ZM88 40H89V39H88ZM96 40H97V38H96ZM105 40H104V41H105ZM162 40H163V38H162ZM162 40H161V41H162ZM190 40H191V39H190ZM190 40H189V41H190ZM199 40H200V39H199ZM201 40H202V39H201ZM201 40H200V41H201ZM203 40H205V39H203ZM0 41H1V40H0ZM15 41H16V40H14V42H15ZM20 41H21V40H20ZM22 41H23V38H22ZM24 41H25V39H24ZM27 41H26V44H27ZM32 41H33V40H32ZM49 41H48V42H49ZM51 41H52V40H51ZM75 41H77V40H75ZM81 41L84 43L85 39H81ZM86 41H87V40H86ZM99 41H98V43H99ZM106 41H107V40H106ZM108 41H109V40H108ZM133 41H134V42H131L132 44L135 43V38H133ZM147 41H149V40H147ZM153 41H152V44H153ZM155 41H156V39H155ZM166 41H167V40H166ZM172 41H175V38H173ZM172 41H171V42H172ZM197 41H198V40H197ZM18 42H19V41H17V43H18ZM29 42H30V41H29ZM35 42H36V41H35ZM40 42H41V41H40ZM45 42H46V41H45ZM45 42H44V43H45ZM54 42H55V41H54ZM65 42H66V41H64V43H65ZM68 42H69V41H67V43H68ZM77 42H78V41H77ZM77 42H76V43H77ZM93 42H94V41H93ZM109 42H110V41H109ZM109 42H107V43H108V46H106V42L104 43V42L102 41V43H104V45L101 46V44H99V45L97 46L98 49L100 48V46H101L102 48H103V46H104V48H105V46H106V47H110V50L112 49L113 52H114V49L116 50V48H114L112 44L110 45ZM139 42H137V43H139ZM182 42H183V41H182ZM190 42H191V41H190ZM204 42H205V41H204ZM4 43L6 44L7 42H4ZM4 43H3V44H4ZM12 43H13V42H12ZM33 43H34V42H33ZM37 43H39V42H37ZM46 43H47V42H46ZM55 43H57V41H56ZM59 43H60V42H59ZM62 43H63V42H62ZM69 43H72V42H69ZM73 43H74V41H73ZM73 43H72L71 46H73ZM86 43H87V42H86ZM86 43H84V44H86ZM126 43H127V42H126ZM137 43H136V49H138V47H137L138 44H137ZM141 43H142V42H140V45H141ZM147 43H148V42H147ZM172 43H175V42H172ZM187 43H188V42H187ZM206 43H207V41H206ZM3 44H1V46H2ZM14 44H15V43H14ZM22 44H25V42H23ZM30 44H31V42H30ZM34 44H35V43H34ZM39 44H40V43H39ZM39 44H38V46H39ZM41 44H42V42H41ZM41 44H40V45H41ZM49 44H50V42H49ZM52 44H54V43L52 42ZM80 44H81V42H80ZM91 44L93 45L92 42H91ZM96 44H97V43H96ZM132 44H128V45H132ZM162 44L164 45V42H163ZM162 44H161V45H162ZM166 44H167V43H166ZM182 44H183V43H182ZM197 44H201V42H199V43H197ZM207 44L209 45V43H207ZM9 45H11L10 42H9ZM9 45H8V46H9ZM20 45H21V44H20ZM36 45H37V44H36ZM43 45H44V44H43ZM45 45L47 46V44H45ZM45 45H44V46H45ZM57 45H59V44L57 43ZM57 45H56V47H58ZM68 45H69V44H68ZM76 45H77V44H76ZM92 45H91V47H92ZM122 45H123V44H122ZM124 45H126V44H124ZM124 45H123V46H124ZM140 45H139V46H140ZM142 45H143V44H142ZM145 45L147 46V44H145ZM150 45H151V44H150ZM159 45H160V44H159ZM169 45H171V43H169ZM186 45H187V44H186ZM201 45H202V44H201ZM4 46H5V45H4ZM4 46H3V47H4ZM12 46H13V44H12ZM15 46H16V44H15ZM15 46H14V47H15ZM17 46H18V45H17ZM21 46H22V45H21ZM30 46H31V47H30ZM34 46H35V45H34ZM34 46H33V47H34ZM60 46H61V44L59 45V47H60ZM63 46H64V45H63ZM79 46H80V45H79ZM83 46L86 47V46H88V45H83ZM89 46H90V45H89ZM89 46H88V47H89ZM93 46H94V45H93ZM111 46H112V48H111ZM123 46H122V47H123ZM151 46H152V45H151ZM151 46H149V47H151ZM156 46H157V45H156ZM182 46L184 47V45H182ZM187 46H188V45H187ZM187 46H186V47H187ZM189 46H190V44H189ZM206 46H207V45H206ZM206 46H205V47H206ZM209 46H210V45H209ZM212 46H213V45H212ZM5 47H7V46H5ZM25 47H26V46H24V47H22V48H25ZM29 47H30L29 50H31L32 45H27L26 50H27ZM41 47H43V46H41ZM49 47H51V46H49ZM53 47H55V45H53ZM95 47H96V45H95ZM119 47H121V45H120ZM124 47H125V46H124ZM126 47H127V46H126ZM133 47H135V45H133ZM133 47L131 46V49H132L131 51L128 50V49L126 48V49H127V53H128V51L132 52V55H131L130 52H129L131 58H132V56H136V55H137L136 52H138L137 50L133 51V50L135 49V48H133ZM141 47H143V46H141ZM144 47H145V46H144ZM144 47L141 48L142 50H141V49H140V50L138 49V50H139V52H138V53H139L138 56L141 54V51H144V50H143ZM149 47H148V48L145 47V48H147V49H145V50L150 49ZM153 47H155V46L153 45V46L151 47V50H152ZM162 47H163V46H162ZM162 47H161V49H162ZM166 47H167V45H166ZM170 47H172V46H170ZM170 47H167V48H166L167 51H168V49L170 50ZM173 47H174V45H173ZM177 47H178V46H177ZM183 47H182V49H181V48H180V49L183 50V49L185 48V47H184V48H183ZM203 47H204V45H202V49H203ZM207 47H208V46H207ZM9 48H10V46H9ZM9 48H8V50H10ZM11 48H12V50L14 49L13 47H11ZM34 48H36V47H34ZM34 48H33V49H34ZM44 48L46 49V47H44ZM64 48H65V47H64ZM67 48H68V47H67ZM73 48L76 49V46L74 45ZM81 48H82V46H81ZM86 48H87V47H86ZM86 48H84V49H86ZM89 48H90V47H89ZM102 48H100V49L102 50ZM113 48H114V49H113ZM188 48H189V47H188ZM195 48H196V47L194 46L193 50H194ZM199 48H201V46H199ZM211 48H212V47H211ZM214 48H215V47H214ZM15 49H17V48H15ZM20 49H21V48H20ZM20 49H18V51H19ZM37 49H40V48H37ZM42 49H43V48H42ZM51 49L53 50L54 48H51ZM55 49H56V48H55ZM61 49H62V48H61ZM87 49H88V48H87ZM117 49H118V48H117ZM121 49H122V48H121ZM155 49H156V47H155ZM180 49H178V50H180ZM21 50H22V49H21ZM46 50H48V48H47ZM49 50H50V49H49ZM58 50H59V49H56V51H58ZM64 50H65V49H63V51H64ZM66 50H67V49H66ZM79 50H80V49H79ZM93 50H95V49H93ZM105 50H106V49H105ZM108 50H109V48H107V50H106L107 52H106V53L104 52V49H103V51H102V52L105 53V54H104V53H103V54H104L106 57H107V55H106L107 53H108L109 55H111V53H113L112 50H111V51L109 50L111 53H109ZM123 50L126 52V50H125L124 48H123ZM151 50H150V51H151ZM153 50H154V49H153ZM153 50H152V51H153ZM158 50H160L159 47H158ZM185 50H187V48H185ZM185 50H183V51H185ZM189 50H190V49H188V51H189ZM193 50H192V52H193ZM200 50H201V49H200ZM0 51H2V50H0ZM3 51H4V49H3ZM10 51H11V50H10ZM18 51H16V53H18ZM22 51H23V50H22ZM33 51L36 52L35 50H31V51H29V54H31L30 52H33ZM38 51L40 52V50H38ZM38 51H37L36 53H38V54L40 55L41 52L39 53ZM56 51H55V52H56ZM61 51H62V50H61ZM63 51H62V52H63ZM68 51H72V53H73L74 51L77 52L76 50H73V49H72V50L68 49ZM68 51H67V53H68ZM81 51H83V48H82ZM96 51H99V50H97V48H96ZM96 51H95V52H96ZM118 51H119V49L117 50V52L115 51L116 53H115V52H114V53H115V55L118 54V55L120 56V58H121V56H123V55L125 56V55H126L125 52H124L123 55H121V54L118 53ZM148 51H149V50H148ZM148 51H147V52H148ZM161 51L163 52V50H160V53H162ZM167 51H166V52L164 51V52L161 54V57H162V56H165V54L167 55V54H168ZM170 51H172V49H171ZM170 51H168V52H170ZM196 51H197V48H196ZM196 51L194 50V52H196ZM198 51H199V50H198ZM213 51H214V50H213ZM216 51H217V50H216ZM8 52H9V51H8ZM34 52H33V55H34ZM48 52H49V51H48ZM48 52H47V51L44 52V49H43V53H48ZM59 52H60V51H59ZM75 52H74V53H75ZM83 52H84V51H83ZM85 52H86V51H85ZM85 52L82 53V54L85 55V54L87 53V52H86V53H85ZM90 52H91V51L89 50V53H90ZM95 52H94V53H95ZM100 52H101V51H100ZM100 52H99V53H100ZM120 52H121V51H120ZM122 52H123V51H122ZM122 52H121V53H122ZM145 52H146V51H145ZM145 52H143V54H141L140 57H138V58H137V56H136V58L134 57V58H135V62H134L133 58L131 59V58H128V57H127L128 64H129V62H130V63L132 64L131 67L136 66V65L139 63V62H138L139 60H137V59H140L141 57H143V58L145 59V57H146V55H147V54H146L147 52H146V53H145ZM185 52H186V51H185ZM4 53H7V52L4 51ZM10 53H11V52H10ZM19 53H20V52H19ZM22 53H23L24 56H25V53H24V52H22ZM26 53H27V52H26ZM43 53H41L42 56H44ZM52 53H54V52L52 51ZM52 53H51V54H52ZM74 53H73V54H74ZM78 53H79V52H78ZM92 53H93V52H91V54H92ZM134 53H135V55H134ZM152 53H153V55H154V52H152ZM156 53H157V50H156ZM164 53H165V54H164ZM177 53H178V52H177ZM219 53H220V52H219ZM0 54H1V53H0ZM2 54H3V53H2ZM13 54H14V52H13ZM27 54H28V53H27ZM27 54H26V55H27ZM59 54H60V53H59ZM75 54L77 55V53H75ZM82 54L80 53L79 55H81V57H82ZM96 54H97V53H96ZM96 54H95L94 56H96ZM101 54H102V53H101ZM101 54H100V56H101ZM103 54H102V55H103ZM129 54H128L127 56H129ZM144 54H146V55L144 56ZM148 54H149V53H148ZM169 54H170V53H169ZM171 54H173V53H171ZM171 54H170V56H171ZM174 54H175V53H174ZM181 54H182V53H181ZM181 54H180V55H181ZM4 55H5V54H4ZM33 55L31 54V56H33ZM39 55H38V56H39ZM49 55H50V54H48V56H49ZM53 55H54V54H53ZM56 55H57V53H56ZM104 55H103V56H104ZM109 55H108V56H109ZM118 55H116L115 57H113V58H115L114 61L117 62V63H118V62H119V63H122V62H123V61H122V58H121V61L118 60L119 58L116 59V57H118ZM142 55H143V56H142ZM149 55H151V57H150ZM149 55H147V57H149V58H147V59H145V60L143 59L145 62H147L148 60H151L150 58H152V57H155V56H156V58H157V55L153 56L151 53H150ZM159 55H160V54L158 53V57H159V59H160V56H159ZM184 55H185V54H184ZM184 55H182L183 59H184V57H186V59H184V60H182L181 58L179 59V57H180L179 55H177V56H179V57H177V59L174 58L173 56H171L172 59H170V58L167 57V56H169V55H167V56H165V57L168 58V59H167V60L164 59V60H166V62L169 61V62H170V63H168L169 65H170L171 63H173L171 60H173V61L176 60V62H177L178 59H179V60H182V61H184V62L186 63V62H187V59L190 58V56L187 58V55H186V56H184ZM0 56H1V55H0ZM5 56H6V55H5ZM13 56H15V55H13ZM28 56H29V55H28ZM28 56H26L25 58H27ZM31 56L28 57V59L31 58ZM35 56H36V55H35ZM38 56H37V58H40V57H38ZM45 56H46V55H45ZM51 56H52V55H51ZM60 56H64V54H62V55H60ZM69 56H70V55H69ZM72 56H73V55H71V57H72ZM98 56H99V55H98ZM98 56H97V57H98ZM124 56H123V59H124ZM209 56H210V55H209ZM214 56H215V55H214ZM6 57H8V56H6ZM10 57H11V56H10ZM33 57H34V56H33ZM33 57H32V59H33ZM58 57H59V56H58ZM64 57L66 58V55H65ZM81 57H80L78 60H80ZM91 57H92L93 59H98V60L100 59V63L98 62V64H101V65H100L99 67H98V65H95V64H97V63H96L97 61L95 62L94 60H93V62H95V64H94V63L91 64V62H92ZM91 57H90V55H89V58L91 59V60H90V59H89V60H90L91 62L88 61V62H90L91 65H95V66H97V68H100V70H102L101 68L104 67L105 69H103V71L106 70V68H107V70H106L107 72H106V71H105V72L102 71V73H96V71H95L96 68H95L94 66H93L94 68H92V67L90 68V67H88V65H87V67L90 68V70H91V69H94L93 72H91L92 75L94 74V71H95L96 74H98V75L101 74L102 77H103V75H102L103 73L105 74L104 76H107V75H109V74H108V71H109L108 68L110 69V72H112V69H113V68H112V65H113V67H115V66H114L115 62H113V60H112L113 58L111 59L112 61L109 59V60L111 61V63L109 62V60H107L108 58H111L112 56H111V57H107V58H105V59L107 60V62H106V60L104 59V57L102 58V56L99 57V58H97V57L94 58L93 56H91ZM2 58H3V57H2ZM19 58H20V57H19ZM23 58H24V57H23ZM37 58L35 59V62H36ZM46 58H47V57H46ZM49 58H50V57H49ZM51 58H53V57H51ZM59 58H60V57H59ZM61 58H62V57H61ZM75 58H78V57H75ZM82 58H84L83 60L86 62V64H88L87 61L85 60L86 58H85V57H82ZM101 58H102V60L104 59V61H102V62H105V64L107 63V65H109V66H110L112 63H113V64H112L110 67H105V65H103L104 63L101 62ZM125 58H126V56H125ZM162 58H163V57H162ZM214 58H215V57H214ZM225 58H226V57H225ZM231 58H233V57H231ZM21 59H22V57H21ZM21 59H20V60H21ZM42 59H45V57H44V58L42 57ZM54 59H55V57H54ZM63 59H64V58H63ZM69 59H70V58H69ZM159 59L156 60L155 58H154V59L152 58V60H151L152 62H151V61H149V62H150L151 65H152L153 60H154V61H157V62H154V63H157L156 65H157V67L159 68V66H158L159 64H158V63H162V62H158ZM169 59H170V60H169ZM7 60H9V58H8ZM13 60H14V59H13ZM15 60H16V59H15ZM22 60H23V59H22ZM25 60H26V59H25ZM45 60H46V59H45ZM60 60H61V59H60ZM67 60H68V59H67ZM70 60H71V59H70ZM76 60H77V59H76ZM83 60H80V61L82 62ZM127 60L125 59L126 63H125V61H124V62H123V65H124V63H125V65L127 64ZM129 60H131V61H129ZM136 60H137V62H136ZM140 60H141L140 62L143 63V62H142V58H141ZM146 60H147V61H146ZM161 60H163V59H161ZM164 60H163V61H164ZM185 60H186V61H185ZM189 60H190V59H189ZM192 60L194 61V59H192ZM205 60H206V58H205ZM213 60H214V59H213ZM256 60H257V59H256ZM5 61H6V60H5ZM9 61H10V63H12L11 60H9ZM9 61H8V62H9ZM47 61H49V60H47ZM52 61L55 62V60H53V59H52ZM84 61H83V63H85ZM132 61H133L134 63H137V64H136V65L133 64ZM203 61H204V60H203ZM203 61L201 62V60H200L201 65H204V64H205V63L203 64ZM27 62H29V61H27ZM39 62H40V60H39ZM39 62H38V63H39ZM41 62H42V61H41ZM58 62H59V61H58ZM64 62H66V61H63V63H62V62H59V63H62V66H63ZM73 62H74V61H73ZM76 62H78L77 64H79V65H80V63H81V62L79 63V61H76ZM76 62H75V63H76ZM176 62H174V63L177 64ZM179 62H181V61H178V64H179ZM204 62H205V61H204ZM216 62H219V65H220V63H221V64L223 63V62H220L219 60L216 61ZM225 62H226V60H225ZM15 63H16V62H15ZM15 63H12L11 67L14 66ZM18 63H20V62H18ZM24 63L26 64V61L23 62L22 64H24ZM31 63H33V62L31 61ZM42 63H44V62H42ZM51 63H52V62H51ZM71 63H72V62H71ZM119 63H118L117 65H119ZM150 63H149V64H150ZM163 63H165V62H163ZM163 63H162V65H163ZM192 63H193V62H192ZM243 63H244V64H243L244 67L247 66V62H243ZM1 64H2V63H1ZM6 64H7V63H6ZM8 64H9V63H8ZM8 64H7V65H8ZM33 64H34V63H33ZM66 64H67V63H66ZM72 64H73V63H72ZM90 64H89V65H90ZM131 64H129V65H131ZM139 64H140V63H139ZM139 64H138V65H139ZM145 64H146V63H145ZM178 64H177V65H178ZM182 64H183V62H182ZM187 64H189V63H186V68H188V67H187ZM207 64H208V62H207ZM217 64H218V63H217ZM245 64H246V65H245ZM27 65H29V64H27ZM31 65H32V64H31ZM39 65H40V64H39ZM48 65H49V64H48ZM55 65L57 66V63L54 64V66H53V65H52V66L55 67ZM58 65H59V64H58ZM70 65H71V64H70ZM91 65H90V66H91ZM117 65H116V66H117ZM120 65H121V64H120ZM133 65H134V66H133ZM138 65H137V66H138ZM140 65H143V64H140ZM147 65H148V63H147L145 66L147 67ZM151 65H148V66H149L148 69H149L150 71H149L148 69L145 68L146 70H148V73H149V72H153V70L151 71L152 67H151V69H150V66H151ZM164 65H165V66L167 67V69H168V68H170L171 66H173L174 64H173V65L171 64L170 66H168L167 63H165ZM164 65H163V66H164ZM177 65H176V66H177ZM179 65H180V64H179ZM191 65H192V64L189 65V68H190ZM208 65H209V64H208ZM208 65H206L207 67H205V68H204L203 66H201V67H203V68L206 70V68H210V67L212 68V67L215 66V65H214V66H208ZM219 65H216V66H219ZM225 65H227L226 67H228L229 63H228V64L225 63ZM16 66H18V65H16ZM34 66H36V64H35ZM43 66L45 67L46 65H43ZM62 66H60V68H61ZM84 66H86V65H83L82 67H84ZM101 66H103V67H101ZM121 66H122V65H121ZM127 66H128V65H126L125 67H127ZM137 66H136V67H137ZM163 66H161L160 68H162ZM165 66H164V67H165ZM174 66H175V65H174ZM174 66H173V68L171 67L172 70H173V72H171V73L173 74V76H174V74L177 72L176 70L179 69L178 67H180V71H181V69L183 68V66L185 67V64H184L182 67H181V65H180V66H177V68H175ZM204 66H205V65H204ZM216 66H215V67H216ZM223 66H224V65H223ZM230 66H231V65H230ZM2 67H3V66H1L0 68H2ZM30 67H31V66H30ZM38 67H40V66H37V68H38ZM41 67H42V66H41ZM41 67H40V68H41ZM47 67H48V66H47ZM50 67H51V65H50ZM65 67H66V65H65ZM75 67H76V66H75ZM75 67L72 66L71 68L74 69ZM79 67H80V66H79ZM125 67H124V68H125ZM136 67L133 68V69H136V70H135L136 72H135L134 70L132 71V70H131L132 68H130V66L128 67L129 71H130V70L132 71V72H131L132 74L130 73L131 75H130V74H129V75H130V76H133L132 79H133L134 81H132V79L130 78V76L127 77V75H126V78H127V79L130 78V80L128 79L129 82L126 80V81H127V84L130 83V82L132 81V82H131L132 84H131V83H130V84L133 85V82L135 83V79H137V77H138V76L136 77L135 75H140V74H138V70H142V69L140 68V66L138 67V68H140V69H138V68H136ZM157 67H155V69H154L155 72H153V74L151 73L152 75H155V74L158 75V73H156V71H157L156 68H157ZM166 67H165V69H166ZM215 67H214V70H213V71H216V70H215ZM219 67H220V66H219ZM247 67H250V66H247ZM8 68H9V66H8ZM32 68H33V66H32ZM40 68H38V69H40ZM48 68H49V67H48ZM60 68H59V69H60ZM66 68H68V66H67ZM66 68H65V69H66ZM76 68H77V67H76ZM85 68H86V67H85ZM111 68H112V69H111ZM117 68H118V67H117ZM117 68H114V69H117ZM171 68H170V69H171ZM189 68H188V69H189ZM217 68H218V67H217ZM230 68H231V67H230ZM230 68H229V69H230ZM234 68H235V67H234ZM5 69H7V68L5 67ZM5 69H4V70H5ZM10 69H11V68H10ZM10 69H9L8 71H10ZM16 69H17V67H16ZM26 69H27V68H26ZM38 69H37V70H38ZM42 69H43V67L40 69V72L42 71ZM53 69H54V68H53ZM53 69H52V70H53ZM72 69H71V70H72ZM83 69H84V68H83ZM83 69H82V70H83ZM114 69H113V71H114V73H115V74H114L115 77H113L114 75H112V73H111L110 75H112V77H108V78L105 77L104 80H106V79L108 80L109 78H110V80H113V79H115V78L117 77L116 75H118V77H117L118 79L120 78L119 76H120V74H121V73H120L121 71L118 70V69H119V68H118L117 70H118V72H119L120 74H119V73L116 74L117 70H114ZM167 69H166V70H167ZM175 69H176V70H175ZM212 69H213V68H212ZM220 69H222V68L220 67ZM225 69H226V68H225ZM231 69H232V68H231ZM14 70H15V67H14ZM29 70H30V69H29ZM29 70L27 69V71H29ZM35 70H36V69H35ZM54 70H55V69H54ZM56 70H57V69H56ZM71 70H70V71H71ZM76 70H77V69H76ZM163 70H164V69H163ZM182 70H183V69H182ZM217 70H219V69H217ZM232 70H233V69H232ZM235 70H236V69H235ZM235 70H234V71H235ZM5 71H6V70H5ZM30 71H31V70H30ZM59 71H60V70H59ZM79 71H80V70H79ZM86 71L88 72L89 70L86 69ZM86 71H85V72H86ZM97 71L100 72L98 69H97ZM115 71H116V72H115ZM127 71H128V70H127ZM143 71H145V70H143ZM143 71H141V75H140V76L145 77L144 74H145L147 71H145V72H143ZM159 71H160V69H158V72H159ZM161 71H162V69H161ZM180 71H178V72L176 73V74L180 73V75H175L176 77H177V76H178V77L180 76L179 78L177 77L178 80H179L180 78L183 77V76H182L183 74H181ZM185 71H186V69H185ZM192 71H193V70H192ZM192 71H190L189 73L192 74V73H193ZM209 71H210V70H207V71H205V73L207 74V72H209ZM211 71H212V70H211ZM234 71H233V72H234ZM2 72H3V70H2ZM15 72H16V71H15ZM61 72H62V71H61ZM75 72H76L75 75L77 76L78 72H77V71H75ZM83 72H84V71H83ZM83 72H82V73H83ZM124 72H125V70H124ZM133 72L135 73V75H133V74H134ZM223 72H224V71H221V73H223ZM226 72H227V71H226ZM230 72H231V71H230ZM235 72H236V71H235ZM0 73H1V72H0ZM4 73H5V72H4ZM6 73H7V72H6ZM33 73H34V72H33ZM53 73H54V71H53ZM53 73L51 72V74H53ZM64 73H65V72H64ZM64 73H63V75H64ZM66 73H67V72H66ZM91 73H90V74H91ZM136 73H137V74H136ZM139 73H140V72H139ZM142 73H144V74H142ZM159 73H160V72H159ZM162 73H165V71H163ZM168 73L171 74L170 71H169V69L167 70V74H168ZM221 73H220V70H219V74H221ZM2 74H3V73H1V75H2ZM31 74H32V73H31ZM96 74H95V75H96ZM146 74H147V73H146ZM167 74H166V76H167ZM190 74H189V75H190ZM209 74H210V73H209ZM213 74H214V73H213ZM213 74H212V75H213ZM216 74H217V73H216ZM231 74H232V72H231ZM237 74H238V73H237ZM239 74H240V73H239ZM20 75H21V74H20ZM41 75H42V73H41ZM41 75H40V77H41ZM44 75H45V73H44ZM65 75H66V74H65ZM73 75H74V74H73ZM83 75H84V74H83ZM85 75H86V74H85ZM88 75H89V74H88ZM98 75H97V76H98ZM212 75H208L209 77H207V80L203 77V81H202V82H205V80H206V84H207L208 81H209V82H210V81L212 82V80L214 79V78H213L214 75H213V76H212ZM217 75H218V74H217ZM217 75H216V76H217ZM223 75H225V74H223ZM227 75H228L227 77L231 76L230 74H228V72H227ZM232 75H233V74H232ZM6 76H7V75H6ZM6 76H5V78H6ZM36 76H37V75H36ZM57 76H59V75H57ZM66 76H67V75H66ZM69 76H70V73H69ZM79 76H81V75H79ZM89 76H90V75H89ZM101 76H100V77H101ZM122 76L124 77L125 75L121 74V78H122V80L125 81L126 78H125V77L123 78ZM134 76H135V78H134ZM158 76H161V75L159 74ZM162 76H163V75H162ZM166 76H165V74H164V77H166ZM181 76H182V77H181ZM185 76H186V75H184V77H183L181 80H183V79L185 78V80L188 82V80L190 81V79L193 78V77H191L192 75H190V76H188V78H190V77H191V78L187 80V78H186L187 76H186V77H185ZM194 76H195V75H194ZM210 76H211V78H210ZM235 76H236V75H235ZM235 76H231V78L233 77L232 80H233V82H234L235 85H231L232 80H231L230 84H228V82H229V78H228V81L225 80V82L227 83V86H230V85H231V89H232V88H233V89H237L238 86L241 87V85H238V83H237V82L239 81L238 79L241 78V77L237 76V77H239V78L236 79L237 82L235 83V81H236V80L234 81V77H235ZM26 77H27V76H26ZM48 77H49V76H48ZM93 77H94V78H92V79L94 80V79H95V76L93 75ZM100 77H98V78L96 77V78H97L96 81L94 80L95 82H97L98 85H101V82H102V81H103L104 83H108V82L110 81V80H109V81L107 82V81H104V80L101 78L102 80L100 79V80H101V82H100V80H99ZM214 77H215V76H214ZM222 77H223V76H222ZM227 77H226V78H227ZM0 78H1V77H0ZM8 78H10V77H8ZM13 78H14V77H12V79H13ZM17 78H18V77H17ZM43 78H44V77H43ZM53 78H54V77H53ZM56 78H57V77H56ZM59 78H61V77H59ZM67 78H68V76H67ZM71 78H72V77H71ZM75 78H77V77H75ZM78 78H79V77H78ZM84 78H85V77H84ZM88 78H89V77H88ZM88 78H87V79H88ZM90 78H91V77H90ZM208 78H210V80H208ZM226 78L224 77V79H226ZM62 79H63V78H62ZM72 79H73V78H72ZM79 79H80V78H79ZM81 79H82V78H81ZM118 79H115V80H118ZM142 79H143V78L137 79L136 82L139 83V86H140V85L143 86L144 84H146V86H147V84H148V86H150V87H148V88H149L148 91L150 90V88H152L151 85L153 84V82H154V84H153L152 86H156V87H157V86H160V85H161L160 83H164V82H165V84H168L169 82H171V81H168V83H167V82H166V79H167V78H165V80H163V82H159L160 80L164 79V78H160V79H158V80L155 79V81L157 80L158 82L151 81V83H145V81L142 80ZM168 79H173V78H171V77L169 76ZM204 79H205V80H204ZM211 79H212V80H211ZM218 79H219V78H218ZM218 79H217V77H216V79H214V81H213L214 84H213V85H212L211 82H210V83L208 82L210 85L207 84V86H211V85L214 86L215 84H218V85H219V84L221 83V81H219ZM224 79H223V80H224ZM2 80H3V79H2ZM28 80H29V78H28ZM51 80H52V79H51ZM66 80H67V79H66ZM75 80H78V79H75ZM84 80H85V79H84ZM89 80H91V79H89ZM139 80H142L144 83L142 82L143 84H142V83L140 84V81H139ZM185 80H184L183 82H185ZM191 80H192V79H191ZM215 80H217L219 83H218V82L215 83V82H216ZM221 80H222V79H221ZM5 81H6V80H5ZM5 81H4V82H5ZM7 81H8V80H7ZM12 81H13V80H12ZM38 81H40V80H38ZM43 81H45V80H43ZM49 81H50V80H49ZM79 81H81V80H79ZM82 81H83V80H82ZM82 81H81V82H82ZM87 81H88V80H87ZM94 81H90V82L88 81V82L91 84V82L93 83ZM172 81H173V80H172ZM174 81H175L174 83L177 82V80H175V78H174ZM41 82H42V81H41ZM76 82H77V81H76ZM81 82H80V83H81ZM83 82H84V81H83ZM88 82H86V83H88ZM95 82H94V84H92L93 86L96 84ZM119 82H120V84H123L124 87L126 86L124 83H121L122 81H121L120 79H119ZM179 82H181V81L179 80ZM183 82H182V83H183ZM193 82H194V81H193ZM223 82H224V81H222V83H223ZM225 82L223 83V85L226 84ZM233 82H232V83H233ZM239 82H241V79H240ZM36 83H37V82H36ZM44 83H46V82H44ZM49 83H50V82H49ZM51 83H52V82H51ZM58 83H60V82H58ZM86 83H85V84H86ZM110 83H111V82H109V85L106 84V85H105L106 87L104 88V89H107V90H108V88H109L108 91L106 90V93H107V94H109V93L111 92V87H108V86H110ZM114 83H117V84H115V85L112 86V87L118 88L117 86H120V84H118V82L115 81ZM114 83H112L111 85H113ZM157 83H158V84H157ZM182 83H181V85H182ZM185 83H186V82H185ZM188 83H189V89H190V82H188ZM196 83H197L198 85H200V86L203 84V83L201 84V81H200V84H199L198 81H196ZM196 83L194 82V87L196 86ZM222 83H221V85H222ZM0 84L2 85V83H0ZM18 84H19V83H18ZM31 84H32V83H31ZM37 84H38V83H37ZM41 84H42V83H41ZM41 84H40V85H41ZM61 84H62V83H61ZM74 84H76V83H74ZM77 84L80 85L79 83H77ZM77 84L75 85L76 87H78ZM90 84H88V85H90ZM102 84H103V83H102ZM136 84H137V83H136ZM159 84H160V85H159ZM177 84H178V82H177ZM179 84H180V83H179ZM179 84H178V85H179ZM206 84H204V86H205ZM236 84H237V85H236ZM25 85H26V84H25ZM63 85H64V84H63ZM116 85H117V86H116ZM128 85H129V84H128ZM131 85H129V87H127V88H132ZM134 85H135V84H134ZM134 85H133L134 88H132V89H130V90L128 89L129 92L131 91V93H128V90H127V89H124V87L121 85L123 88L120 89V90H123V89H124V90H127L128 95H127V93H125V96H124L123 94H124V92H126V91H122V92H120V90H118V89H117V90H118L119 93H121V95H123L122 97H126V96H127V98H129V99H130V98L135 99V98L139 97L138 95H135V91H136V94H137V90H138V92H139V90H141V88H142V90L144 91V93H143L142 90L140 91L143 95L147 92V90L145 89V88H147V87H144L145 85H144L143 87H140V88H139L138 84L135 85V86H138L139 89H137ZM168 85H169V84H168ZM168 85H166V87H167ZM172 85L174 86V84H172V82H171V85H169V86L171 87ZM181 85H180V86H181ZM218 85H217V86L215 85V87H218ZM2 86H3V85H2ZM4 86H5V84H4ZM11 86H12V85H11ZM11 86H10V87H11ZM30 86H31V85H30ZM35 86H36V85H35ZM48 86H49V84H48ZM52 86H53V85H52ZM66 86H67V85H66ZM80 86H81V85H80ZM83 86H84V85H83ZM85 86H87V84H86ZM85 86H84V87H85ZM103 86H104V84H103ZM161 86H164V88L161 87V88L164 90V89H165V85L163 84V85H161ZM169 86H168V88H169ZM175 86H176V85H175ZM175 86H174V88L176 89ZM186 86H188V85L186 84ZM186 86L184 87V84H183V87L181 86V87H180V88H181L180 90H183L182 88H185V89H186ZM202 86H203V85H202ZM212 86L209 87V88L212 89ZM232 86H237V87L235 88V87H232ZM40 87H41V86H40ZM58 87H59V86H58ZM62 87H63V86H62ZM88 87H89V86H88ZM88 87H87V88H88ZM90 87H91V86H90ZM98 87H99V89H101V92H99V93H101L102 95H103V94H106V93H104L105 90H102V85H101V88H100V86H98ZM177 87H178V90H179V86H177ZM192 87H193V85H192ZM205 87H206V86H205ZM205 87H203V89L206 90L207 87H206V88H205ZM219 87H220V85H219ZM221 87H224V88H225V90H224L225 92H226V91H227V92L230 91V90H229V87H226V86H221ZM221 87H220L219 89L222 90ZM240 87H238V88L240 89ZM18 88H19V87H18ZM30 88H31V87H30ZM37 88H38V87H37ZM68 88H69V87H68ZM68 88H67V89H68ZM71 88H72V87H71ZM71 88H70V89H71ZM73 88H74V87H73ZM79 88H80V87H79ZM94 88H95V87H94ZM96 88H97V86H96ZM96 88H95V89H96ZM115 88H114V89H115ZM120 88H121V87H120ZM135 88H136L137 90H136ZM143 88H144V89H143ZM153 88H154V90L156 89L155 91H158V89H159V91L156 92V93H160V91H161L160 94L163 93L161 88H158V87H157V88L153 87ZM153 88H152V89H153ZM168 88H166V90H168ZM227 88H228V89H227ZM241 88H243V87H241ZM244 88H245V86H244ZM244 88H243V90H239V91H240V92H241V91H244V90H245ZM2 89H3V88H2ZM5 89H6V88H5ZM26 89H28V87H27ZM60 89H61V88H60ZM70 89H69V91H70ZM75 89H76V88H75ZM89 89H90V88H89ZM89 89H87V90H89ZM99 89H97V90H99ZM152 89H151V90H152ZM193 89H194V88H193ZM196 89H197V88H195V90L192 91L193 94H194V93H196V94L198 93V92H196V91H197ZM233 89H232V92H233ZM39 90H40V89H37V92H38V93H39ZM46 90H47V89H46ZM48 90H50V89H48ZM72 90H73V89H72ZM76 90H77V89H76ZM83 90H84V89H83ZM97 90L94 91V92H95V93H94L95 95H96V93L98 92ZM134 90H135V91H134ZM145 90H146V91H145ZM166 90H165V92H167ZM169 90H173V88H172V89L169 88ZM178 90H176V91L173 90V94H172L171 91H168V92H170L171 95H175L174 92H177L178 95H179V93H180V97H178V98H181L182 93H181V91L178 92ZM216 90H217V89L215 88V91H214V88H213V91H214L215 93H218V91H216ZM246 90H247V89H246ZM27 91H28V90H27ZM43 91H44V90H43ZM61 91H62V90H61ZM63 91H65V89H64ZM67 91H68V90H67ZM79 91H80V90H79ZM81 91H82V90H81ZM84 91H85V90H84ZM96 91H97V92H96ZM109 91H110V92H109ZM112 91L115 92L116 90H112ZM132 91H134L133 94L135 95V97H134V95L132 94ZM189 91H190V90H189ZM189 91H188V90L186 91V93H188L189 96H188V94H186V93H185L186 95H183V98L185 99V101H184L182 98H181L180 100H179V99H176V98H177L176 96H178L177 93H176V96H174V97H176L175 99H176L178 102H176V100L173 99L174 97L172 96V97H170V100L172 99V100H171V103H170V101H169V103H168V100H169V99H168V97H167V98H166V99H167V102L164 101V103H166V105H170V106H165V107H167V108H165V107H162V104H161V110H160V107H157V106H159L158 103H157V99H156V101L154 102L155 99H153V97H154V96L156 97L157 95L155 94V92H154L153 90H152V92H154V94H155L154 96H152V92H151V94H149L150 91H149V93L147 92V95H148V94L151 95L150 97H151V99H152L153 101H152L151 99H149V98H150L149 95H148V97H149L148 100H150V102H152V103L154 102V104L156 103L157 106H156V104L154 105V104H152V103H147L146 101H148V100H145V99H144V97L147 98V96H145V95L143 96L142 94H140V92H139L138 94L143 96V98H141L142 96L140 97V100H142V103H143V101L145 100V101H144V102H145V106H141V104L139 105V103H138V102H139V99H138V101H135V102H136V107H135L134 101H133L132 99L127 100L126 98H122L121 100H119V102L121 101V102L124 103V104H126V103L123 102V100H125L126 102H127V101H128V102H129V101H133L132 104H134V105H132V106H134V110L137 109V107H138V109L140 110V112H141V111H142V112L144 111V110L142 109V107H143V108L146 107V111H145L146 113H145V112H144V113L141 112L142 114H141L140 112H138L139 110H137V111H136V110H135V111H132V110H133V109H132L133 107L130 106V105H131V104H130L131 102H130V103L127 102V104H130V105L127 106L128 109H126V112H125L126 114L124 113V110H123L122 108L125 109V107H126L127 104H126L125 106H121L122 103H120V104H119V106H121L120 109H119L118 107H116V106H118V105L115 104V103H114V104H115V106H114L113 101L116 100L117 95H118L119 98H121V95H119V93H118L117 91H116L117 93L115 92V94H112V92H111V94H112L113 96L115 95V96H114L115 98H114L113 100H110V99H109V98H112V97H111L112 95H110V94H109V98H107V100L109 99L108 101H110V104H111L112 106H114V107H112V109H113V108H114V109L117 108L118 111L115 109V112H116V111H117V112H120V111L123 110V111H122V114H121V112H120V115H118L119 113L116 112L117 114H116L115 116H116V117L118 116V120H119L120 118H121V120H122V118H123V120H124V118L129 114V116H127L126 118H128V119H129L128 122L131 121V123L127 124V126L130 125V124H132L134 127H135V125L137 126V124H136L137 121H136V120H137V119L139 120V118L145 116V114H146V116H145V117H146L145 120L148 121V118H149V117L147 116V114L149 115V114L153 111V107H152V106L154 105V108H156V107L159 108V110H160L162 113L165 112V113H166V116H168L167 118H164V117H165V116H164V113H163V114H160L161 112L158 111V109H155V110H157L158 112L153 111V113L156 112V113H158V114L155 113L156 115H155V114L153 115V113H152L153 117H155L154 120L158 121L157 123H161L162 125L164 124V130L166 131V130H167V129H166V124H167V126H170V124H171L172 122L175 121V119H173L172 122L168 125V118H175L177 115L180 116V115L178 114V109H179V107H177V105H175V106H176L178 109H177V110H173V111H177V113L174 112V116H173V117H171V115H173V114H169V113H172V112H170V111H172V109H175V108H176V107H173V106H174V104L172 103L173 100H174V102H175L176 104H178L179 101H181V100H182V102H183V101L186 102L187 100L189 101V99H187V98L189 97L190 99H192V100H191V101H192L191 103H193V101H195V100L198 101V99H196V98L193 100L194 97H197V96H198L197 98H200L199 100H200V102H202V103L200 104V102L198 101V104H200V105L202 106V107H201V106H198V107H200V108H202V109H205V110H206V108H209V109L211 108L210 105H208L207 107L205 106V104L207 105V103H205L204 105H202V104H203V101L205 102V100L208 99L207 96L209 95V93L207 94V93H205V91H204V93H202V91H201V93H202V94H201V93H200V89H199L198 91H199V95H200V96L197 94V96L194 95V97H192V96H193V95H192V92H191V94H190ZM194 91H195V92H194ZM222 91H223V90H222ZM222 91H221V93H219V95L222 94ZM224 91H223V92H224ZM237 91H238V90H237ZM2 92H3V91H2ZM4 92H5V90H4ZM9 92H11V91H9ZM12 92H13V91H12ZM41 92H42V91H40V93H41ZM52 92H53V91H52ZM65 92H66V91H65ZM90 92H91V89H90ZM108 92H109V93H108ZM165 92H164V93H165ZM168 92L165 93V94H162V95H166V94L168 95ZM211 92H212V90H211ZM219 92H220V91H219ZM247 92H248V91H247ZM40 93H39V94H40ZM55 93H56V92H55ZM75 93H76V92H75ZM84 93H85V92H84ZM84 93L82 92V94H84ZM88 93H89V92H88ZM88 93H87V94H88ZM99 93H98V94H99ZM122 93H123V94H122ZM212 93H213V92H212ZM229 93H231V91H230ZM233 93H234V92H233ZM236 93H237V92H236ZM245 93H246V92H245ZM0 94H1V93H0ZM9 94H10V93H9ZM30 94H31V93H30ZM91 94H92V92H91ZM94 94H93V95H94ZM101 94H99V95L101 96ZM129 94H132L133 97H130L131 95L129 96ZM170 94H169V95H170ZM206 94H207V96H206ZM224 94H225V93H224ZM224 94H223V95H224ZM226 94L228 95V93H226ZM20 95H21V94H20ZM56 95H57V94H56ZM64 95H65V94H64ZM76 95H77V93H76ZM76 95H75V96H76ZM80 95H81V94H80ZM89 95H90V94H89ZM95 95H94V96H95ZM158 95H159V94H158ZM162 95H161V99H162V101H163V98H164V97H163ZM167 95H166V96H167ZM169 95H168V96H169ZM171 95H170V96H171ZM190 95H191V96H190ZM202 95H204L206 98L204 99V97H201ZM229 95H231V94H229ZM229 95H228V96H229ZM1 96H2V95H0V97H1ZM45 96H46V95H45ZM57 96H58V95H57ZM62 96H63V94H62ZM87 96H88V95H87ZM90 96H91V95H90ZM94 96H93V97H94ZM100 96H99V97H100ZM106 96H107V95H105V97H106ZM128 96H129V97H128ZM136 96H137V97H136ZM185 96H186L187 98H185ZM228 96H227V97H228ZM257 96H259L258 93H257ZM3 97H5V96H3ZM3 97H2V98H3ZM10 97H11V96H10ZM10 97H9V98H10ZM16 97H17V96H16ZM28 97H29V96H28ZM66 97H68V96H66ZM83 97H84V96H83ZM83 97H82V95H81V98H82V99H83ZM85 97H86V96H85ZM95 97H96V96H95ZM95 97H94V98H95ZM102 97H104V96H102ZM107 97H108V96H107ZM191 97H192V98H191ZM209 97H211V95H210ZM243 97L245 98V96H243ZM25 98H26V97H25ZM56 98H57V97H56ZM60 98H61V97H60ZM60 98H58V99H60ZM70 98H71V97H70ZM74 98H75V97H74ZM86 98H87V97H86ZM86 98H85V99H86ZM119 98H117V99H119ZM156 98H157V97H156ZM202 98H203V101H202ZM223 98H225V97L223 96ZM223 98H222V105H223V108H224V106H226V105L228 104V102H227V104H226V102L224 101L226 98H225L224 100H223ZM228 98H229V97H228ZM228 98H227V100H229ZM239 98H240V97H239ZM3 99H4V98H3ZM12 99H13V97H12ZM37 99H38V98H36V100H37ZM39 99H40V96H39ZM53 99H54V98H53ZM63 99H64V98H62V100H63ZM68 99H69V98H68ZM68 99H65V100H68ZM75 99H78L77 96H76ZM91 99H93V98H91ZM95 99H97V98H95ZM99 99H100V98H99ZM102 99H103V98H102ZM102 99H100L99 101H101ZM104 99H105V98H104ZM104 99H103V100H104ZM166 99H164V100H166ZM210 99H213V98H210ZM9 100H11V99H9ZM13 100H14V99H13ZM16 100H17V99H16ZM21 100H22V99H21ZM83 100H84V99H83ZM89 100H90V99H89ZM214 100H217V99H214ZM227 100H226V101H227ZM3 101H4V100H3ZM3 101H2V99H1L0 102L2 103ZM5 101H6V99H5ZM7 101H8V100H7ZM29 101H30V100H29ZM54 101H55V100H54ZM63 101H64V100H63ZM86 101H88V98H87ZM86 101H84V104H83V105H86V106H85L86 108H88L87 105H89V106L91 107V106H93V105L95 104V103L93 102V101H95V100H93V101L91 100V102L94 103V104H91L90 101H88V102H90V104H88V102H86ZM96 101H97V100H96ZM111 101H112V103H111ZM162 101H161V102H162ZM197 101H196L195 103H197ZM207 101H208V100H207ZM207 101H206V102H207ZM209 101H210V100H209ZM212 101H213V100H212ZM223 101H224V104H225V105L223 104ZM242 101H243V99L241 100V103H242ZM10 102H11V101H10ZM22 102H23V101H22ZM34 102H35V101H34ZM38 102H39V101H38ZM46 102H48V101L46 100ZM71 102H72V101H71ZM101 102H103V101H101ZM182 102L179 103L180 108H181V109H179V111H180V110H185V112H184V111H183V112L186 113V114H188V112H187L186 110L189 109V108H186L185 106H189V105L186 104L187 102H186V103H184V102L182 103ZM210 102H211V101H210ZM218 102H219V103L221 102L220 99H218ZM218 102L215 101V103H218ZM11 103H12V102H11ZM44 103H45V101H44ZM59 103H60V102H59ZM76 103H77V102H76ZM81 103H83V101H82ZM85 103H86V104H85ZM137 103H138V104H137ZM146 103H147V104H151V106L149 105L150 108L147 109L148 105H146ZM167 103H168V104H167ZM219 103H218V104H219ZM243 103H244V105H247V104H245V102H243ZM260 103H261V106H259L257 109H254V110L251 111V116H250V118H249V120H248V123H247L248 126H247V127L245 126V127H246V134H245V135H246V136H245V138H243L244 141L242 140V142H244V143H241V144H244V147H243V153L239 154L238 156H234V157L232 156V159H230V160L233 162L232 164H234L235 166H236V165H241V164H243V163L245 164L246 162H247V164H248L249 166H252L253 163L251 164V161H252L253 157H256V156L254 155L253 152H255L254 150H256L257 148H259V146H258L259 139L264 138V93H263V95H262V99H260ZM2 104H6V103L4 102V103H2ZM2 104L0 105V109L2 108L3 111H4V108L1 107ZM17 104H19V103L17 102ZM27 104H28V103H27ZM48 104H50V103H48ZM51 104H52V103H51ZM64 104H65V103H64ZM69 104H70V103H69ZM69 104H68V105H69ZM99 104H100V103H99ZM103 104H104V103H103ZM103 104H102V105H103ZM106 104H107V102H105V105H104V106H106ZM124 104H123V105H124ZM143 104H144V103H143ZM143 104H142V105H143ZM171 104H172L173 106H172V108L169 109V113H168V112H166V111H168L167 109H168L169 107H171ZM181 104H183L184 107H183ZM208 104H209V102H208ZM210 104H211V103H210ZM220 104H221V103H220ZM234 104H235V103H234ZM234 104H233V105H234ZM6 105H7V104H6ZM6 105H5V106H6ZM13 105H14V104H13ZM31 105H32V104H31ZM42 105H43V104H42ZM53 105H54V104H53ZM73 105H75V104H73ZM79 105H80V104H79ZM100 105H101V104H100ZM108 105H109V104H108ZM108 105H107V106H108ZM138 105H139L141 108H139ZM214 105H215V104H214ZM228 105H229L230 110L232 109L231 107H235V106H236V105H235V106H231V107H230L231 103H229ZM3 106H4V105H3ZM26 106H27V105H26ZM38 106H39V104H38ZM38 106H37V107H38ZM54 106H55V105H54ZM60 106H61V105H60ZM81 106H82V105H81ZM94 106L96 107V110H98L99 107H101V106H99L98 109H97V106H98V105L96 106V104H95ZM94 106H93V107H94ZM129 106H130V111H129ZM155 106H156V107H155ZM163 106H164V105H163ZM181 106H182L183 108H182ZM193 106H195V105H193ZM193 106H192V107H193ZM203 106H205V108H204ZM209 106H210V107H209ZM212 106H213V102H212ZM217 106H218V105L215 106L216 109H219L220 106H219L218 108H217ZM238 106H239V105H238ZM16 107H19V105L16 106ZM22 107H23V105H22ZM29 107H31V106H29ZM33 107H34V105H33ZM37 107H36V108H37ZM40 107H41V106H40ZM40 107H39V108H40ZM44 107H45V106H44ZM44 107H43V108H44ZM56 107H57V106H56ZM65 107H66V106H65ZM77 107H78V106H77ZM77 107H76V108H77ZM79 107H80V106H79ZM82 107H83V106H82ZM85 107H84V108H85ZM95 107H94V108H95ZM151 107H152V110H151ZM190 107H191V105H190ZM198 107H197V108H198ZM10 108H11V107H10ZM14 108H15V106H14ZM25 108H26V107H25ZM31 108H32V107H31ZM69 108H72V107H69ZM76 108H74V109H76ZM108 108H110V105H109ZM108 108H107V109H108ZM164 108L166 109V111H163V110H165ZM184 108H186V109H184ZM197 108H196V106H195V108L193 107V109H195L196 111H198L199 108H198V110H197ZM225 108H226V107H225ZM229 108L227 107L226 109L229 110ZM7 109H9V108H7ZM22 109H23V108H22ZM49 109H50V108H49ZM53 109H54V108H53ZM91 109H92V107H91ZM141 109H142V110H141ZM162 109H163V110H162ZM202 109H200V110L203 111ZM220 109L223 110L222 107H220ZM234 109H235V108H233V109L231 110L230 113H232V111H233ZM246 109H247V108H246ZM11 110H12V109H11ZM26 110H27V109H26ZM45 110H46V109H45ZM57 110H58V109H57ZM78 110H79V108H78ZM81 110L83 111L82 108H81ZM94 110H95V109H94ZM105 110H106V107H105L104 111H102L101 113L103 114V112H105ZM109 110H110L109 115H108V116L104 115V116H102V117H109V116H112L113 119H112V120H109V121H107V119L105 118V120L109 123V125H107L108 128L110 127V129H112V127H111L110 125L113 124V125L115 126L116 122L114 123L113 120H114V121H117V118H116V120L114 119V118H115V117L113 116V115H114V112H113L114 110L112 111V112H113V113H112L113 115H110V114H111V109H109ZM148 110H150L151 112L148 111ZM205 110H204V111H205ZM221 110H219V112H215V113H214V110H212V108H211V111H212L211 113H214V114H216V113H217V114H220ZM235 110H236V109H235ZM12 111H14V110H12ZM20 111H21V108H20ZM20 111H19V112H20ZM53 111H54V110H53ZM55 111H56V110H55ZM70 111H71V110H70ZM73 111H74V110H73ZM73 111H71V112H73ZM76 111H77V110H76ZM76 111H75V112H76ZM90 111H91V110H89V112H90ZM100 111H101V110L99 109V110L96 111V112L99 113ZM127 111H128V114H127ZM188 111H189V110H188ZM193 111H194V110H193ZM204 111H203V113H204ZM226 111H227V110H226ZM226 111H225V112H226ZM237 111H239V110L237 109ZM241 111H242V110H241ZM241 111H240V113H241ZM246 111H247V110H246ZM6 112H7V111H5V114L8 116V114H7ZM16 112H17V110H16ZM23 112H24V110H23ZM29 112H30V111H29ZM38 112H39V111H38ZM38 112H37V113H38ZM57 112H58V111H57ZM65 112H66V111H65ZM68 112H69V109H68ZM68 112H67V114H69ZM84 112L86 113L87 110L84 109ZM84 112H82L81 114L83 115ZM89 112H88V113H89ZM107 112H108V111H107ZM129 112H131V113L133 112L132 114H134V112H135L136 114H134V115H137V114H139V113H140L139 115H141V116L137 115L138 118L136 117L137 119H136V120L134 119L135 121L133 120V122L135 123V125L132 123V120H130V119L133 118V115H132V114L130 115ZM147 112H150V113H147ZM183 112L181 111L182 115H183ZM191 112H192V108H190V112H189V113H191ZM194 112H195V111H194ZM194 112H193V113H194ZM205 112L207 113V111H205ZM233 112L235 113V120H236V113H237V112H235V111H233ZM1 113H2V111H1ZM11 113H12V112H11ZM85 113H84V114H85ZM92 113L94 114V119L97 120L98 117L95 118V113L93 112V110H92ZM167 113H168V114H167ZM179 113H180V112H179ZM208 113H209V112H208ZM208 113H207V114H208ZM223 113H224V112H223ZM228 113H229V111L226 112L227 115L230 114V113H229V114H228ZM234 113H232V114H234ZM242 113H244V112L242 111ZM247 113H248V112H247ZM5 114H3V115H5ZM14 114H15V113H14ZM26 114H27V113H26ZM50 114H52V111H51ZM50 114H49V115H50ZM54 114H55V112H54ZM56 114H57V113H56ZM61 114L63 115V113H61ZM61 114L58 115V116H61ZM67 114H66V115H67ZM74 114H75V113H74ZM74 114H71V115L74 116ZM78 114H79V113H77V114L75 115V117H77ZM81 114H79V115H81ZM90 114H91V112L89 113V115H90ZM105 114H106V113H105ZM107 114H108V113H107ZM124 114H125L126 116H125ZM176 114H177V115H176ZM186 114H184L185 116L183 115V117H186V118H185L186 120H185L184 118L181 117L182 115L180 116V117H181L180 119H181V120L183 119L182 123H184V121L188 122L189 120H190L189 123H191V122H192L191 119H193L194 117L197 118V116H196V115L193 116L192 113H191L190 116H188V115H186ZM204 114H205V113H204ZM214 114H208V115H209V116L207 117L208 119H206V116H203V121H200L199 124H198V122L195 121V124L197 123V124L199 125V128H204L205 126L203 127V125H202L201 123L203 122V123H205V124H207V125H208L209 123H211V121H210V115H211V118H212ZM224 114H225V113H224ZM224 114H223L222 116H224ZM0 115H2V114H0ZM3 115H2V116H3ZM9 115H10V114H9ZM20 115H21V113L19 114V118L21 117ZM31 115H32V114H31ZM39 115H40V113H39ZM46 115H47V114H46ZM64 115H65V113H64ZM79 115H78V117H79ZM86 115H87V114H86ZM97 115H98V114H97ZM97 115H96V116H97ZM100 115H101V114H100ZM100 115H99V116H100ZM123 115H124V116H123ZM142 115H143V116H142ZM152 115H151V116H152ZM159 115H160V116H159ZM161 115H163L164 120H167V121H166L167 123L164 122V120H163V118L161 117ZM169 115H170V116H169ZM175 115H176V116H175ZM220 115H221V114H220ZM227 115H225V117H227ZM22 116H23V115H22ZM120 116H121V117H120ZM151 116H150V117H151ZM178 116H177V118H179ZM187 116H188V117H187ZM191 116H192V117H191ZM239 116H240V115H239ZM8 117H9V116H8ZM11 117H12V116L10 115V118H11ZM31 117H32V116H31ZM63 117H64V116H63ZM63 117H62V118H63ZM67 117H68V116H67ZM67 117H65V118L67 119ZM82 117L85 118V115H83ZM87 117H88V116H87ZM92 117H93V115H92ZM131 117H132V118H131ZM147 117H148V118H147ZM153 117H152V118H153ZM156 117L159 118V119H161V120H163L164 123H162V121L157 120ZM189 117H190V118H189ZM216 117H218L217 119H219V115H218V116L215 115V118H216ZM220 117H221V116H220ZM229 117H230V116H229ZM237 117H238V114H237ZM240 117H241V116H240ZM240 117H239V118H240ZM242 117H243V116H242ZM245 117H246V114H245ZM4 118H5V117H4ZM12 118H13V117H12ZM15 118H16V117H15ZM23 118H25V120L23 119V120H24L23 122L25 123V121H27V119H26V117H23ZM62 118L60 117V120H61ZM69 118H70V116H69ZM71 118H73V117H71ZM71 118H70V119H71ZM80 118H81V116L79 117V119H80ZM84 118H81V119H84ZM89 118H91V116H90ZM89 118H88V120H90ZM100 118H101V117H100ZM100 118H98V119H100ZM110 118H111V117H110ZM134 118H135V116H134ZM143 118H144V117H143ZM143 118H141V120H139V125L141 124L142 127L139 126V125H138V127H137L138 129L140 128V130H138V131H140V132L143 131V130H142V128H144L143 125L145 126V125L149 124V123H147V121L145 122ZM152 118L149 119V120H152ZM177 118H176V119H177ZM188 118H189V120H187ZM195 118H194L193 120H195ZM230 118L232 119V117H230ZM6 119H8V118H6ZM6 119H5V120H6ZM40 119L42 120L41 117H40ZM50 119H51V118H50ZM58 119H59V118H58ZM58 119H56V120H58ZM70 119H69V120H70ZM76 119H77V118H76ZM76 119L73 118V120H75V121H76ZM91 119H92V118H91ZM94 119H92L93 122H94ZM198 119H199V118H197L196 120H198ZM220 119H223V120H224L225 118H220ZM243 119H244V118H243ZM0 120H1V119H0ZM2 120L4 121L3 118H2ZM16 120H18V119H16ZM32 120H33V119H32ZM36 120H38V119H36ZM41 120H40V121H41ZM67 120H68V119H67ZM84 120H85V119H84ZM84 120H83V121H84ZM102 120H104V118L101 119V121H102ZM126 120H127V119L124 120L125 123H126ZM142 120L145 122L144 124H142V123H143ZM200 120H201V119H200ZM212 120H213V119H212ZM223 120H222V121H223ZM226 120H227V119H226ZM238 120H239V119H238ZM6 121H7V120H6ZM10 121H11V119H9V123H10ZM12 121H13V120H12ZM43 121H45V120H43ZM62 121H63V119H62ZM65 121H66V120H65ZM75 121H74V122H75ZM77 121H78V120H77ZM97 121H99V120H97ZM97 121L94 122V123L96 124V126H99V124H98ZM110 121H111V122H110ZM140 121H141V122H140ZM152 121H153V120H152ZM152 121H151V122H152ZM169 121H170V119H169ZM214 121L216 122V119H214L212 122L215 123ZM219 121H220V120L217 121L218 124H219ZM228 121H229V120H228ZM228 121H227V122H228ZM230 121H231V120H230ZM242 121H243V120H242ZM17 122H18L17 124H19L21 121L18 120ZM27 122H28V121H27ZM60 122H61V121H60ZM70 122H71V121H70ZM84 122H86V121H84ZM84 122H83V123H84ZM104 122H105V121H103V123L100 122L101 125H103V124H105V123L107 124V122H105V123H104ZM112 122H113V123H112ZM119 122H120V123H123V121H120V120H119ZM149 122H150V121H149ZM153 122H154V121H153ZM179 122H180V121H179ZM186 122H185V123H186ZM224 122H226V121L224 120ZM224 122H223V124H224ZM246 122H247V121H246ZM6 123H7V125H8V122H6ZM28 123H29V122H28ZM40 123H41V122H40ZM40 123H39V124H40ZM52 123H53V121H52ZM61 123H62V122H61ZM67 123H69V122H64V121H63L62 125L67 124ZM80 123H82V122H80ZM87 123H88V121H87ZM111 123H112V124H111ZM120 123H119V124H120ZM125 123H123V124L120 125V126L126 125ZM165 123H166V124H165ZM174 123H175L177 126L179 125L177 122H174ZM174 123H172L171 125L174 126V125H175ZM228 123H229V122H228ZM235 123H236V122H235ZM0 124L3 125L4 122H3V124H2V122H1ZM10 124H13V123L11 122ZM17 124H16V125H17ZM20 124H21V123H20ZM34 124H35V123H34ZM43 124H44V123H43ZM43 124L41 123V126H42ZM73 124H74V123H73ZM78 124H79V123H78ZM84 124H85V123H84ZM90 124H91V122H90ZM95 124H93V125H89V124H88V127L91 126V127L93 128V126H94ZM97 124H98V125H97ZM106 124H105V125H106ZM150 124H151V123H150ZM154 124H155L156 126H155ZM192 124H194V123H191V125H192ZM215 124H217V123H215ZM218 124L215 125V126L218 127V126H219ZM226 124H227V123H226ZM229 124H230V123H229ZM231 124H233V123H231ZM28 125H29V124H28ZM32 125H33V124H32ZM35 125H36V124H35ZM45 125H46V124H45ZM51 125H52V124H51ZM58 125H59V124H58ZM69 125H70V123L67 124V127H68ZM75 125H76V123H75ZM86 125H87V124H86ZM101 125H100V127H101ZM105 125H103V126L105 127ZM153 125L155 126L154 129L157 131V134H155L156 136H157V135L159 136V134H160L162 131L164 132V130H161V129H163V128H161L162 125L160 126V124H158V125L160 126V128L158 127V128L156 129V127H157L158 125H157L155 122H154L153 124H151L150 126H149V125H148V126H145V128H146V129L144 128V129H145V132H144V131L141 132L142 135L144 134V136H145V133H146V135L148 136V138H147L146 140H145V138H146L147 136H145V138H144L143 136L140 135V134H141L140 132H138V131L135 132L137 129L135 130V129L133 128V131L135 130L134 132L137 133V134L140 133V134H138L139 139H137V141L140 140L141 137H142V138H141L142 140L144 139V140L146 141L145 143L143 142V145H144V144H145V146L147 145L146 147L143 146L144 149H146V148L148 149V148L150 147V145H153V146L151 147V149L154 150V151H152V150H151V151L154 153V152H155V149H156V143L159 142L158 144L162 145L165 141L167 142V141L169 140V138L171 137V133H172V132H170V131H174L173 129H175L176 125L174 126V128H172L173 126H172V127H169L170 129L172 128L171 130H167V131H169V134H168V132H166V133H167V136H165V138L168 137V136H170V137H168V139H167V138L165 139V138L163 137V135H162V136L160 135V136H161L162 138H164L165 140H164V139H161V138H158V136H157V138H158L159 140H156V141H158V142H156V141L154 140V139H156V136L154 135L155 130H154V133L152 132V131H153V130H152ZM182 125H183V124L180 125V129H179V130H178V128L176 127V130H175V131L178 130L179 133H176V134H178V136L175 135V131H174V134H173V135H175V136H177V137H180L179 134H181V133H180L181 131H184V133H186V134H187V132H188V134H191V135H192V134H194V133H192V132H194V131H192V130H193V127L196 128V126H197L196 129L198 130V132H199V130H200V129H198V125H193L192 128H191L190 124H188V127L190 126L189 128L186 127L187 124H186L185 127L182 126ZM184 125H185V124H184ZM207 125H206V126H207ZM209 125H210V124H209ZM221 125H222V122H221ZM22 126H23V124H22ZM38 126H39V125H38ZM79 126L82 127V125H78V127H79ZM83 126H85V125H83ZM96 126H94L93 129H92L91 127H89V129L91 128L90 130H93L94 132H91V131L89 132V130H87V131H88V133L91 134L90 136H92V133H94V134H93L94 136H95V134H96V139H97V141H98V140H101V138H98V137H101V136L103 137V135H100V134H97V133H101L102 131H105L106 127H105V129L101 127V128H102V129H101V132H99V131H97V130H98V127L95 128ZM120 126H118V124H117V125L115 126V129H113V131L110 130V129H109V130H110L111 132H114L113 134L115 135L116 138L119 137V135L116 136L117 132H118V133L121 132L122 135H123L125 138H124L122 135H120V137L122 136L123 139H127V143H131V145H132V144H135V142H136V139H135V138H137V137L135 136V134L133 133V131L130 130V131H132V132H131V133H130V131L128 132L129 128L126 127L128 130H127V129L124 130V133H123V132H122L123 130L120 129V128H121ZM151 126H152V127H151ZM211 126H212V128H213V125H212V124H211ZM224 126H225V124H224ZM230 126H231V125H230ZM234 126H235V125H234ZM234 126H233V128H234ZM2 127L5 128L4 125H3ZM2 127H1V128H2ZM12 127H13V126H12ZM25 127H26V124H25ZM30 127H31V126H30ZM39 127H40V126H39ZM47 127H49L48 124H47ZM57 127H58V126H57ZM71 127H72V125L69 126V129H70V130H71ZM78 127H77V128H78ZM116 127H117V128L120 127V128H119L120 130H116V129H117ZM124 127H125V126H124ZM124 127H123V129H125ZM128 127H130V126H128ZM147 127H148V128H147ZM150 127H151V130H152V131L149 130ZM162 127H163V126H162ZM183 127H184V128H183ZM207 127H209V126H207ZM222 127H223V126H222ZM228 127H229V125H228ZM236 127H239V128H240V126H238V125H236ZM1 128H0V129H1ZM9 128H10V127H9ZM16 128H17V127H16ZM18 128H19V127H18ZM63 128H65V127L63 126ZM72 128H74V127H72ZM86 128H87V127H86ZM169 128H168V129H169ZM181 128H182L183 130H181ZM187 128H188L189 130H187ZM195 128H194V129H195ZM212 128H211V130H214V128H213V129H212ZM218 128H219V127H218ZM218 128H217V131H218ZM223 128H224V127H223ZM223 128H221V129H223ZM231 128H232V127H231ZM231 128H229V129H231ZM239 128H238V130H240ZM242 128H243V127H242ZM7 129H8V127H7L5 130H7ZM12 129H13V128H12ZM12 129H11V130H12ZM38 129H39V128H38ZM38 129H37V130H38ZM45 129H46V128H45ZM49 129H51V128L49 127ZM55 129H57V128L55 127ZM78 129H81V128H78ZM82 129H83V131H84L85 128H82ZM96 129H97V130H96ZM99 129H100V128H99ZM103 129H104V130H103ZM130 129H131V128H130ZM147 129H148L150 132L153 133V134L150 133V134H152V135H150V136H152V137H153V135L155 136V138H151V139L154 140V141H153V142H154L153 144H151V141H152V140L150 139V136L148 135V134H149V133H148L149 131L146 132ZM191 129H192V130H191ZM196 129H195V130H196ZM205 129H207V128H205ZM205 129H204V132L206 131ZM224 129H226V127H225ZM244 129H245V128H244ZM8 130H9V129H8ZM13 130H15V129H13ZM16 130H17V129H16ZM28 130H29V129H28ZM31 130H32V129H31ZM31 130H30V131H31ZM40 130H41V129H40ZM53 130H54V129H53ZM60 130H62V129H60ZM60 130H59V131H60ZM70 130H69V134H70V132H71V133L73 132V130H72V131H70ZM74 130H75V128H74ZM114 130H116L117 132L114 131ZM158 130H159V131H158ZM160 130H161V132H160ZM197 130H196V131H197ZM209 130H210V128H209ZM211 130H210V131H211ZM215 130H216V129H215ZM231 130H232V129H231ZM238 130H237V131H238ZM19 131H20V133H21V130H19ZM22 131H23V130H22ZM43 131H44V130H43ZM64 131H67V130L64 129ZM75 131H76V130H75ZM79 131H80V130H79ZM79 131H78V132H79ZM81 131H82V130H81ZM81 131H80V133H81ZM87 131H85V132H86V134L88 135ZM95 131H96V132H95ZM106 131H108V129H106ZM110 131H109V132H110ZM189 131H190L191 133H189ZM196 131H195V132H196ZM207 131H208V130H207ZM207 131H206V132H207ZM210 131H209V135L207 134L208 132H207V133H203V131L201 132L200 135H197V136H199V137H198L199 140L196 139V140H197V143L201 142V143H199V146H198V144L195 142V144L197 145V147H199V151H200V155H199V156L197 155L198 153L196 154V155L198 156V158H200V159H199V160H200V161H199L200 164L198 163L199 165L197 166V164H196V166L199 167V168H198V169H199V170H198L199 172H203V173L208 177V178H206L205 176H203V177L205 178V181H206L207 183L205 184V182H204V183H202V184H199L200 181L198 180V179H199L198 177H201V174H199L200 176L198 175V177L196 176L198 179H197V180L195 179V181H194V179H193V178L195 177V175L193 176V178H192L191 175H189V176L193 179V180H191V178H190V181H189V182H191L193 185H195V182L197 181L196 184L198 183L199 185H202V187H201V189H200L201 191H198V193H197L198 196H199L200 193H201V195H203L202 193H204V192H205V193L208 192L207 190H212V192H213V190H214L213 188H214V186H215V182H217V181H221V182H222L223 179L229 177V178H231L232 180H236L237 182H238V181L240 182V183H238L239 188H238V187L236 188V186H238V185H235V188H236V189H239V190H237V191H239V194H241V196L238 195V196L241 197L240 199L243 198L242 195H248V193L250 194L252 191L254 192V193H251L252 195L250 196V198H253V200L251 199L252 202H250V206H249V207H251L252 209H255V211L250 210L251 208L249 209V207H247V205H249V204H248V203H249L248 201H247L246 203H243V202H245L244 199H247V198H245V197L243 198V202H242V204H240L241 202H238V203L240 204V206L242 207L243 204H246V206H245V205H244V206L247 207V208L249 209V210L247 211V213H248L249 211H250V213L257 212V211H259L258 209H260V211L257 212L255 215H254V214L252 215L254 220H252V218H251L252 216L250 217L251 220L253 221L250 225H248L247 223L245 224V222H244V223H240V224H245V226L248 225L247 228L242 226V227H241V230H242V231H240L241 233L239 232V230H235V232H237V234H238V232L240 233V234H239V235H240V238H239V235H237V234H236V235H237L238 237H237L236 235H235V236L232 235L234 238H233L232 236L228 237V235H230V234L228 233V234H227L228 239L232 240V239H231V237H232V238H233V242L230 241V240H228V242H230V243H228L227 241H223L220 237L217 239V240H218V241H217L218 243H220V242H221L222 244L224 243L223 245L221 244V246L219 247V248H220V251H221V255H220V256L218 255V257L215 255V254L218 253V251H217V252L215 251V250H217V247L214 248V249L212 248V247H214L216 244H218V243H216V241H215L216 244H215V243L213 244V241L216 240V238L213 239V237H216L215 233H213V232H214V230H215L214 228L217 229V227H215V225H213V229L211 228V229H212V230H211L210 227H209L208 225H207V226H208L209 228L206 226V227L209 229V231H208V229L205 228V230L207 231V235H209V234L212 235V236L209 235L208 238H210V236H211V239L213 240V241H211L212 244H208V243H206V242H209V243H210V241H208V240H209L208 238H206V239H208V240L205 239V237H207V236L204 235L205 237H203V238L205 239V241H206V242H205V241H203V239H201V238L198 237V238L201 239L202 241L199 240V239L197 238V235H195V233H194V235H195L196 237L193 235V231L195 230V228H193V229H194V230H193V229H192V226H190V225H193L192 222H191L192 224H189V226H188V225H187V226L185 225V224H188L187 222L184 223L185 221H188V220H189V217H192V215H193V216H194L193 219L195 220L194 225L196 226L197 223H198L197 226H198V225H202V224H204V225H203V227H204V226L206 225V222H205V223L200 222V224H199V221H202V219H203L204 217H206V216H208V218H207V219L204 218L203 221H207L208 219H210V221L212 222V221H214L215 218H217V219H218V217L220 218V215L218 214V215H219V216H218L217 213H218L219 211H221V208H222V206H221L222 204L220 203V201H222V200H221L222 198H221L220 201H219V204H221V205H219V204H218L219 206L217 205V206L219 207V210H218V208H217V210L215 211V212L218 211V212L216 213L217 217H216L215 215L212 214L213 217H214V219H212V216H210V214H211L214 210L212 211V209L210 208V210H211V212H210L209 207L206 208V207L209 205V204H207L206 202L210 203V202L212 201L213 197L215 196V194H214V196H213V195L211 196L212 198H210V195H211L212 193L210 194V192H208V193H209V194H208L209 196H208L207 193H206L205 196L207 195L211 200H209V198H206V201H204V200H203L204 198H203L202 200H201V199H198L199 197H201V195L198 197V196L195 194V193L197 192V191H196L197 189L195 190V188H197L196 185L192 187V188L195 187V188H194L195 191H192V188L189 189L187 186H185V185H187V184H186V181H187L188 178H187V177H183L182 175H184V174H186V173L188 172V171L186 172V169H187V170L192 169V166H193L192 163H194V164L197 163V162H196L197 160L195 161V159H197V156H196V155H195L196 157L193 156V155H194L193 153H195V151H193V148H194L196 145H195V146H192V144L194 143V140H193V143H190V141H192V136H193V135H192V136L189 135V136L191 137V140H190V139H189V138H190L189 136H188L189 138L186 137L188 134H187V135H186V134H183V135H184V138H185V141L188 142V141L190 140L189 143H190L191 145H190V144H187L186 142H183L184 139H183L182 136H181V138H179V139H181V140H179L177 137H176V139H175V136H174V138H172V137H173V136H172V137H171L172 139L169 140L171 143H168L169 141L167 142L170 146H171V144H173L172 142H175V143H176V146H175L174 148L177 147V145H178V143H177L178 140L181 141V145H183V143H184V145H185V143H186V147H185L184 145H183V147H182L184 150H183V149L181 150V151L184 152V154H182L183 152H182V153H178V154H180V157H181L182 155H184V156H182L181 158L177 157V153L175 154L176 156H175L174 154H171V153L174 152V151H176V152H181V151L173 150L174 148H173V145H172V147H170V149H171L172 151L170 152V149L167 147L168 144L165 142V144H167L166 147H167L168 149L165 148V146H164L165 144H164L163 146H161V148L163 147L162 150L164 149L162 152L160 151L161 149H160L159 147H157V148H158V156H160L159 152H160V153H163V152L165 151V149H166L167 151L169 150V152H167V154L170 153V154L168 155V158L166 157L167 154L164 152V153L166 154L165 157H166L167 159H166V158H165L164 160H163V158L161 159V157L164 155V153H163V155H161L160 158L157 156L159 159L156 157L155 159L152 158V159H150V160H151V161H152V160H153V161H155V160L157 161V160H160V159H161L163 162H167L166 160H168L169 162H171L172 160H170V159L173 158V156H175V160L172 161L173 163H172V162H171V163L174 164V163L177 162L178 164L176 163V164H177L176 166L178 167V165H179V163H180V160H181L182 158H183V159L185 158V160L188 159V156H189L188 152H189V151H187V148H190V146H192L193 148H192V149L190 148L191 150H190V149H188V150H190V152L192 151L191 153H192L193 155L190 154V156H193L195 159H193L192 157L190 158L191 160L189 159L192 163H191L189 160H188L187 163L184 162V163H185V166H186L189 162L191 163L192 166L187 165L186 167L190 166L189 169L186 168V167H184V168H186V169L183 168L185 172H184V171L182 172V170H183L182 167L184 166V165H183L184 163L182 162L183 159H182V160H181V163H182V164H180L181 167H179L181 171H179V168L177 169V171H178V175L181 174L180 176L183 177V182H182L181 184H182L186 189L188 188L187 190H189V193H191V192L194 193V192H195L194 194H195L196 196L192 195L193 193H192L191 196H190V194H188V191H187V190H186V191H187V194H186V191H184V188L182 187V185H180V181H182V178H181L180 176H178V177H180V179H181L180 181H178L177 176L175 177V175H174V172H173V170H172V169L174 168V171H176V170H175L176 167H174V165L172 166V167H173V168H172V167L170 166L171 163L169 164V162H168L169 165H168L167 163H163L162 161H159V162L157 161V162H156L157 164L161 162V163H162V166H166V165H168L169 170H170V168H171V170H170V171L172 172L171 174L177 179V180H175V181H172V179H174V177L171 176L170 171L167 172V171H168V168H167V167H166V168L163 167L164 169H162V167H161L162 170L160 169V172H159V171L157 172V169H158V168H157L156 170H154V168H156L159 164L157 165V164L155 163V165H157V166H155V165H153L154 162H151V161L148 159L147 156H149V155L151 154V153H150V152H151L150 150H148V153H149L148 155H146V152H147L146 150L144 151L145 154L143 153L144 156H143L142 153H141V155L144 157V159L147 158V159L145 160V162L149 160L148 163H149L151 166H152V165L154 166V167L152 166L153 169H151V168H152L151 166H150V167L148 166V163H147V164L145 163L146 165L144 164V162H143L144 159L141 160L143 157L140 158V156H139L138 159L136 158L137 155H140V154H138L139 152H136V153H135V151L132 152L133 149H135V148H134V145H132L133 148H131L132 146H131L130 144H129V146L127 145L128 147L131 146V147H130L131 149H128V150L124 153L125 155H124V154H118V153L121 152V151H118V150H119L118 148H117L118 150L115 148L116 150L114 149L113 152H112V147H111V145H112V144L114 145V143H113V142L110 143V142H109L110 140H107V139H108V135H107V133H104V132H103L104 135H105V134L107 135V136H105L107 141H106L105 139H103V138H105V137H103L102 140H105V141L107 142L108 145H109V143H110V144H111V145H110L111 149H108V148H107L108 145H105V144H106L105 141L102 142L101 144L103 145L102 147H104V145L106 146V147H104L106 150H107V149H108V150H111V153H112V154L108 151V152L111 154V155L109 154L110 156L107 154L108 152H107V153H104V152H105V151H103L104 148H103V150H102L101 147H100V145H99L100 142H99V141H98V142H97V141L95 142L94 140H96V139H95L94 136H92V137H89V138H90V139L93 138L92 144H93V142H94V148H98L97 145H99V148H100V150H101V153H100L99 151H98V152H99V153H98V152L96 151L97 149H96L95 152H94L93 147L91 148L90 145H89V146H90V149H89V146H86V145H85L86 147L84 146V149H82L83 147H81V146H80L81 149H77V148L79 147V145H78V147H77L76 145L73 144V145H74L75 147H77V148H75V150L73 149V150H74L73 152H70V151L72 150V148H71V146H70L71 150H70V148H69V149H66V151L68 150L70 153L68 152V154H67V152H66L67 155H65V156L68 157V155H71V153H73V156H75V157L73 158L72 155H71L72 159L77 158L78 161H79V163H78V161L75 159L76 161H75L74 163H77L78 166H80L79 164H82V170H81L80 167L77 169L78 166H77L76 164L73 166V165H72L73 162H72V163L69 162L74 168H75V166H77V167L75 168L76 170L71 166V167H72V171L74 170V172L70 171V164L68 163L69 166H66V163H65V162L63 161V159H62L63 157L61 158L62 161H60V162H62V163L59 165V167L62 166L63 163H65V166H62L61 168H63V167H66V168H67V167H68V168H69V172H68L67 169H64V171L67 170V172H68V173H65L66 171L64 172V171L61 169L62 172H63L64 174H68V175H69L70 172L75 174V171L78 172L79 170H80L79 172L81 173V171H83V168H86V169H87V164L85 165V164L81 163V161H83L84 163H85V162L87 163V161H84L85 159L82 160V156H81V158H80V155L82 154V155H84V156H87V157H86V160H88V159H89V158H88V155H90L92 152H94V153H96V154L98 153V157H100V158H101V155H102V158H101L102 160L99 159V160H100V164H96V165H97V169H95V171L97 170L98 172H100V170L103 168V167L101 168V166H103V165L105 164V163L103 162V153H104V154H106V155H104V157L108 155L107 158L109 157V159H108L109 162H110V160H111L112 158H113V160H115V162H113V161L111 160L112 165H114V164L117 163L115 158L118 157V158H117V160H118V159L120 158L119 156L122 155V156H121V159L118 160V161H120V162H118V163H122V164H121V166H122L121 168H122V169L119 167L120 164H118V163H117L118 165L116 164V165L113 166V168H112V170L114 169V167H115V169L120 168L121 170H120V169H119V170H118V169H117V170L114 169V170H115L116 172H118V171H121V172H122L123 169H126V168H123L124 165H125V164L127 165V163H128V161L126 160L125 162H127V163L124 164V161H122V159H123L124 157H125V158L127 157L126 159H128V158H129V159H130V158L132 159V156H131V155H134V156H136L135 158H134V156H133V158L136 160V161L133 160V161H135V163L132 162L131 159H130L129 163L131 162V164H132V163H134V164H138L140 161H142V163L140 162L141 165H140V163H139V165H140V166H142V165L144 166V165H145L144 168H141L139 165L136 166V165L133 164L134 167H137V168H134V170L138 169V170H136V171L138 172V171L140 170L139 168H141V169H145L146 166H148L147 168H150V169H148V171H149V172H152L153 174L149 173V172L147 171V168L144 170V172H143V170H140V171H139L140 174H142L141 171H142L143 173H145V174H142V175H141V177L143 178V179H142L143 182L140 181V183L137 182V181H139V178H140V180H141V177L138 175V173H136V175L139 176V178L136 179V178L134 177V176H136V175H134V174H135V173H134V172H135L134 170H132V173H131V171H129V170H127V172H125V173L127 174L128 171H129V173H130V174L128 173L129 176L132 174L131 176L134 175V176H133L134 178L131 177V176H130L131 178H129V177L127 176V179H126V175H125V173H123L124 170H123V172H122L123 175L121 174V177H122V176L125 177L126 180L129 179V180L132 182L130 185H132V184L134 185V184H135V181H136L138 184L141 185V186L139 185L140 187L144 186L145 184L147 185V184L149 183V181H151V180L153 181V180H154V181H153L154 183L151 181L150 184H148V185H150V186H148V185L146 186V185H145L144 187H142V189L144 190V188H145L146 191L149 190V189H150V190L153 189L154 192H153V191H150V190L148 191L150 195L148 194V192H147V194L144 193L145 190H144V191L141 190V191H138V194H140L141 192H143V193L140 194V197H141V198H140V197L138 198V196H137L138 194H137V195L135 194V192L137 193V191L134 192V190H135V189L140 190L141 188H140V187H137V186H138L137 183L135 184L136 188H134L135 186H133V185L130 186V187H128V184L130 183L129 181L127 182V181L125 180V184H124V183H121L122 181L115 180L114 175H113L115 171L113 172V171L111 170V171L113 172V173L111 174V171H109V170L111 169L110 167H112V165L110 166L111 163H109V162H108V163H109V166H110V167L108 166V163L106 162V166H108V167L105 166V167L103 168V170L106 169V168H108V169L110 168L109 170L106 169V172H107V170H108V173L110 172V175H111V176H110V177H111L110 179H112V177H113L114 180H109V178L107 179V177L109 176V174L106 173V172H105L106 174H104V173H102V171H101V173H100L101 175L98 174V172H97L96 174H98V175H96V174H95V171H94V174H95L96 176H98L99 180H100V177H101L102 175H105V176H102L103 178L106 177V176L108 175V176L106 177V179H107L108 181H107L105 178H104V179H105L104 181H102V179H101V181L104 182V183H105V182H108V183H109V181H110V182H111V181H114V183H115V181H116V182H118V183L120 182L121 184H124V185L122 186L120 183H119L118 185H117V183H115V185H113V182H112V183H109V184L113 185L114 187H116V186H119V187H120V186H121L120 188L117 187L116 189H111V188H110L111 185H110V186H107V183H105V185H103V186H106L105 189H106L107 187L110 188V189L107 188L106 190H109V191H110V190H111V191L116 190V191H115V192H116V196H119V197L121 196V197H120L121 200L118 198L120 201H123L122 199H125V200H126L128 194L130 195L132 192H134L135 197L137 196L136 198H138L137 200H135V197H134V200L137 202V203L135 202L136 204H135V203H134V204H135L136 207H137V204L139 203L138 200L140 199V200L142 201V198L144 197V196H143V197L141 196L142 194H143V195L145 194V196H146V198L144 197L143 199H144V200H145V199L147 200V195H148V196H151V195H153L155 192H156V194H157L158 192L160 193L159 190H161V189L158 188V189H159V190H158V189H157V186H156V185H158L159 182L163 181V179H164V181H163V184H164L166 180L168 181V179L172 178V179L169 180V181H171V182H169V183H170V184L172 183L171 185H173L174 188L176 187L175 191H176V190H179V188L181 187L180 189H181V191H182V194H183V192H184L185 196L187 195L186 197H190V198L192 197L191 199L188 198L189 201L191 200L190 202L188 201L189 203L193 202V199H194V202H193L192 204H196V203L201 204V201H203V202H204V203L202 202L203 205H205V203L207 204V206H205V208L203 207V209H206V210L210 213V214L207 213V215H206L205 212H207V211L204 210L205 212H204V214L202 215V216H204V217H202V216L200 215V217H201V219H200V217H199V212H200V210H202V208H201L200 210H198V212H197V209L200 208L199 204H198L199 208L196 207V210H194V209H195V208H194L195 205H194V207H193L192 205L189 204L190 211L192 210L194 214H192V212L189 211V209H188L189 207L187 208L188 210L185 209V210H187V212L183 211L184 209L182 210V208H180V207L185 208V207H184L185 205L188 206V204L183 200V199L186 198V197H185V196H182V194H180V193H181L180 190L177 191L178 194H180V195L183 197V199L181 198V200H183V201L185 202V204H182L183 206H180V203H179V210H177V211H179V213H178L177 215H180L182 218L184 217V219H185V221H184L183 223L180 222V225H182V226L185 225V228H184V226H183V227H182V228H183L182 230L186 229V227H189V229L187 228L188 230H185L184 233H183V231H181V226H180L179 223H178L179 221H181V217L178 216L179 219H180V220H178V218H177V216H176V219H177V222H176V223H177V225L180 226V228H179V226L176 228L177 225L175 226V224H174V223H175L174 220H176L175 218H174V219L171 218V220H169L170 218H169V219H166V217H169V216H168L169 213L172 212L173 209H174V207H172V206L175 205V204L172 205L171 203L176 202V199H179V198H177V197H179L180 195L177 196V194H175V193L172 192V191H174V188H172V189L169 188V187L171 186L169 183L167 184V182H166V184H164L165 187H166V185H167V188H165V189L162 187V186H163L162 183L159 184V186L161 185V187L164 189V191H163V189H162V191H163V195H162V194L159 195V193H158L157 196L159 195V197H160V196L162 195V198H163L164 200H162L161 197L158 198L157 196L155 197L154 195H153V197H154L155 199H156V198H157V199H160V200H162V201H164V202L162 203L160 200H159V201H155L154 199H149V198H148V200H149V201H150V200H153V201H150L151 203H153L152 205H157V206L160 205V206H163V207H162V210H160V209H161L160 206H158L160 209L156 206V207H157L162 213H160L159 210L154 206V208H156V209L158 210V212H159V213L156 212V214H158L159 216H160V214L163 215V216H162V217H163V221H162V222H165V223H166V221H170V223H172V225H170L169 222H167L166 224H164V223L161 224L162 222H159V221H160L159 218H160V219H162V218H161V217H156V216H158V215L155 216V211H153V210H155V209H153V206H152V205H150L151 207L149 206V208L151 209L150 211L153 212V213H150V212L147 213L146 210H147L148 208H147V209H144V208H143V207H145V206L147 207V205H144V206H143V205L141 204V206H139L140 203H141V201H140V203L138 204L139 207H137V210H136V211H138L139 209L143 208V211L145 210L146 212L143 213V211H141L142 209L139 210V211L142 212V213H141L142 216H143V215L146 216V214H147V216H148V214L150 213V215L148 216L149 218H150L151 214H153V216H155L156 219L158 218L157 220H159V221H156V223H154V224H157L158 226L153 225V222L155 221V219H154L155 217L151 216V217H153V219L150 218L152 222H151V221H149V222L152 223V224L150 225V223H148V225H150V226H148V225H147L148 220L146 219L147 216H146V217L143 216V217L146 219V221H147V222L145 221L146 223H144V220H145V219L143 220V219H142L143 217L141 218V217H140V214L137 212V213L139 214V217L141 218V220H139V218H138V220H139L140 222H143L142 224L140 223L141 225L139 224V225L141 226V227H140V226H139V227H140L141 230H142V226L144 227L143 224H146V227H147V226H148V227H152V225L154 226V228L157 227L156 230L158 231V233H159V232L164 233V232L168 231L167 233H165V236H166V237L168 236L169 238H170V236H171L172 234L175 235V236H177V237H174V236L172 235L170 239L172 240V239L174 238L173 241L176 243V245H177V244H178V245L176 246V245H174V243L172 244V243L170 242V239H167V238L165 237L166 239L161 240V242H160V240H159L160 244H159V243H156V244H159V245H157V247L159 246V248H157V249H160V248L162 247V248H164V250L161 249L160 251H162V250H163V251H162V252H159V250H157V249L155 248L156 245H153V247L155 248V250H157L159 253H162V255H164L165 257H166V256L170 257L171 255L168 254V253H166L168 250H165V247H166V249H169V250L171 249V250H172V251L170 250L171 252L180 251L181 248L178 249V248H179V245H180V243L178 242V241H179L178 238H181V236L184 235V236H186V237L188 238V240H187V238L185 239L184 236H183V238H182V240L184 239V241H182V243L185 242V241L187 242V243H185L184 245H183V244L181 245V246H184L183 248H186V249H184V251H185V252H186L187 250H189V251L192 250V251H193L194 248L191 249V248L193 247V244H196V246L199 247V245H197V243H199V242H196V240H195V241H192L194 238H195V239L197 238V239L200 241V243L203 242L202 244H203L204 246L207 247V246L209 245V249H213V250L215 251V253H214V251H213V253H214L215 256H214V257H213V256L211 257V261H213V262H212L213 264H227V262H230L229 264H264V171H263V168H264V167H263V163H264L263 160H264V159H263V160L261 159L263 162H262L261 160H258V161H259L258 163H260V161H261V163H262V164H260V166H262V168H261L260 166H258V167H260L261 169H257V170H256L257 165H259V164L255 162V163H256V164H255V165H256V168H254L255 165L252 166L253 168L251 167V168H252V169H251V170H252V171H251L252 173H250V171H249L250 168H249V169H247V170H248L247 173H246V170L244 171L245 173H244L243 175H242L241 172L239 171V174H241L242 176H239V174H238L237 171H236L237 173L235 172L236 174H235V173L226 174V173H228V172H226V171H222V169H221V170L219 169V166H218V165H220L219 163H221V162L218 161V162H219V163H218V162L216 161V159H219V158H217L218 155H220V157H221V156H222L221 153L224 154V155H225V153H226V152H225V153H223V152L220 153V150L222 149V144H223V143L221 144L222 141H220V139L218 140V139L213 138V137H212V134H211ZM223 131H225V130H223ZM228 131H229L230 134H229V133H226V134H227V135L229 134V136H232V137H233V135H231L230 130H228ZM243 131H244V130H243ZM0 132H1V131H0ZM8 132H9V131H8ZM14 132H16V131H14ZM28 132H29V131H28ZM28 132H27L28 136H25V134H24L23 136L27 137V138H28V142H30L29 139H31V138H29V136H31V134L29 135ZM53 132H54V131H53ZM53 132H52V133H53ZM78 132H77L76 134H78ZM85 132H83V133H85ZM127 132L129 133L130 136H131L132 134H134V136H135L134 139H135V140L131 138L133 135L130 137V136L128 135ZM159 132H160V133H159ZM198 132H197V133H198ZM219 132H220V131H219ZM225 132H227V131H225ZM232 132H233V131H232ZM234 132H235V131H234ZM5 133H6V132H5ZM17 133H18V132H16V136H15V137H17V136L20 134V133H19V134L17 135ZM24 133H26V132H24ZM41 133H42V131H41ZM80 133H79V134H80ZM115 133H116V134H115ZM147 133H148V134H147ZM240 133H241V132H240ZM240 133H239V134H240ZM1 134H2V133H1ZM6 134H7V133H6ZM6 134H5V135H6ZM21 134H23V133H21ZM35 134H37V133L35 132ZM56 134H57V133H56ZM56 134H55V135H56ZM67 134H68V133H67ZM69 134H68V135H69ZM74 134H75V133H73L72 135H74ZM76 134H75V135H76ZM79 134H78V135H79ZM86 134H85V135H84V134H80V135H79V138L82 137V138H81L82 141L80 140L81 142H85V141L88 139V137L86 136ZM137 134H136V135H137ZM162 134H163V133H162ZM164 134H165V133H164ZM213 134H214V132H213ZM215 134H216V135H214L215 137H216V136H219V135H217L216 131H215ZM219 134H221V133H219ZM234 134H235V133H234ZM241 134H243V133H241ZM241 134H240V135H241ZM5 135H4V136H5ZM7 135H9V134H7ZM10 135H12V133H11ZM10 135H9L8 137H10ZM33 135H34V134H33ZM45 135H46V134H45ZM48 135H49V133H48ZM55 135H54V136H55ZM59 135H60V134H59ZM64 135H65V134H64ZM81 135H82V136H81ZM98 135H100V136H98ZM114 135H112L113 138L109 135V136H110L109 139L111 138V140L113 139V141H114V140L116 141V138L114 137ZM126 135H127L128 137L131 138V141L133 140L134 142H130V140H128V139H130V138H128ZM139 135H140V136H139ZM181 135H182V134H181ZM227 135H226V136H227ZM236 135H237V134H236ZM1 136H3V134H2ZM21 136H22V135H21ZM36 136H37V135H36ZM36 136H35V137H36ZM39 136H40V135H39ZM42 136H43V135H42ZM50 136H51V135H50ZM83 136L86 137V138L84 139L85 141L83 140ZM88 136H89V135H88ZM160 136H159V137H160ZM195 136H196V134H195ZM195 136H193V138H194ZM200 136H201V137H200ZM229 136H228V138H229ZM15 137H14V138H15ZM19 137H20V136H19ZM32 137H33V136H32ZM47 137H48V136H47ZM56 137H57V135H56ZM56 137H54V138H56ZM59 137H60V136H59ZM69 137L71 138V137H73V136H69ZM69 137L67 136V138H69ZM120 137H119V138H120ZM219 137H220V136H219ZM232 137H230V140H231ZM3 138H4V140H7L5 137H3ZM14 138H12L13 141H14ZM21 138H23V137H21ZM33 138H34V137H33ZM40 138H41V137H40ZM51 138L53 139V137H51ZM51 138H49L48 141H49ZM57 138H58V137H57ZM62 138H63V137H62ZM62 138H60V139H62ZM64 138H65V137H64ZM64 138H63V139H64ZM73 138L76 139L77 136H76V137L74 136ZM73 138H71V140H72ZM79 138H77L78 141H79ZM187 138H188V139H187ZM195 138H197V137H195ZM212 138H213V139H212ZM228 138H227V139H228ZM233 138H234V137H233ZM236 138H237V137H236ZM8 139H9L8 143H11V140H10L11 137L8 138ZM16 139H18V138H16ZM16 139H15V140H16ZM42 139H43V141H44V138H42ZM65 139H66V138H65ZM65 139H64V141H65ZM74 139H73V140H74ZM123 139H121V141H119V140L117 139L116 143H117V142H120L119 145H120V144L122 145V143L124 144V141L126 142V140H123ZM148 139L151 140V141H150V145H149V143H148L149 141L147 142ZM160 139H161V140H160ZM0 140H1V139H0ZM4 140L2 139L1 142H0V144H1L2 141H4ZM21 140H22V139H21ZM25 140H27V139H25ZM25 140H23V142H24ZM37 140H39V139L36 138L35 142H36ZM122 140H123V142H122ZM142 140L138 141V143H141ZM171 140H174V141H171ZM176 140H177V141H176ZM187 140H188V141H187ZM18 141H20V139H19ZM51 141H52V140H50V142H51ZM55 141H57V140L55 139ZM55 141H54V143H55ZM58 141H59V143H60V141H62V140H59V139H58ZM68 141H69V139H68ZM78 141H76V144L78 143ZM80 141H79V142H80ZM115 141H114V142H115ZM161 141H163V142H161ZM232 141H233V140H232ZM14 142H16V141H14ZM23 142L21 141V143H23ZM35 142H34L33 148L30 147L31 150H33L34 147L37 146V149H35L37 152H36L35 154H32L33 156H36V155L38 154V150H39L38 148H40V146H39L40 144L35 145V144H36ZM37 142H38V141H37ZM40 142H41V141H40ZM46 142H47V141H46ZM46 142H43V143L41 142V143H42V145H43L44 143H45V145H48V144L50 143V142H48V144H47ZM65 142H66V141H65ZM81 142H80V143H81ZM90 142H91V141H90ZM121 142H122V143H121ZM8 143H6V144L4 143V144L7 145ZM21 143H20V145H19V142L17 143V144L19 145V147H21ZM31 143H33V140H32ZM51 143H52V142H51ZM54 143H53V144H54ZM66 143H67V142H66ZM68 143H69V142H68ZM86 143H89V142L86 141ZM86 143H85V144H86ZM95 143H97V145H96L97 147H95ZM98 143H99V144H98ZM136 143H137V142H136ZM146 143H148V144H146ZM161 143H162V144H161ZM224 143H225V142H224ZM13 144H14V143H12V145H13ZM15 144H16V143H15ZM15 144H14V145H15ZM17 144H16V146H10V147H13L14 150H15V147H17V148L19 149V147H18ZM23 144H25V143H23ZM60 144H63V142L60 143ZM69 144H72V143H69ZM90 144H91V143H90ZM158 144H157V146H158ZM233 144H235V143H233ZM238 144H240V142H239ZM238 144H237V145H238ZM241 144H240V145H241ZM8 145H9V144H8ZM8 145H7V146H8ZM26 145H29V143H28V144H25V145H23V146H26ZM31 145H32V144H31ZM56 145H58V143H56ZM113 145H112V146H113ZM137 145H138V144H136L135 146H137ZM148 145H149V147H148ZM160 145H159V146H160ZM174 145H175V144H174ZM179 145H180V144H179ZM179 145H178V146H179ZM181 145H180V149H181ZM227 145H228V144H227ZM227 145H226V146L224 145L226 150L229 149L228 147H229L231 144H230L228 147H227ZM0 146H1V145H0ZM2 146H3V145H2ZM38 146H39V147H38ZM58 146H59V145H58ZM63 146H65V144H63V145H61V146H59V147H63ZM66 146H69V145L66 144ZM74 146H73V147H74ZM115 146H118V145L115 144L114 147H115ZM123 146H125V144L121 146L122 149H123ZM127 146H125V148H126ZM231 146H232V145H231ZM234 146H235V145H233V147H234ZM241 146H242V145H241ZM47 147L49 148L48 151H50L51 145H50V147H49V146H47ZM47 147L45 146V147H44V150H45V148H47ZM55 147H56V146H55ZM87 147H88V149H87ZM121 147L119 146V148H121ZM184 147H185V148H184ZM197 147H195V149H196ZM238 147H239V146H238ZM238 147H236V148H238ZM7 148H8V147H6V149H7ZM26 148H28V147L26 146ZM30 148H29L27 151H29ZM42 148H43V146H42ZM42 148H41V149H42ZM52 148H53V147H52ZM63 148H64V147H63ZM85 148H86L87 150H90V151L93 150V151H92L91 153L89 152L90 154H88V153H87L88 151H87V152H86L87 155H85V154H86V153L84 152V150H86ZM153 148H155V149H153ZM227 148H228V149H227ZM231 148H232V147H231ZM234 148H235V147H234ZM18 149H16V150H18ZM22 149H23V148L21 147V150H22ZM24 149H25V148H24ZM24 149H23L22 151H24ZM41 149H40V150H41ZM54 149H55V148L51 149V151L54 150ZM56 149H57V148H56ZM64 149H65V148H64ZM64 149H62L63 152H64ZM76 149H77L78 151H77ZM91 149H92V150H91ZM159 149H160V150H159ZM185 149H186V151H185ZM197 149H198V148H197ZM225 149L222 150V151H226ZM238 149H239V148H238ZM263 149H264V148H263ZM0 150H2V149L0 148ZM4 150H5V149L3 148L2 152H3ZM14 150H13V152H14ZM58 150H59V149H58ZM62 150H60V151H62ZM80 150H81V153H79V156L76 157V154H77L78 152H80ZM82 150H83V151H82ZM98 150H99V149H98ZM129 150H130V151L132 150V151L130 152ZM156 150H157V149H156ZM229 150H230V149H229ZM234 150H235V149H234ZM261 150H262V149H261ZM7 151H9V149H7ZM25 151H26V150H25ZM25 151L22 152V153L25 154ZM33 151H34V150H33ZM51 151H50L49 153H51ZM75 151H76L77 153H76ZM114 151L117 152V155L115 154ZM262 151H263V150H262ZM13 152H12V153H13ZM18 152H19V151H18ZM18 152H17V153H18ZM43 152H44V151H43ZM54 152H55V151H54ZM54 152L51 153V155H53ZM57 152H58V151H57ZM57 152H55V153H57ZM63 152H59V153H63ZM82 152H83V153H82ZM102 152H103V153H102ZM122 152H123V151H122ZM129 152H130V153H133V154L128 155ZM185 152H186L187 154H185ZM227 152H228V151H227ZM236 152H237V151H236ZM241 152H242V151H241ZM263 152H264V151H263ZM5 153H6V152H5ZM12 153H11V156H12ZM15 153H16V152H15ZM15 153H14V154H15ZM31 153H32V152H31ZM41 153H42V152H40L39 155H41ZM46 153H47V152H46V150H45V154H46ZM49 153H48V154H49ZM94 153H92L91 158H93V157H95V159L98 158V157H96V156H97L96 154L93 156ZM113 153H114V155H116L115 158L112 157ZM127 153H128V154H127ZM155 153H156V152H155ZM174 153H175V152H174ZM255 153H256V152H255ZM258 153L260 154L259 151H258ZM258 153H257V154H258ZM3 154H4V153H3ZM18 154H19V153H18ZM27 154H28V153H27ZM43 154H44V153H43ZM63 154H64V153H63ZM100 154H101V155H100ZM136 154H137V155H136ZM229 154H230V153H229ZM231 154H232V153H231ZM231 154H230V155H231ZM242 154H243V155H242ZM25 155H26V154H25ZM49 155H50V154H49ZM57 155H58V154H57ZM118 155H119V156H118ZM127 155L130 156V157H128ZM151 155H153V154H151ZM155 155H157V153H156ZM171 155H173V156L171 157ZM185 155H187V156H185ZM230 155H228V158H230V157H229ZM234 155H235V154H234ZM253 155H254V156H253ZM261 155L264 156V154H262V152H261ZM261 155H260L259 158H261ZM5 156H6V154H5ZM16 156H17V155H16ZM27 156H28V155H27ZM27 156H25V157H27ZM30 156H31V154H30V152H29V156H28V157H30ZM43 156H44V155H43ZM46 156L48 157L47 154H46ZM63 156H64V155H63ZM65 156H64V160H65V158H66ZM123 156H124V157H123ZM169 156H170V159H169ZM178 156H179V155H178ZM190 156H189V157H190ZM258 156H259V155H258ZM263 156H262V157H263ZM0 157H1V156H0ZM3 157H4V156H3ZM8 157H10V156L8 155ZM13 157H15V156H13ZM39 157H41V156H37V157H35V158H37V161H38V162H39V160H38ZM47 157H46V159H45L44 157H42V159L44 158L45 161L47 162V160H48ZM58 157H59V156H58ZM71 157L69 156V158H71ZM78 157H79V158H78ZM89 157H90V156H89ZM122 157H123V158H122ZM149 157H151V156H149ZM163 157H164V156H163ZM222 157H223V156H222ZM224 157H225V156H224ZM16 158H17V160H18V158H20L19 160H21V161H23L22 159H24V158H22V154H21L20 157L17 156ZM35 158H34V159H35ZM52 158H54V156L51 157V158H49V159H52ZM55 158H56V157H55ZM83 158H85V157H83ZM87 158H88V159H87ZM107 158H105L104 160L107 161ZM125 158H124L123 160H125ZM139 158H140V159H139ZM176 158L179 159V161H176ZM26 159H27V161H28L27 167H28L29 164L32 166V168H35V166H39V167H40V170H41L42 167H44V166H43V163H42V162L44 161V159H43V161H42V159H41L40 161H42V162H40V163H37V162H36V163H33V162H34V159H33V160H32V164H31V160L29 161L28 158H25V160H26ZM31 159H32V156H31ZM39 159H40V158H39ZM61 159H60V160H61ZM79 159H81V160H79ZM95 159H94V158L92 159L91 167L95 164V161L93 162V160H95ZM173 159H174V158H173ZM224 159H227V157L224 158ZM257 159H258V158H257ZM257 159H256V160H257ZM0 160H1V159H0ZM9 160H10V159H9ZM19 160H18V162H16L15 160H14V161L12 160V163H14V167H15V164H16V165L18 164V166H16L17 168H16V167L13 168V166H12L13 164H11V163L9 162V163L11 164V166H12L11 168H13V169L10 168L9 171H11V170L14 171V169H16L15 172L12 171V173L14 174V176H15V174L17 173V174H16V177H17L19 171H20V173L23 172L24 174L27 173V175H25V178H26V176H28V178H26V179H29L28 181H30L31 183H33L32 181H33V180H36V179H34L33 176H32V177H29V176H31V174H30L29 172L32 171L33 169H32V168L30 167V165H29L30 170L28 171V170H26V168H25V171H24V168H23L24 166H23V165H25V163H27V162L24 160L25 163L22 165V163H21V161H20L21 165L23 166L22 168H20V167H19V165H20V164H19ZM53 160L56 161V159H53ZM66 160H67V158H66ZM96 160H97V159H96ZM219 160H220V159H219ZM3 161H4V160H3ZM55 161H54V163H55ZM57 161H58V159H57ZM68 161H69V159H68ZM68 161H66V162H68ZM70 161H72V160H70ZM73 161H74V160H73ZM88 161H89V160H88ZM90 161H91V160H90ZM101 161L104 163L103 165L101 164V163H102ZM137 161H139V162H137ZM175 161H176V162H175ZM193 161H195V162H193ZM221 161H222V160H221ZM231 161H230V162H231ZM253 161H255V160H253ZM4 162H5V161H4ZM4 162H3V163H4ZM15 162H16V163H15ZM58 162H59V161H58ZM60 162H59V163H60ZM97 162H98V160L96 161V163H97ZM224 162H226L225 165H226V164L228 165L227 160H226V161L224 160ZM1 163H2V162H1ZM1 163H0V164H1ZM7 163H8V162H7ZM41 163H42V165L40 166ZM44 163H45V162H44ZM51 163H52V160L49 162V164H51ZM54 163H53V164H54ZM56 163H57V162H56ZM56 163H55V166H53L52 164H51V166H52V167H56V165L58 166V164H56ZM98 163H99V162H98ZM4 164H5V163H4ZM33 164H34V165H33ZM35 164H36V165H35ZM37 164H39V165H37ZM45 164H46V163H45ZM68 164H67V165H68ZM88 164H90V163H88ZM92 164H93V165H92ZM164 164H166V165H164ZM221 164H223V163H221ZM250 164H251V165H250ZM7 165H8V167L10 166L9 164H7ZM84 165H85L86 167H85ZM96 165H95V167H96ZM99 165H100V166H99ZM128 165H129V164H128ZM128 165H127V167H128ZM180 165H179V166H180ZM4 166H5V165H4ZM49 166H50V165H49ZM49 166H48V167H49ZM83 166H84V167H83ZM117 166H118V167H117ZM196 166H193V167H196ZM223 166H224V164H223ZM242 166H243V165H242ZM244 166H246V165H244ZM6 167H7V166H6ZM6 167H3V164H2V168H4V170L6 169ZM25 167H26V166H25ZM29 167H28V168H29ZM39 167H38V168L36 167V168L39 170ZM48 167H47V168H48ZM59 167H57V168H58L57 172H54L53 169H52V170H49V168H48L47 170L50 171V172H51V171L53 172V173H50V174H53V175H54V173H56V174L58 173V174H59V173L61 172V170H59V169H60ZM91 167L88 165V169H89V170H88V169H87V170L84 169V170H86V172H84V175L86 174V177H87V175H88V177H87L88 180H87V178H86L85 176H83V178L81 177V175H82L83 173L80 174V173H77V172H76V175L78 176V175L80 174L78 177H81V178H82V181H84V183L81 182V183H82V184H81V185H82V186H81L82 189H81L80 185L78 186L77 183H76V182H78V181H81V180H79V179H81V178H75V177H74L75 175L72 177L73 174H72L71 176L69 175V179H70V177H72V178L70 179V181H71L73 178H75V179H73V180L78 179V180H76V182L74 181V183H73V181H72L73 184L69 181L70 184H72V185H77L78 187H80L81 190H78V189H79L78 187H77V189H76V186H75V188H73L74 186H72V185H70V186H72V187H68V184H69V183L67 184V186H62V185H61L62 187H65V188H59L60 186H58V188H57V187H56L57 184L59 185V184H61V183L63 182V179H64L65 177H64V178H62V177L64 176V174L62 173V174H63V175H61L62 177H60L58 174H57V175H58L59 177L55 175L56 177H58V179L56 178L58 181L55 180V181H57V183H55V184H56V185H55V184H54V182H55L54 180H52V181H54V182H52V181L50 180V178L46 177V175H47L49 172H48L45 168H44V170H43V171H44V174H43V175L40 173V171H39L40 175H38V173H37L38 171H36V170H37L36 168H35V169H36V170H35L36 173H34V170H33L32 174H33V175L35 174V175H36V176H35L36 178H38V176H40V177L38 178L39 182L37 183L38 180H37V181H34V184H35V183H37V185L40 184V178L42 179V178H45V177H46V178H47L48 180H50V181L47 180L48 182H45L44 179H42V180L44 181V183H48V185H49V187H51V189L54 188V186H53V184H54V185H55V188H56L57 190L64 189L63 191H65V189H69V188L71 189V188H73L74 190L76 189L75 191H73V193L76 192L77 190L79 191V197H78V195H77L78 192H77V194H76V193L73 194L72 191H71L70 189L67 190V192H66V191H65V192L62 191L63 193L61 192V190L59 191V193L61 192L62 195H63L64 193H65V195H66V193H67V194H68V193H69V194L72 193V195H70V197H72V196L74 195L72 198H69V196L66 195L69 199H68L65 195H63V196H65V197H63V198H64V199H67V200H64V201H68V200H69L68 202L73 201L71 204H70V203L67 204V206H66L64 203H63V205H62V203H58V202H56V204H57V203L60 204V205H57L58 207H60V206L62 205V209L60 208V210H61L60 214H63V212L66 213V211L68 210V209H67L68 205L72 206L73 203H75V202L77 203V201L79 202V199L81 198L80 196H82L84 200H86V198H87L90 204H91V201H92L93 199H95V200L92 201V203L95 202V203H94V206H93V204H91V206L94 207V209L97 210L98 208H99V209L102 208V207L105 205L104 203L107 201V199H108V201H109V198H110L111 196L106 197V201H105V200L103 201L104 198L101 197V196L99 195L102 189H101V190L97 189V191H99V192H98V193H99L98 196H100V197H99L100 200L103 201V206L97 204L99 207H98V206H96L97 208L95 207V205H96V200H97V199H98L97 201L99 202V198L97 197V194L95 193V192H97V191H94V193L96 194V196L93 195V199H90V197L92 196V194H90V192L93 193V190H91V189H90L91 187L89 188L88 185H87V188H85V187H86V186H85L86 182L91 183V181H93V180H91V179H93V177H94V176L92 177V173H93V171L91 170L92 173L90 172V168H91ZM98 167L100 168V170H98V169H99ZM116 167H117V168H116ZM130 167H132V166H130ZM158 167H160V166H158ZM197 167H196V169H197ZM226 167H227V166H226ZM236 167H237V166H236ZM236 167H229V168H230V170H231L232 168H235V169H236ZM239 167H241V166H239ZM220 168H223V167H220ZM229 168L227 167L226 169L229 170ZM8 169H9V168H7L6 171H8ZM19 169H21V170H19ZM31 169H32V170H31ZM42 169H43V168H42ZM50 169H51V168H50ZM92 169H93V167H92ZM165 169H166V170H165ZM196 169H195V170H196ZM223 169H224V168H223ZM226 169H225V170H226ZM0 170H1V171H0L1 173L4 171V170L2 171L1 168H0ZM17 170H18V172H17ZM54 170H56V169H54ZM152 170H154V171H152ZM158 170H159V169H158ZM163 170H165L164 172H167L166 175H167V178H168V179H166V177H165V178L163 177V176L165 175V173L163 172ZM193 170H194V169H192V171L190 170L191 172H194V173H192V175L195 174V172H196V171H193ZM254 170H255V171H254ZM6 171H4L3 173H5ZM21 171H22V172H21ZM45 171L48 172V173L45 174ZM87 171H89L91 174H88L89 172L87 173ZM104 171H105V170H104ZM177 171H176V172H177ZM190 171H189V172H190ZM198 171H197L196 173H199ZM253 171H254V172H253ZM41 172H42V170H41ZM121 172H119V173H121ZM146 172L148 173L147 176L150 177V178L152 177V175H155L154 172H156V176H158V177H156V179L159 178V176H161V177H160L161 180H159V179H160V178H159V179H158L159 182L156 181L157 184L154 185V187H156V189L151 187V186H153V184H155V178H154V177H153V179H152V178H151V179H150V178H147V179H148V182H145L146 177H144V176L147 174ZM161 172H162V174L164 173V175H162ZM176 172H175V173H176ZM189 172H188L187 174H189ZM3 173H2V174H3ZM6 173H7L8 176H9V173H8V172H6ZM23 173H22V174H19V175H18V176H19L18 178H21L20 175H23ZM28 173H29V175H28ZM42 173H43V172H42ZM119 173H118V174H119ZM133 173H134V174H133ZM157 173H158V174H157ZM159 173H160L161 175H159ZM183 173H184V174H183ZM203 173H202V175H203ZM206 173H207V174H206ZM229 173H230V172H229ZM253 173H254V175H253ZM13 174L10 173V175H13ZM50 174L47 175V176L50 177ZM60 174H61V173H60ZM116 174H117V173H115V177L117 176ZM149 174H151V175H149ZM187 174H186V176H187ZM190 174H191V173H190ZM4 175H5V174H4ZM37 175H38V176H37ZM68 175H67V176H68ZM89 175H91L92 178L89 177ZM99 175H100V176H99ZM112 175H113V176H112ZM143 175H144V176H143ZM168 175H170L171 177L169 176V177H170V178H169ZM176 175H177V173H176ZM1 176H2V175H1ZM1 176H0V178H3V177H1ZM8 176L5 175L4 177L7 178ZM14 176H11V177H12L11 179H14V180L12 181V182H13L12 185H14V181H15ZM23 176H24V175H23ZM23 176H22V177H23ZM41 176H43V177H41ZM55 176H53V178H52V176H51V179H55ZM67 176H66V178H67ZM77 176H76V177H77ZM119 176H120V175H119ZM138 176H136V177H138ZM123 177H122L121 179H123ZM162 177H163V178H162ZM196 177H195V178H196ZM203 177H202V178H203ZM18 178H17V180H20V179H18ZM25 178H24V179H25ZM32 178H33V179H32ZM60 178H61L62 182H60V181H61V180H59ZM66 178H65V180L68 179V178H67V179H66ZM85 178H86V179H85ZM96 178H97V177H96ZM96 178H95V179H96ZM117 178L119 179L118 176H117ZM117 178H116V179H117ZM132 178H133V179H132ZM185 178H186V180H185ZM202 178H201V179H202ZM204 178H203V180H204ZM24 179H23V180H24ZM30 179H32V180H30ZM69 179H68V180H69ZM131 179H132V180H131ZM135 179H136V180H135ZM147 179H146V180H147ZM2 180H4V178H3ZM2 180H1V181H2ZM9 180H10V178H9ZM42 180H41V185L43 184ZM65 180H64L63 183H65ZM68 180H67V181H68ZM90 180H91V181H90ZM188 180H189V179H188ZM232 180H231V181H232ZM4 181H5V180H4ZM20 181H22V180H20ZM26 181H27V180H26ZM67 181H66V183H67ZM192 181H193L194 183H193ZM198 181H199V182H198ZM226 181H227V180H226ZM7 182H8V181H7ZM9 182H10V181H9ZM12 182H11V183H12ZM16 182H17V181H16ZM22 182H23V181H22ZM50 182H51V183H50ZM95 182H96V181H95ZM99 182H100V181H97V183H99ZM126 182H127V189L130 188V189L132 190V189L134 188V190H133L132 192H131L130 189H128V190H130V193H129V192L127 191V189L125 188V187H126ZM133 182H134V183H133ZM177 182L179 183V184H178V187L180 186L179 188H178L177 186H175ZM187 182H188V181H187ZM221 182H220V184H224L223 182H222V183H221ZM232 182H233V181H232ZM4 183H5V182H4ZM17 183H18V186H19V183L23 185V183H25V180H24L23 183H21V182H17ZM52 183H53V184H52ZM63 183H62V184H63ZM75 183H76V184H75ZM92 183H93V182H92ZM141 183H142V184H141ZM143 183H144V185H143ZM152 183H153V184H152ZM173 183H174L175 185H174ZM208 183H209V185H207ZM217 183H218V182H217ZM228 183H229V181H228ZM228 183H226V185H227ZM233 183H234V182H233ZM0 184H1V183H0ZM51 184H52V185H51ZM78 184H79V183H78ZM83 184H84V185H83ZM87 184H88V183H87ZM102 184H103V183H102ZM102 184H101V186H102ZM109 184H108V185H109ZM151 184H152V185H151ZM184 184H185V185H184ZM198 184H197V186H198ZM204 184H205V185H204ZM231 184H232V183H231ZM235 184H236V183H235ZM1 185H2V184H1ZM1 185H0V186H1ZM9 185H10V184H9ZM22 185H21V187H22ZM31 185H32V184H29V187H28V183L26 182V183H25V188H24V187H22V188H24V189L28 188V190H31L32 188H35V190H33V191H35V192L37 191V193L40 191L39 188H40L41 185H40L38 188L33 187V186H35V185H33V186L31 187ZM37 185H36V186H37ZM50 185H51V186H50ZM63 185H64V184H63ZM90 185H91V184H90ZM99 185H100V184H99ZM168 185H169V187H168ZM188 185H190V184H188ZM226 185L223 186V187H226ZM229 185H230V184H229ZM4 186H6V183L3 184L2 187H4ZM10 186H11V185H10ZM16 186H17V184L15 183L14 187H16ZM26 186H27V187H26ZM45 186H46V184H44V187H43V188H40V189H41V190L44 189V190L46 191L47 189L45 188ZM83 186H84V188H83ZM101 186H100V187H101ZM124 186H125V187H124ZM219 186H220V185H219ZM230 186H231V185H230ZM2 187H1V188H2ZM8 187H9V186H8ZM8 187H7V189H9ZM19 187H20V186H19ZM41 187H42V186H41ZM66 187H67V188H66ZM92 187H93V186H92ZM122 187H123V189H125V191H124V190H121ZM146 187H147V188H146ZM148 187H149V189H148ZM150 187H151L152 189H151ZM198 187H199V186H198ZM203 187H204V188H203ZM11 188L13 189V186H11ZM17 188H18V187H17ZM17 188H16V189H17ZM29 188H30V189H29ZM55 188L53 189L54 191H55ZM88 188L91 190L90 192H89V190H88V191L86 190V189H88ZM101 188H102V187H101ZM139 188H140V189H139ZM182 188H183V190H182ZM217 188H218V187H217ZM217 188L215 189V191H218V190H219V189H217ZM2 189H3V188H2ZM7 189H5V190H7ZM18 189H19V188H18ZM95 189H96V188H95ZM103 189H104V187H103ZM105 189H104V191H105ZM117 189H119L120 191H117ZM154 189H155V190H154ZM167 189H171V190H168V191H167ZM5 190H4V191H5ZM20 190H21V188H20L18 191L20 192ZM22 190H23V189H22ZM49 190H50V189H49ZM57 190H56V191H57ZM82 190H84V191L82 192L83 194L80 193V191H82ZM165 190L167 191L166 194H165V192H166ZM190 190H191V191H190ZM198 190H199V188H198ZM222 190H224V189L222 188ZM225 190H226V188H225ZM231 190H232V189H231ZM8 191H9V193H10V190H8ZM8 191H7V192H8ZM15 191H16L17 194L19 193V192H17V190H15ZM24 191H25V190H24ZM24 191H22V192H24ZM33 191H31V192L34 193V197H35V192H33ZM54 191H52V192H53V195L57 193L56 191H55L56 193H54ZM69 191H70V192H69ZM86 191H87V192H86ZM102 191H103V190H102ZM109 191H108V193L110 194L111 192H109ZM122 191H123L125 194L128 193V194L125 196L126 198L122 197V195H124L123 193L120 194V192H122ZM157 191H158V192H157ZM170 191H171L172 193H170V196H169L168 192H170ZM175 191H174V192H175ZM215 191H214V193H216ZM234 191H235V190H234ZM234 191H233V192H234ZM43 192H44V191H43ZM43 192L40 191L39 194L41 195V193H43ZM52 192H51V193H52ZM84 192H85V193H84ZM117 192H118L120 195H117V194H118ZM126 192H127V193H126ZM139 192H140V193H139ZM152 192H153V194H152ZM177 192H176V193H177ZM179 192H180V193H179ZM218 192H220V194H219ZM218 192H217V193L219 194V197L216 196V198L219 199V198L221 197V196H220V195H221V189H220V191H218ZM227 192H228V191H227ZM255 192H256V193H255ZM11 193H12V192H11ZM11 193H10V194H11ZM24 193H29V192L25 191ZM37 193H36V197H35V198H37V196L39 197V195H37ZM59 193H58V194H59ZM86 193H87V194L89 193V195H91V196H90V197L88 196V197H89V198H88L87 196L84 195V194H86ZM161 193H162V192H161ZM217 193H216V195H218ZM222 193H223V192H222ZM231 193H232V191H231ZM5 194H6V193H5ZM7 194H8V193H7ZM14 194H15V192H14ZM20 194H23V193L20 192ZM43 194H44V193H43ZM43 194H42V196H44V197H45V195H47V194H49L48 196L52 195V194L47 193V192L45 193V195H43ZM69 194H68V195H69ZM87 194H86V195H87ZM101 194H102V193H101ZM103 194H104V192H103ZM103 194H102V195H103ZM106 194H107V193H106V191H105V195H103V196H106ZM134 194L130 195V197L128 196V197H129L128 200H130V199L133 200V198H131V197H132ZM167 194H168V197H169V198H171V194H173V196H174V194L177 196V197L174 196V197L176 198L175 200L171 201V199H170L171 202H170V203L168 202V203H169V204H168L169 206L172 205V206H170V209L173 208V209H171V211H170V209L168 208V206H167V208H166V206H164V204H165V205L167 204L166 201L169 200V199H166V201H165V198H167ZM223 194H225V193H223ZM223 194H222V195H223ZM226 194H227V193H226ZM226 194H225V195H226ZM235 194H236V193H235ZM1 195H2V194H1ZM29 195H30V194H29ZM29 195H27V196H29ZM59 195L61 196V194H59ZM76 195H77V196H76ZM107 195H108V194H107ZM111 195H112L113 197L115 196L114 194H111ZM164 195H165L166 197H163ZM188 195H189V196H188ZM229 195H230V193L228 194V196H229ZM8 196H10V195H8ZM15 196H16V195H15ZM18 196L20 197L19 194H18ZM24 196H25V194H24ZM48 196H46V197H47V200H48ZM57 196H58V195H57ZM57 196H56V197H57ZM75 196L77 197L76 199H78V200L75 199ZM116 196H115V197H116ZM181 196H180V197H181ZM193 196H194V197H193ZM223 196H224V195H223ZM223 196H222V197H223ZM1 197H2V196H1ZM4 197H5V196H4ZM12 197H14V196H12ZM44 197H42V198H44ZM46 197H45V198H46ZM84 197H85V198H84ZM94 197H96L97 199L94 198ZM113 197H111L110 201H111V200H114V201H115V199H114ZM195 197H198V198H196L197 201L199 200L198 202H196ZM233 197H234V196H233ZM235 197H236V195H235ZM5 198H6V197H5ZM21 198H22V196H21ZM29 198L31 199L32 197L29 196ZM42 198H40V199L42 200ZM52 198H53V200H54V202H55L54 196L50 197L49 200H51ZM58 198H60V199L63 200L62 197H58ZM73 198L76 200L75 202H74ZM101 198H102V199H101ZM151 198H152V196H151ZM224 198H225V197H224ZM226 198H227V197H226ZM250 198L248 197L247 200H250ZM3 199H4V198H3ZM13 199H14V198H13ZM16 199H18L17 196H16ZM16 199H15V200H16ZM32 199H33V198H32ZM37 199H38V198H37ZM60 199H56V201H57V200H60ZM70 199H71V201H70ZM89 199H90V200H89ZM214 199H215V198H214ZM240 199H238V201H239ZM19 200H20V199H19ZM28 200H29V199H28ZM33 200L35 201V199H33ZM49 200H48V201H49ZM53 200H51L52 203H53ZM80 200H82V198H81ZM84 200H83V202H84ZM119 200H118V201H119ZM128 200H127V201H128ZM134 200H133V201H134ZM186 200H187V199H186ZM200 200H201V201H200ZM224 200H225V199H224ZM224 200H223V201H224ZM230 200H231V199H230ZM230 200H229V201H230ZM234 200H236V198H235ZM5 201H6V200H5ZM5 201H4V203H7V202H5ZM21 201H22V199H21ZM24 201H25V200H24ZM24 201H23V202H24ZM37 201H39V200H37ZM42 201H44V200H42ZM60 201H61V200H60ZM88 201H87V202H88ZM110 201H109V203L106 202V203L108 204V206H109V204H110ZM120 201H119V202H120ZM133 201H132V202H133ZM154 201H155L157 204H156ZM213 201H218V200H213ZM223 201H222V203H223V206H224V202H223ZM240 201H242V200H240ZM2 202H3V200H2ZM44 202H45V201H44ZM44 202H43V203H44ZM61 202H63V201H61ZM68 202H65V203H68ZM80 202H81V201H80ZM83 202H82V204H83ZM112 202H113V201H112ZM115 202L117 203V198H116V201H115ZM124 202H125V201H124ZM130 202H131V201H128L127 203L125 202V203H124V204H125L124 207H123V206H122V207L125 208V210L128 209L127 211H129V213H130V211H131V213H132V212L135 211L136 208L133 207V206H135L134 204H133V206H132V204L129 205ZM145 202H146V201H145ZM150 202H149V203H150ZM158 202L161 203V204H159ZM178 202H180V199L178 200ZM178 202H177V203H178ZM195 202H196V203H195ZM11 203L13 204L14 202L10 201V205H11ZM18 203H19V202H18ZM18 203H17V204H18ZM26 203H28L27 200H26ZM29 203H30V202H29ZM41 203H42V202H41ZM52 203H50V204H52ZM89 203H87V205H85V204H86V201L84 202V206H85V208H86V209H85V208H84V209H85L86 213H83V212H85V211H84L83 208H82V209H83V211H82V209H81V203H78V205L80 204V209H79V206L77 207V204H76V207L73 205V207L78 208V209L80 210V214H81V212L84 214V216H83L82 214H81V215H82V217H84L85 219H82L80 215H77L78 217L80 216V217H79L80 220H82L84 223H86V224L83 226L84 229L88 226L87 223L91 222V220L93 219V217L91 218V215H95V214H94V211H95V210H94L93 208H92V209L90 208V209H91V213H93V214H91L90 217H89V214H90V212H89V207H90V205H88ZM101 203H102V202H101ZM101 203H100V204H101ZM113 203H114V202H113ZM113 203H112V204H113ZM116 203H115V204H116ZM142 203L145 204L144 201H143ZM177 203H176V206H177ZM182 203H183V202H182ZM213 203H215V202H213ZM213 203H212V204H213ZM226 203H227V202H226ZM1 204H2V203H0V205H1ZM17 204L15 203V205H17ZM19 204H20V203H19ZM35 204H36V203H35ZM38 204H39V202H38ZM54 204H55V203H54ZM115 204H113V207H114V206H115V207L117 206L116 208H118V205H115ZM117 204H119V203H117ZM120 204H121V203H120ZM162 204H163V205H162ZM210 204H211V203H210ZM215 204H217V203H215ZM229 204H230V203H229ZM7 205H8V203H7ZM23 205H25V204L23 203V204H22V207H24ZM27 205H28V204H27ZM32 205H33V204H32ZM40 205H41V204H40ZM42 205H43V206L46 205V202H45L44 204H42ZM42 205H41L40 207H43ZM48 205H49V204H48ZM48 205H47V206H48ZM64 205L66 206V208H65ZM122 205H123V203H122ZM127 205H129L128 208H127ZM196 205H197V204H196ZM203 205H201V207H202ZM213 205H214V204H213ZM4 206H5V204H4ZM12 206H13V205H12ZM17 206H18V205H17ZM20 206H21V204H20ZM20 206H18V209H16V210H18V211H19V210H23V208L20 207ZM29 206H31V203H30ZM34 206H36V205H34ZM34 206H33V207H34ZM38 206H39V205H38ZM51 206H52V208H53V205H51ZM51 206H49V209H50ZM86 206H88V207H86ZM100 206H101V207H100ZM108 206H105V208L108 207ZM176 206H175V208L177 209L178 207H176ZM191 206L193 207V209H192ZM209 206H210V205H209ZM220 206H221V207H220ZM230 206H231V207L233 206L232 203L230 204ZM235 206H236V205H235ZM237 206H238V205H237ZM237 206H236V207H237ZM240 206H239V207H240ZM244 206H243V207H244ZM10 207H11V206H10ZM19 207L22 208V209H19ZM33 207H31V208L33 209ZM109 207H110V206H109ZM109 207H108V209H110ZM115 207H114V209H115ZM122 207H121V210H122ZM146 207H145V208H146ZM164 207H165L166 209H165ZM210 207H211V206H210ZM214 207H215V206H214ZM214 207H212V208H214ZM225 207H226V206H225ZM225 207H223V208H225ZM241 207H240V209H242V210H247V208H245V207H244V208H241ZM7 208H9V207H7ZM7 208H5V209H7ZM11 208H12V207H11ZM11 208H10V209H11ZM13 208H14V207H13ZM44 208H46V206H45ZM44 208H43V209H44ZM55 208H57V207H55ZM63 208H65V210H64ZM70 208H72V207H69V210H68V211H72V213H73V216H72V217L78 218V217H76V214H78V211H79V210L76 209V210H77V211H76V210L73 209V208H72V210H71ZM111 208H112V207H111ZM126 208H127V209H126ZM163 208H164V209H163ZM227 208H229V207H226V209H227ZM233 208H234V207H233ZM233 208H232V210H233ZM5 209H2V210H5ZM24 209H28V207H27V208L24 207ZM29 209H30V208H29ZM32 209H31V211H32V212H35V211L38 209V207L35 208V210H32ZM41 209H42V208H41ZM46 209H47V208H46ZM49 209H47L46 211H48ZM66 209H67V210H66ZM87 209H88V210H87ZM99 209H98V210H99ZM102 209H103V208H102ZM102 209H101L100 211L97 210L98 212H97V211H96V212H97L98 214H99V212H100V214H101ZM114 209H113V211H114ZM118 209H120V208H118ZM152 209H153V210H152ZM167 209H169L170 212H169ZM215 209H216V208H215ZM235 209H236V208H235ZM235 209H234V210H235ZM237 209H238V207H237ZM240 209H239V210H240ZM2 210H1V211H2ZM11 210H12V209H11ZM16 210H15V211H16ZM38 210L40 211V209H38ZM51 210H53V209H51ZM51 210H49V211H51ZM56 210H57V209L53 210V212L56 211ZM62 210H63V211H62ZM73 210H75V211L73 212ZM92 210H93V212H92ZM103 210H104V209H103ZM105 210L107 211L106 213L110 212V210L108 211L107 208H106ZM157 210H156V211H157ZM163 210H164V211H163ZM166 210H167V211H166ZM222 210H223V212L225 211L224 209H222ZM232 210H230V211H232ZM234 210H233V211H234ZM7 211H8V210H7ZM7 211H6V212H7ZM15 211H14V209H13V211H12L13 214H14ZM18 211H17V212H18ZM29 211H30V210H29ZM44 211H45V209H44ZM44 211H43V212H44ZM58 211H59V210H57V212H58ZM113 211H112V212H113ZM118 211H119V210H118ZM118 211L116 210L115 212L117 213ZM123 211H124V210H123ZM127 211H126V212H127ZM148 211H149V210H148ZM165 211H166V212H165ZM180 211H181V212L183 211V213H184L183 215H184V216H182V213L180 214ZM202 211H203V210H202ZM228 211H229V209H228L227 211H225V212L227 213ZM235 211H238V210H235ZM251 211H252V212H251ZM2 212H3L2 214L4 215V212H5V211H2ZM19 212L22 213V211H19ZM32 212H31V214H32ZM87 212H89V214H88ZM96 212H95V213H96ZM124 212H125V211H124ZM124 212H122V211L120 212V211H119V213H121V214L124 213ZM126 212H125V214L127 215L128 212H127V213H126ZM168 212H169V213H168ZM188 212L190 213V215H188L189 217L187 216V213H188ZM215 212H213V213H215ZM221 212H222V211H221ZM240 212H241V211H240ZM240 212L238 211V213H240ZM7 213H8V212H7ZM24 213L26 214V210H25V212L22 213L23 216L25 217V214H24ZM36 213H40V212H36ZM36 213L34 214V216L37 215ZM48 213H49V212H48ZM50 213H51V212H50ZM50 213H49V214H50ZM58 213H59V212H58ZM58 213H55V212H54V214H55L54 217H55L56 214H58ZM68 213H69V212H68ZM68 213H67V216H68ZM72 213H71V214H72ZM74 213H75V215H74ZM97 213H96V215L98 216ZM104 213H105V212H104ZM104 213H103V214H104ZM135 213H136V212H135ZM145 213H146V214H145ZM172 213H175V214L173 215V214L170 213V214H171L170 217H173V216L175 217V215H176V211H173ZM219 213H220V212H219ZM228 213H229V212H228ZM238 213H236V214H238ZM242 213H244V211H242ZM247 213H246V214H247ZM2 214H1V216H0V218H1L0 220H2V218L5 219V217H6V220H7V215L5 214L6 216L3 217ZM11 214H12V213H11ZM16 214H17V215L14 214V216H15L16 219H17V218L19 217V216H18L19 213H16ZM22 214H20V215H21V220L24 221V219H25L26 217L22 219V217H23ZM27 214H28V212H27ZM43 214H46V215H47V212H46V213L44 212ZM49 214L47 215L48 217L46 216V217H47V220H48V218H50V217H49ZM51 214L53 215V213H51ZM86 214H87L88 216H86ZM100 214H99V215H100ZM108 214L110 215L111 213H108ZM113 214H114V217H115V215L118 216L117 218H119V216L121 215V214H120V215H117V214H115V213H112V214H111V218H112ZM164 214H165V217H164ZM197 214H198V215H197ZM200 214H201V212H200ZM233 214H234V216L236 215L234 212L232 213V215H233ZM240 214H241V213H240ZM240 214H239V215H240ZM9 215H10V213L8 214V216H9ZM40 215H41V213H40ZM52 215H51V216H52ZM65 215H66V214H63L64 218L66 217ZM104 215H105V214H104ZM104 215H103V217H101V218H104V219L101 220L102 222L99 220L102 224H103V221H105V217H107V216H104ZM109 215H108V216H109ZM126 215H125V220H128V221H129L128 218L126 219V217H127ZM130 215H131V214H130ZM130 215H129V217H130ZM172 215H173V216H172ZM195 215H196L197 217H199L200 220H198V218H197ZM205 215H206V216H205ZM227 215H228V214H227ZM227 215H226V216H227ZM244 215H245V213H244ZM244 215H243V216H244ZM250 215H251V214H247V216H250ZM14 216H13V217H14ZM17 216H18V217H17ZM28 216H29V214H28ZM32 216H33V215H32ZM38 216H39V215H38ZM101 216H102V214H101ZM123 216H124V215H123ZM186 216L188 217V219L185 218ZM222 216L225 217L223 220H226V218H228V217H229V218L232 217V216H230V215H228V216L226 217V216L224 215V213L222 214ZM222 216H221V217H222ZM234 216H233V218H234ZM243 216H242V219H243ZM9 217H10V218H9V222H11L10 219H12L13 217L11 218V215H10ZM30 217H31V216H30ZM30 217H28V218H30ZM42 217H44V216H43V215H42L41 217L39 216V219H43ZM52 217H53V216H52ZM52 217H51V219H53ZM57 217H60V215H59V216H56L55 218H57ZM61 217H62V216H61ZM61 217H60V219L58 218L57 220L54 218L56 222L58 221V228L56 229L57 225H55L56 222L53 220V221L55 222L54 225H55L56 227L52 229L53 232H51L52 230H51L50 232H48V235H50V237H51L50 239H52V240H50L52 243L54 242V241H53L54 238L52 237L53 234H54L55 239L58 237V239H60V241H62V239H61V235H60V234L62 233L61 231L63 230V227H62L63 225L61 226V227H62V228H61V227H59V224H60V223H61V224H62V223L64 224L68 219L65 220L64 218H61ZM70 217H71V216H70ZM70 217L68 216V217H66V218H70ZM86 217H88V221H89V222H87V220H86L87 218H86ZM95 217H96V216H95ZM114 217H113V218H114ZM133 217H134V216H133ZM133 217H131V219H132ZM136 217H138V216H136ZM148 217H147V218H148ZM209 217H211V218H209ZM237 217H238V216H236L235 218H237ZM240 217H241V216H239V218H240ZM254 217H255V218H254ZM28 218H27V219H28ZM32 218H33V217H32ZM35 218H36V216L34 217V220H35ZM89 218H90L91 220H89ZM96 218H97V217H96ZM108 218H109V217H108ZM115 218H116V217H115ZM115 218H114V219H115ZM121 218H122V216H121ZM123 218H124V217H123ZM123 218H122V219H123ZM195 218H197V220H196ZM229 218H228V219H229ZM233 218H231V222H232ZM245 218H246V216H245ZM250 218H248V220H249ZM18 219H20V217H19ZM62 219H63V221H65V222H63V221L61 222ZM135 219H137V218H135ZM164 219H165L166 221H164ZM172 219H173V220H172ZM184 219H182V220H184ZM190 219H192V218H190ZM193 219H192V220H193ZM220 219H221V218H220ZM240 219H241V218H240ZM12 220H13V219H12ZM21 220H20V221H21ZM31 220H32V219H31ZM37 220H38V218H37ZM37 220H36V221H37ZM45 220H46V218H45ZM49 220H50V219H49ZM59 220H60V221H59ZM73 220L75 221L76 219H74V218H73L72 220H71V218L69 219V221H70V222L68 221L69 225H70L71 221H73ZM80 220H77V221H79V223H80V222H81ZM84 220H85V221H84ZM94 220H97V221H98V219H94ZM107 220H108V219H106V223L104 224V225H106V226H107V223H108V222L112 221V219H110V221H108V222H107ZM138 220H137V221H138ZM142 220H143V221H142ZM153 220H154V221H153ZM194 220H193V222H194ZM218 220H219V219H218ZM229 220H230V219H229ZM237 220H238V219H237ZM251 220H250V221H251ZM17 221H18V220H17ZM17 221L15 220L16 223H17ZM20 221H18V222H20ZM25 221H26V220H25ZM25 221H24V222H25ZM39 221H40V220H39ZM39 221H38V222H39ZM42 221H43V220H41V223L39 222L40 225L38 224V222H36V223H35V222H34V223H31V224H33V225L38 224L39 227L41 226V230H39V229H40L39 227H38V229H36V230L39 231V233L37 232L38 235H39V234H44V233H46L47 231H49V230H47V229H50V228H48L47 226H49V222H50L51 220H50L49 222L45 221V223H48V224H46V225L44 224L45 226L43 225V222H42ZM53 221H51L50 224H52ZM77 221H76L75 223L73 222V224H76L78 228L76 227V225H73V226L76 227V228L73 227V229H76V230L79 229V230H80V233H81V234H84V233H85V232L83 231L84 229H82V226L79 227L80 224H79ZM97 221H96V222H97ZM113 221H115V220H113ZM113 221H112V222H113ZM116 221H118V222H115V223H114L115 225L113 224V225L115 226V229L113 228V227H114L113 225H112V228H113V229L110 228L111 225H108V226H110L109 229H111V230H115V231L117 232V234H116V232H115L116 236H114L115 234L112 233V234H113V237L110 238L109 235H108V232H106V234L108 235L110 241H111V239L114 238L115 242H113V243L116 244V249L114 248V246H112V245H114V244L111 245V244L109 243L110 241H109L108 243L105 242V239L108 238V237H106V235H105V237H103V238H105V239H104V242L107 243V244H109V245L105 244V245L107 246V249H108V250H110V248H108V246L114 248L115 250H117V248H118V250H120L119 248H122V247H124L125 245L128 246L127 244H128V242H130V241L126 242L127 239H128V237H131V238H132V237H134V236L137 234V233H136L134 236H132L135 232H131V231L129 230V227H128L129 223L123 225L122 222H123L124 220H122L121 223H119L120 220H116ZM128 221H127V222H128ZM134 221H135V220H134ZM197 221H198V222H197ZM219 221H220V220H219ZM221 221H222V220H221ZM226 221H227V220H226ZM233 221H234L233 223H231L230 221H228L227 223H229V222L231 223V224H228V225H225V224H226L225 221H224L225 224H224L223 222H222V223L224 224V227H225V226L227 227V226H230V225L233 227V226H234L233 224H234L235 222H237V221H235V220H233ZM241 221H243V220H241ZM244 221L247 222V219L244 220ZM250 221H248V222H250ZM3 222H4V221H2L1 223L4 224ZM9 222H6V223L8 224ZM12 222L14 223V221H12ZM32 222H33V221H32ZM59 222H60V223H59ZM83 222H81V225L84 224ZM92 222H93V221H92ZM112 222H111V223H112ZM208 222H209V220H208ZM216 222H217V221H214L215 224H216ZM16 223H15V224H16ZM25 223H26V222H25ZM25 223H24V224H25ZM29 223H30V219H29V221H28V224H29ZM66 223H67V222H66ZM68 223H67L66 225H68ZM77 223H78V224H77ZM93 223L95 224V221H94ZM124 223H125V221H124ZM130 223H132V222H130ZM135 223H139V222H135ZM168 223H169V227H167V226H164V227H163V225H167ZM181 223H182V224H181ZM237 223H238V224H236V225L238 226V225H239V222H237ZM10 224H11V223H9V225H10ZM24 224H23V226H24ZM31 224H30V225H31ZM41 224L43 225V227H44L43 229H44V230L42 229V225H41ZM61 224H60V225H61ZM71 224H72V223H71ZM89 224H90V223H89ZM94 224H93V225H94ZM97 224H98V225H97ZM97 224H95L97 227H96V226H94V227H96L97 229H99V225H100V224H99L98 222H97ZM109 224H110V223H109ZM120 224H121V225H120ZM159 224H160V226H159ZM209 224H211V223H209ZM212 224H213V223H212ZM212 224H211V227H212ZM0 225H1V224H0ZM4 225H5V224H4ZM4 225H3V227H4ZM11 225H12V224H11ZM16 225H17V224H16ZM16 225H15V226H16ZM20 225H22V222H21ZM26 225H27V224H26ZM26 225H25V226H26ZM38 225H37V226H38ZM86 225H87V226H86ZM131 225H132V224H131ZM161 225H162L163 229H162ZM194 225H193V227H195ZM219 225H221V223L218 224V225L216 224V226H219ZM236 225H235V226H236ZM1 226H2V225H1ZM7 226H8V225H7ZM13 226H14V224H13ZM15 226H14V227H15ZM23 226H22V228H23ZM25 226H24V227H25ZM27 226H28V225H27ZM51 226L54 227L53 225H50V227H51ZM64 226H65V224H64ZM71 226H72V225L68 226L69 228H68L67 226L65 227V228H68V230H67V229L65 230V231H66V234H65L66 236H67V233L70 231ZM91 226H92V223H91ZM91 226H89V228H90ZM106 226H102V227H104V228H101V227H100V229H103V230H102L103 232L109 230V229L106 228ZM155 226H156V227H155ZM170 226H172L173 228L170 227ZM197 226H196V227H197ZM3 227H2V228H3ZM14 227H12V228H14ZM17 227H18V229H19L20 226L18 225ZM17 227H15V228H17ZM28 227H29V226H28ZM28 227H27V230L29 229V230L31 231V228H28ZM31 227H32V229H33V226H32V225H31ZM45 227H46L47 229H46ZM94 227H92L91 229L94 230V231L96 232L97 229H96V228H95L96 230L93 229ZM130 227H131V226H130ZM139 227H138V229H139ZM146 227H144V228L147 229ZM158 227H159V228H158ZM166 227H167V228H166ZM190 227H191V228H190ZM8 228H10V230H11V227H10V226H9ZM35 228H36V227H35ZM59 228H61V230H59ZM65 228H64V229H65ZM80 228H81L82 230H81ZM89 228H88V229H89ZM144 228H143V229H144ZM160 228H161V231H159ZM168 228H169V229L172 228L173 230H174L175 228H176V230H177V229H180V230H178V231L182 232L183 235H181L182 233H181V234L179 233L180 235H179V237H178V234L176 235V233H174V231H171L172 229L170 230V232H172V233H170L169 230H167ZM221 228L223 229V226H222V225H221ZM236 228H237V227H236ZM238 228L240 229V225H239ZM0 229H1V228H0ZM18 229H17V230H18ZM20 229H21V227H20ZM20 229H19V232H20ZM25 229H26V228H25ZM55 229H56V230H59V233L61 232L60 234L58 233V236H57V231H56ZM73 229L71 228L72 231H74ZM91 229H90V230H91ZM104 229H105V231H104ZM106 229H107V230H106ZM131 229H132V228H131ZM152 229H153V228H151V229L148 228L149 231L152 230ZM158 229H159V230H158ZM218 229L221 231L220 228H218ZM218 229H217V231H218ZM229 229H230V230L232 229V231L234 232L233 229H235V228H234V227H233V228H230V227H229ZM229 229H228V230H229ZM243 229H244V231H243ZM247 229H249V230H247ZM3 230H4V229H2V232H3ZM6 230H7V228H6ZM6 230H4V231H6ZM15 230H16V229H15ZM15 230H13V231H15ZM23 230H24V229H23ZM27 230H25V233L23 232L22 235H20L21 233H20L19 235H18V234H16V235H18L19 237H22L23 234H24V237H26L25 240H24V242L27 241L26 239L28 238V239H29V240H28V241H29V244H32L34 241L30 242L31 239H32L33 237L31 238V236L28 235L29 230H28V233H27V235H28L29 237H27V235H25ZM42 230L45 231V232L43 233ZM46 230H47V231H46ZM54 230H55V232H54ZM76 230H75V231H76ZM85 230H86V234H87V231L90 232V230H87V228H86ZM92 230H91V231H92ZM134 230L137 231L136 229H134ZM139 230H140V229H139ZM141 230H140V231H141ZM148 230H143V231H146V232H147ZM153 230H154V229H153ZM156 230H155V231H156ZM163 230H166V231L162 232ZM189 230H190V231L193 230V231L190 233ZM11 231H12V230H11ZM11 231L8 230V231L6 232V234H7L8 232L11 233ZM13 231H12V232H13ZM21 231H22V230H21ZM41 231H42V232H41ZM65 231H63V232H65ZM67 231H68V232H67ZM75 231L73 232L74 234L70 231V232H71V235H72V234H73V235H76V234L78 235V232H79V231H76L77 233H76ZM82 231H83L84 233H83ZM94 231H92V232L94 233ZM98 231H101V230H98ZM98 231H97V232H98ZM132 231H133V230H132ZM143 231H141L140 234H138V238L135 237L136 240H139V239H140V238H139V235H141V237H142V235L145 233V232L143 233ZM155 231H154V232H155ZM157 231H156V232H157ZM178 231H177V232H178ZM187 231L189 232V235H190V234L193 235V236H192L193 238H192L191 235H190V239L192 238L190 241H189V236H187V235H188V232H187ZM212 231H213V232H212ZM217 231H215V232H217ZM232 231H229V232L231 233ZM16 232H18V231H16ZM16 232H15V233H16ZM70 232H69V236H68V237H69V238H74V236H71V235H70ZM92 232H90V233L92 234ZM97 232H96V233H97ZM111 232H112V231H111ZM194 232H195V231H194ZM10 233H9V234H10ZM15 233H13V235H14ZM49 233H50V234H49ZM51 233H53V234H51ZM141 233H143V234H141ZM152 233H153V231H152ZM152 233H151V231H150L149 233H147V235H145V237H146V236H151ZM158 233H156V234L154 233L155 236H157V235H158V236L161 235V234H158ZM185 233H187V234H185ZM208 233H209V234H208ZM217 233H219V231H218ZM217 233H216V234H217ZM1 234H2V233H1V230H0V235H1ZM29 234H30V233H29ZM55 234H56V236H55ZM91 234H88V235H91ZM98 234H99V233H98ZM100 234H102V233H100ZM100 234H99V235H100ZM103 234H105V233H103ZM109 234L111 235L110 231H109ZM148 234H149V235H148ZM154 234H153V235H154ZM168 234H169V235L171 234V235L169 236ZM213 234H214V236H213ZM233 234H234V233H233ZM3 235H5V234H3ZM3 235H1L0 238H2ZM31 235L33 236V233H31ZM35 235H37V234H35ZM35 235H34V237H35ZM38 235H37V236H38ZM51 235H52V236H51ZM65 235H64V233H63V236H65ZM77 235H76V236H77ZM84 235H85V234H84ZM94 235H97V234H94ZM7 236H8V234H7ZM7 236L5 235V239H2V240H1L2 243H3V240H4V241L6 240V237H7ZM10 236H11V235H10ZM10 236L7 237V238L9 239ZM14 236H15V235H14ZM18 236H15V237H17V239H18V238H19ZM39 236H40L42 239H44L45 236L48 238V236H47L46 234H45V236L43 235L44 238H43L42 235H39ZM39 236H38V237H35V238H39V240L41 241L42 239H41ZM59 236H60V238H59ZM66 236H65V238H66ZM76 236H75V237H76ZM78 236H80V234H79ZM78 236H77V238H79ZM91 236H92V235H91ZM103 236H104V235H103ZM136 236H137V235H136ZM158 236H157V237H158ZM161 236H162V237H161ZM161 236H160L161 238H160V237H158V238H160V239L164 238V235H161ZM24 237H23V238H24ZM83 237H84V236H83ZM85 237H86V235H85ZM92 237H93V236H92ZM92 237H89V236H88V238H86V240H85V241H82V242L87 243L86 241H89V243H90V240H87V239L92 238ZM95 237H96V239H98V238H100L101 236L98 237V238H97V236H95ZM115 237H117V238H115ZM123 237H124V238H123ZM143 237H144V235H143ZM145 237H144V238H145ZM151 237H152V236H151ZM157 237H155V238H157ZM227 237H226V239H227ZM236 237H237V238H236ZM12 238H13V237H12ZM12 238H10V239L13 240ZM30 238H31V239H30ZM62 238H63V237H62ZM69 238H68V240H70V241L73 240V239H69ZM103 238L101 237L100 239H98V241L100 240V241L102 242L103 240H101V239H103ZM135 238H134V239H135ZM144 238H143V239H144ZM148 238H149V237H148ZM155 238H154V236H153V239H154V240H155ZM235 238H236V239H235ZM238 238H239L240 240H239ZM8 239H7V242H8V243H7V242H4V243H5L6 245L8 244L7 246L9 247V244H10L9 241H10V240L8 241ZM17 239H14V240H17ZM74 239H75V238H74ZM79 239H80V241H81L82 237H80ZM84 239H85V238H84ZM93 239H94V238H93ZM93 239H92V240H93ZM141 239H142V238H141ZM143 239H142V240H143ZM177 239H178V240H177ZM220 239H221V241H219ZM226 239L224 238V240H226ZM14 240L12 241V243H13V242L16 243V241H14ZM19 240H20V242L22 241L21 238H19L17 241H19ZM33 240H35V239L33 238ZM37 240H38V239H37ZM37 240H35V241H37ZM39 240H38V241H39ZM75 240H76V243H77V245H78L79 240H78V239H75ZM75 240H73V244H75V243H74ZM77 240H78V241H77ZM106 240H107V239H106ZM130 240H131V239H130ZM144 240L146 241V238H145ZM154 240H153L152 242H154ZM167 240H168V242H167ZM180 240H181V239H180ZM198 240H197V241H198ZM236 240H238V241H236ZM1 241H0V242H1ZM28 241H27V243H28ZM40 241H39V242H40ZM44 241H45V239H44ZM47 241H48V245H47V243H45V242H46V241H45V242H44V243H45V246H44V244L41 243V242H43V241H41L40 243L38 242L39 245L42 244L43 247H42V246H41V247L38 246V243H37V242H34V246L36 245L35 243H37V245H36L34 248H36V247L38 246V250H36L37 252L39 251V252L43 253V251H42L41 249H42V248H46V245L48 246L47 248H48L49 250H47L48 252H44V253H46V254L43 253V254H40V256L38 255L39 258L36 257V259H38L37 262L35 261V260H36V259H35V256H37V254L34 255V253H33V259H34V261H35L36 263L32 262V264H39V263L41 262L40 257L42 258L41 255H44L45 257H44V256H43V257L46 259V260H45V259L43 260V261H45L46 263H45V262H44V263L41 262V263H43V264H47V263H49V262H51V263H49V264H54V263H53L54 261H56L57 264H58L59 262H60V264H61V261L58 260V258H61V257H62V259L64 258L62 254L65 252V250L67 249V247H66V249H64V251H63V250L60 251V252H61V254H60L61 256L59 255L58 258H57L58 254H57V256H54V254L56 255V253H58V251H57L56 249H58V250L60 249V250H61V246L64 245L65 243L62 242V243H64V244H62V243H60L59 240H55V242L57 241V242H56L57 244H56V245L53 244V246L58 247L57 245H59V243L62 244V245H61L60 247H58V248L54 247V248L52 249V245H50L51 242L49 241V238H48ZM64 241H67V239H66V240L64 239ZM70 241H67V242L70 243ZM140 241H141V240H140ZM140 241H139V242H140ZM147 241H148V239H147ZM155 241H156V240H155ZM157 241H158V239H157ZM157 241H156V242H157ZM162 241H166L165 244L170 242L171 244H170V243H169V244L172 245V246H174V247L170 246L169 244H168L169 246H168L167 244H166L167 246L163 244L164 247H163V245L160 247L161 243H163ZM176 241H177V242H176ZM188 241L192 243V244L189 243L191 246L188 244ZM20 242L17 243V244H20ZM24 242H23V246L20 247V248H21V253L23 252V251H22V248H23L24 246L27 247V244L24 243ZM49 242H50V244H49ZM55 242H54V243H55ZM58 242H59V243H58ZM93 242H94V243H93ZM93 242L91 243V244H93L92 247L94 246V247H95V250H96V246H97L100 242H99V243H98V242L96 243V242H95V239L93 240ZM111 242H112V241H111ZM125 242H126L127 244H126ZM133 242H134V241H133ZM137 242H138V241H137ZM143 242H144V241H143ZM180 242H181V241H180ZM193 242H194V243H193ZM195 242H196V243H195ZM204 242H205V243H204ZM226 242H227L228 244H226ZM231 242H232V243H231ZM234 242H235V243H234ZM4 243H3V244H4ZM131 243H132V242H131ZM135 243H136V242H135ZM140 243H141V242H140ZM145 243H148V245H147L146 247H145V245H144V248H145L146 250H147V247H148V246L151 248V246H152L151 242L149 243V241H148V242H145ZM145 243H144V244H145ZM200 243H199V244H200ZM0 244H1V243H0ZM3 244L1 245V246H2V247H1V250H2L3 246H4V247L6 246L5 244H4V245H3ZM21 244H22V242H21ZM21 244H20V245H21ZM24 244H26V245H24ZM29 244H28V245H29ZM66 244H67V243H66ZM73 244H72V241H71V244H69V246H70V245L74 246V248H75L74 251H76V249H77L76 247H78V246L75 247L76 244H75V245H73ZM80 244H82V243L79 242V246H80V248H81V245H80ZM91 244H88V243H87V245H91ZM95 244H97V245L95 246ZM102 244H103V242H102ZM122 244H125V245L122 246ZM141 244H142V243H141ZM153 244H154V243H153ZM205 244H207V245H205ZM10 245H11V244H10ZM49 245H50V247H49ZM67 245H68V244H67ZM67 245H66V246H67ZM82 245H83V244H82ZM84 245H85V244H84ZM100 245H101V243H100ZM100 245H99V247L102 246V245H101V246H100ZM105 245H103V246L106 247ZM130 245H131V249H130L131 254H129V255H130V257H131V256H132V252L134 251V248H135L136 245H134L133 243H132V244H129V246H130ZM132 245H133V246H132ZM138 245H139V244H138ZM150 245H151V246H150ZM185 245H186L187 247H186ZM210 245H211V246H210ZM7 246H6V247H7ZM14 246H16V245L14 244ZM18 246H19V245H18ZM31 246H33V245H29V247H31ZM103 246H102V247H103ZM121 246H122V247H121ZM142 246H143V245H142ZM142 246H140V247H142ZM175 246H176L177 249H175ZM188 246H190V247H188ZM194 246H195V245H194ZM196 246H195V247H196ZM204 246H201V247H203V248L205 249ZM8 247H7V249H8ZM10 247H11V246H10ZM10 247H9V249H8V251H7V252L9 253V255H10V252H9V251L12 250V249L10 250ZM39 247H40V248H39ZM70 247H71V246H70ZM70 247H69V249L72 250L73 247H71L72 249H71ZM84 247L86 248L87 246H84ZM90 247H91V246H90ZM99 247L97 246V251H98V252H97V255H99V254L102 255V251L98 250ZM104 247H103V248H100V249L102 250V249H104ZM138 247H139V246H138ZM168 247H169V248H168ZM170 247L174 248L176 251L173 250V249L170 248ZM210 247H211V248H210ZM12 248H14V247L12 246ZM16 248H17V247H16ZM18 248H19V247H18ZM18 248H17V249H18ZM47 248H46V249H47ZM50 248H51L52 250H51ZM55 248H56V249H55ZM63 248H64V246H63ZM88 248H89V247H88ZM112 248H111V249H112ZM124 248H127V247H124ZM124 248L121 249L123 252H125V251H124ZM154 248H152V251L154 250ZM187 248H188V249H187ZM207 248H208V247H207ZM207 248H206V251H208ZM27 249H29V248H28V247L26 248L25 252L22 254L23 256H24V254H26V257H28L27 254L29 255V252H28V253L26 252ZM36 249H37V248H36ZM46 249H43V250H46ZM54 249L57 251L56 253L54 252ZM91 249H93V248H89V250L87 249V251L90 252ZM107 249H105V250H107ZM114 249H113V250H114ZM138 249H139V248H138ZM145 249L142 248V250H145ZM196 249L199 250L200 247L194 249L195 251H198V250H196ZM204 249H203V250H204ZM222 249H223V250H222ZM1 250H0V251H1ZM3 250L6 251V248H4ZM3 250H2V251H3ZM18 250H19V249H18ZM18 250H16V251H18ZM33 250H34V249H33ZM33 250H31L30 252H32ZM83 250H84V249H83ZM95 250H94V249L91 250V252H93V255H95V254H94V253H95ZM115 250H114V251H115ZM121 250H120V251H121ZM139 250H140V249H139ZM146 250L143 251V253L146 252V255H148V257H149V255H152V254L154 253V251H153V252L151 251L150 253H147L148 251H146ZM148 250H149V249H148ZM181 250H182V253H183V252H184L183 249H181ZM201 250H202V249L199 250V251L201 252L200 255L202 254L203 256H206V257H207V256H209L210 254H212L211 251H210L211 253L208 251V254L204 255V253H206V252L203 251V253H202ZM5 251H4V252H5ZM13 251H15V250H13ZM16 251H15V252H16ZM49 251H50V252H49ZM51 251H53L52 253H54V254L51 255ZM67 251H69V250H67ZM67 251L65 252L66 255L64 254V256H66V257H68V256H67ZM72 251H73V250H72ZM80 251H81V249L79 250V252H78V250L76 251V252L80 253V254H79V255H80V257H79L80 259H81V257H82L83 255L86 256V255L88 254V252H86V249L84 250L85 252L82 251V252H83L82 254H81ZM99 251H100L101 253H99ZM120 251H119V252H120ZM122 251H121V252H122ZM127 251H128V248H127ZM127 251H126V254L124 253V256H128V255H127ZM136 251H137V249H136ZM157 251H155V253L153 254V257H154V256H155V258L157 257V259L154 258L156 262L159 261V259H160V262H161V261H163V260H162L160 257L158 258V255H157V256L155 255V254L158 253ZM170 251H169V253H170ZM4 252H0V253H1L0 258H1V257H4ZM11 252H12V251H11ZM15 252H14V253H15ZM33 252H34V251H33ZM37 252H36V253H37ZM62 252H63V253H62ZM69 252H70V251H69ZM69 252H68V254H69ZM104 252L107 253V251H104V250H103V255L105 254ZM111 252H112V250L109 251L108 253L111 254ZM121 252H120V253H121ZM130 252H128V253H130ZM156 252H157V253H156ZM164 252L166 253V255H165ZM180 252H181V251H180ZM180 252H179V253H180ZM8 253H5V254L8 255ZM12 253H13V252H12ZM14 253L11 254V255H15V256H13V257H14V260L16 259L15 257L19 258L18 255H16V254H20V256H21V253H19V252H18V253L16 252V254H14ZM48 253H50V254H48ZM71 253H72V252H71ZM71 253L69 254L70 256H71ZM78 253H77V254H78ZM84 253H87V254H84ZM115 253H116V251H115ZM133 253H134V252H133ZM151 253H152V254H151ZM179 253L176 252V254H178L177 256H174L175 253H172V255H173L174 258H173V257H172V258L170 257V258H171V259H176V262L179 261V263H181V261H182L183 264H188V262L191 263V261L193 260V259H190V258H191V255H189V256H190V258H189L190 260H189V259H186V260H185V259H184V258H185L184 255H187V254L185 253L184 255H183V254L180 255L181 253H180V254H179ZM191 253H192V252H191ZM209 253H210V254H209ZM2 254H3V256H2ZM31 254H32V253H31ZM31 254H30V255H31ZM38 254H39V253H38ZM47 254H48V256L50 255L52 258L56 257L57 260H58L59 262L56 260V258H55V259H52L53 262H52V260H50V261L47 260V259H49V257H50V256L48 257ZM77 254L75 255V253H74V254L72 253V257H73V255H74V256H75L74 259L77 258ZM90 254H92V253H90ZM90 254H89V255H90ZM110 254H106V255H107V258L110 257V256H108V255H110ZM134 254H136V252H135ZM134 254H133V256H135V258H136V255H134ZM137 254L139 255L140 258L143 256V255L141 256V255L139 254V252H138ZM167 254H168V255H167ZM176 254H175V255H176ZM218 254H219V253H218ZM7 255H5V256L8 257V259L11 258L10 256H7ZM30 255H29V256H30ZM79 255H78V256H79ZM81 255H82V256H81ZM89 255H87L86 257L88 258ZM103 255H102L103 258H100V257H98V256L96 257V255L94 256V257H95V260H96L97 258L104 259V260H102L103 262H101L100 264H102V263L106 264V263H105V262H106V260H105L106 257H105V255H104V256H103ZM113 255H114V253H113ZM117 255H119L118 251H117ZM120 255H122V253H121ZM120 255H119V257H120ZM146 255L144 254L145 258L143 257L142 259H143V260L145 259V261H148L147 263L150 264V263H149V260H151V258L153 259V257L151 256L150 259L146 260V258H148V257H146ZM169 255H170V256H169ZM179 255H180V256H179ZM202 255H201V256H202ZM23 256H22V258H23ZM53 256H54V257H53ZM85 256H84V257H85ZM90 256H91V255H90ZM115 256H116V254H115ZM159 256H161V255H159ZM182 256H184V257H182ZM189 256H186V257H189ZM203 256H202V257H203ZM13 257H12V258H13ZM26 257H24V258H26ZM46 257H48V258H46ZM51 257H50V258H51ZM72 257H70V258L73 259ZM86 257H85V258H86ZM94 257L92 256L91 259H90V257H89L88 259L92 260V258H93V261H94V263H95L96 261L94 260ZM104 257H105V258H104ZM116 257H117V256H116ZM121 257H122V256H121ZM139 257H138V258H139ZM162 257H163V256H162ZM165 257H164L163 259H167V258H168V257H166V258H165ZM175 257H177V258H175ZM179 257H180V259L183 258V260H182V259L179 260ZM24 258H23V259H24ZM29 258H32V255H31V257H29ZM70 258H68L69 261H67V263H68V262H69V263L72 262L73 264H75V260H76V259H75L74 262H73V260L70 261V260H71ZM107 258H106V259H107ZM110 258H112V256H111ZM110 258H109V259H110ZM123 258L125 259V257H122V259H123ZM8 259H7V260H8ZM23 259H19V260H15V261H16V262L19 261V263L22 262V261H24V263H25L26 260H25V259L23 260ZM26 259H28V258H26ZM66 259H67V258H65V259H63V260L66 261ZM80 259H79V260H80ZM100 259L97 260V263H99L98 261H101ZM109 259H108V261H109ZM154 259H153V260H154ZM177 259H178V260H177ZM202 259H205V258L203 257V258H201V260H202ZM209 259H210V258H208V260H209ZM217 259H218L219 261H217ZM1 260H2V258H1ZM7 260L4 261V259H3L4 262H0V264L5 263ZM9 260H10V259H9ZM9 260H8V262H9ZM30 260H32V259H28L27 262L30 261ZM39 260H40V262H39ZM63 260H62V262H63ZM77 260H78V259H77ZM83 260H84V259H83V257H82L81 261H83ZM90 260H89V262H90ZM111 260H112V259H111ZM114 260H115V257H114ZM119 260H121V259L116 258V261H117L118 263H119ZM128 260H129L128 262L130 263V262H131V261H130V258H129ZM131 260H132V259H131ZM135 260H136V259H135ZM135 260H134V262H135L136 264L139 263V262L141 263V259H140L139 262H137V260H136V261H135ZM138 260H139V259H138ZM153 260L150 261L151 264H152ZM168 260H169V259H168ZM168 260H166V264H167V262H169ZM199 260H200V259H199ZM201 260H200V261H201ZM208 260H207V261H208ZM15 261L12 262V260H11L10 262H12V264H13V263H15ZM65 261H64L62 264H65ZM81 261H80V264H81ZM84 261L86 262L85 264L89 263V262L86 261V259H85ZM93 261H92V262H93ZM116 261L113 262V263H112V261H110V263H111V264H114V263H116ZM126 261H127V260H126ZM170 261H171V262H169L168 264H170V263L175 264V262H174L175 260H173V261L170 260ZM184 261H186V263H184ZM211 261H210V262H211ZM10 262H9V263H10ZM38 262H39V263H38ZM76 262L79 263V261H76ZM121 262H123V260H122ZM121 262H120V263H121ZM132 262H133V261H132ZM132 262H131V263H132ZM134 262H133V264H134ZM193 262H194V261H193ZM204 262H205V261H204ZM9 263H8V264H9ZM17 263H18V262H17ZM17 263H15V264H17ZM24 263L22 262L21 264H24ZM30 263H31V262H30ZM30 263L28 262V264H30ZM41 263H40V264H41ZM67 263H66V264H67ZM72 263H70V264H72ZM94 263H93V264H94ZM108 263H109V262H108ZM120 263H119V264H120ZM123 263L127 264V262H125V261H124ZM123 263H121V264H123ZM131 263H130V264H131ZM140 263H139V264H140ZM190 263H189V264H190ZM195 263H197V261H196ZM5 264H6V263H5ZM10 264H11V263H10ZM25 264H27V263H25ZM55 264H56V263H55ZM82 264H83V263H82ZM91 264H92V263H91ZM116 264H117V263H116ZM142 264H146V263L142 262ZM153 264H154V262H153ZM155 264H157V263H155ZM159 264H162V263H159ZM163 264H164V262H163ZM198 264H199V263H198Z\"/></svg>","mask_w":264,"mask_h":264}]
</instances>
